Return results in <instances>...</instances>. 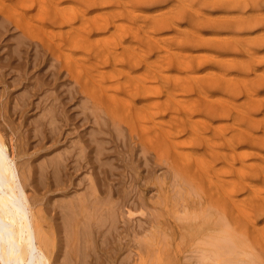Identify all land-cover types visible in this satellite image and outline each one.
I'll return each instance as SVG.
<instances>
[{"label":"rangeland","instance_id":"1","mask_svg":"<svg viewBox=\"0 0 264 264\" xmlns=\"http://www.w3.org/2000/svg\"><path fill=\"white\" fill-rule=\"evenodd\" d=\"M6 1V5H8V7L10 6L9 4H7V2L8 3H10L11 2V6L14 4V0H5ZM21 1V0H20ZM26 1V2H25ZM44 0H23V2L21 1V2H19V0L17 1V2H15V7L14 6H12V9H11V13H9L10 11H7V10H10V9H8L7 7H5V10L8 12V14L6 13V11H4V7L2 8L1 6H0V132L4 135L5 134V136H7L8 135V133H9V135L7 136V137H5L6 138V140H8V139H10V140H8L7 141V143L8 144H10L9 146H12V144H13V146H14V144H15V146L13 147L12 146V148H11V150L9 151V154H11V155H14L13 156V158L14 157H16V159L14 158V161H15V164H16V162H21V163H17L16 164V167H17V171H18V174H19V176L21 175V179H20V181L22 182L21 184H22V186H23V188H24V190L25 191H27V195H28V197H30V198H28V199H30V200H32L31 202H30V200H29V202L32 204V209H33V207H35L34 208V210H37V208H39L40 207V209H38V210H40V216L41 217H43V218H41V222H42V224H45V225H43L44 227H47V226H50L52 223V225L51 226H53L54 227V229H55V235H56V237H55V239H54V243H55V245H54V248H56V246H58L57 248H56V250L55 249H53V255L51 256V260H50V264H86V262H87V264H163L164 263V260H166V261H168L169 259H171V258H176L175 259V261H176V263L178 264V259H179V257H180V259H179V264H181V263H183V261H182V259L184 258L185 259V262H189V263H187V264H190L191 262L189 261V260H192V263L191 264H204V263H206V261L207 260H200L199 258H198V256H199V254L196 252V248H198V247H196V246H198V241H197V238L196 237H194L195 235V232H194V226H192V225H189L191 222H188V223H185L184 221V218L183 219H181L180 221V224H179V219H178V221H177V214H178V210H180V211H182V209H179L180 207L181 208H183L184 209V206H186L185 208H190V209H188V211L190 212V214L192 213V212H194V211H196V209H198L197 211H201V207L202 206H204V208L206 207V209H208V208H211V207H208L207 208V204H205L204 202H206V199L204 198V193H201L200 191H202V190H200L199 189V186L195 183V182H198L197 180L194 182V180H192L191 178L194 176L195 177V175H197V174H195V175H193L192 177H187V175H185L184 176V174L183 173H180L179 172V169H177V172H176V167H174L175 166V164L176 163H178V165H180V160H178V158H177V156L175 157L174 156V152L175 151H173L172 152V154H171V151L173 150L172 148H174V150H175V147H177V148H179V147H181V148H179V149H177L176 148V150H177V152H182V153H185L186 151H189V152H186L187 154H190L192 151H193V153L194 154H192V155H194L195 157H196V159H194L193 160V158H194V156H192L191 154H190V157L189 156H187L186 155V157L183 155V157H185L184 159L185 160H187V161H184V163H188V161H191V162H189L190 164H188L189 166H191V164H193V166H194V164L195 165H198L197 163H195V162H197L199 159H206V160H204V161H207V160H209L208 162H209V164L208 165H215L216 166V168L218 167L219 169H220V167L218 166V165H225V164H228V165H225V167H223V169H222V167H221V170L219 171H217L215 174H216V176H215V178H219V179H215L214 178V174L212 173H210V175L214 178H212L213 180L211 181H209V179H208V177H206L207 179H204L205 177H203L202 178V180L204 179L205 181H207V182H203V183H200L199 185H203V184H205V185H203V186H200V188L202 187H206V188H208L207 186H211V184L213 183V181H215V180H221V178H223V180H221L220 182L219 181H217V182H219V184H226L227 186H229V187H227V188H225L224 187V191L222 192V191H220V192H222L223 194H225L222 198H227L228 200L229 199H235L234 197H238V196H240V195H244V196H241L242 198H239L240 200H241V202H239L240 200L238 199V202L237 201H235L236 203H238L239 204V207H240V204L243 202V199H244V202L246 201V198H248L249 197V195L250 194H248L249 193V189H250V192L252 191V192H254L255 190H257V192H258V194H259V192L261 191V192H263L264 191V187H262V186H264V182H260V179H262L263 177H264V173L262 172V171H260V169L259 168H262L261 170H263L264 171V164L262 163H257V160L260 158H262L263 156H264V152H262L263 153V156H261L260 154H262V153H260L259 155H258V153L260 152V150L261 151H264V141H262L263 139H264V136L262 137V138H260L261 137V135L263 134L264 135V133L262 132V131H264V127H262V126H264V122H263V119H264V117H262L264 114V106H262V105H264V103L263 104H261L260 105V103H261V100H262V102L264 101V98H262V97H264V95H263V93H264V84L262 85H260V87H259V85H258V87H255L256 86V84L258 83V81H259V84H260V82L261 83H264L263 82V80L261 81L259 78L260 77H262V76H264V59L263 58H261L263 61H262V63L260 62V64H259V60L261 61V59H259L258 57L256 58V56L257 55H263L264 54V42L261 44L259 41H258V43H257V40H262V39H264L263 38V34H262V36H261V34H258V36L259 37H262V38H259L258 36V38L256 37V34H257V32L260 30V32H264V30H262V29H264L263 27H264V23H263V19H261L260 20V18H262L263 17V15H262V13H264V12H262V10H264V0H262V3L261 2H259V1H261V0H253V2L254 1H256V6L257 7H255L254 5H252V6H254L255 8H257V11L259 12H257L256 11V16L258 17H256L255 15H254V13H252V12H255V10H253V8H249L250 6H251V4H254L253 2H252V0H243V2L244 3H246L247 5H248V3H249V5L247 6L246 4H245V6H247V7H245V8H243V7H241V8H239V6H240V4L241 3H239V1L240 2H242L241 0H237L238 1V3L239 4H237V1L236 0H232V1H234V4H233V6H231V8L229 7V9H228V6H229V4H232L233 2H231L230 3V0H225L226 2H227V4H226V2L223 0L222 2H220L221 0H217V3H216V0L213 2L214 3V5L210 2V1H212V0H205V1H203V0H201V2H204V3H207V4H205L206 6L208 5V3L214 8H211L210 7V5H208L210 8H208V7H206V6H201V3L199 4V2L198 3H195L194 1H196V0H192V1H185V0H183V1H185V2H183V4L181 3L182 2V0H181V2H180V0L178 1V0H176L175 1V3L173 4V0L171 1V0H165L164 2H160L159 0L157 1V2H155V4H154V2L152 1V0H148V1H152V2H150V3H148V1L146 0V1H144V2H147L146 3V6L145 5H143L142 6V4L140 3V5L138 4V6H139V8H136L135 6H137L136 4H134V2L133 3H129V1H127V0H123V1H121V2H124V3H121L120 2V0H118L117 2L118 3H120V4H118V3H116L115 4V0H112V2L114 1V3H112V5L109 3V2H106V0L104 1V3H103V5H102V3H101V7H100V4L99 3H97L98 2V0H97V2H95L96 0H94V2L92 3V2H89V3H91V4H89L88 3V1L89 0H86L87 2H85V0L83 1H81V0H72L73 2L71 3V0H59L60 2H55V1H53L52 0V2H48V1H50V0H45V2H47V4H49V5H51L50 7H47V4L46 3H44L43 2ZM70 3H69V2ZM74 1H75V3H74ZM79 1H81V2H79ZM92 1V0H91ZM103 1V0H102ZM101 0H100V2H102ZM126 1L129 3H126ZM130 1H132V0H130ZM139 1H141V0H139ZM142 1V2H143ZM156 1V0H155ZM170 1V2H169ZM200 1V0H199ZM207 1H209V2H207ZM251 1V2H250ZM44 3V4H41V3ZM53 2H55V3H57V4H59V5H62V4H64L61 8H63V7H65L66 6V9H67V5L69 4L70 6H69V8L67 9V10H69V13H71L72 11H74V12H76V15L77 16H79L80 14H81V18L83 17H85V19H86V17H89L88 16V14L89 15H91V17H94L93 15L95 14V17L97 18H99L100 20H97L98 22L100 21V23H106L105 24V27H106V29H104L103 31H102V27H103V25L104 24H102L101 25V27H99V25H100V23L98 24V22L96 21V19L95 18H91V20H92V22H93V20H94V22H95V24H94V22H93V24L94 25H92V22L89 20V18H88V20L87 21H89V23H90V25H89V23H85L84 24V21L85 20H82V22H83V24L82 25H80V26H82L81 28H79L78 27V25H79V21H81V20H79V19H81V18H79V17H77V18H73V20L74 21H76V22H72L71 24L73 25V23H75L73 26H75L76 24H78L77 25V27H78V30H79V32H77V30H76V26L75 27H73L71 24H69V22L68 21H66L67 20V18H62V19H60V20H63L64 21V23H63V21L61 22V21H59V23L61 22V23H63V24H65V22H66V24H68V25H63V24H61V25H59V24H57V22H58V19H50L49 18V16H51V13L53 12L54 13V11H53V9H52V7H54V6H56V4H53ZM67 2V3H66ZM76 2H78V3H76ZM108 3V4H106V3ZM138 2V0H136V3ZM158 2L160 3V4H158ZM177 2H179L180 3V5L182 4V6H184V8H185V13H188V12H192L191 13V16L193 15L194 16V18L196 17H198V18H201V19H198V21H197V19H196V21H195V23L194 22H191V21H193L192 20V18L193 17H191L190 18V13L188 14L189 15V18L191 19L189 22H186L187 20H188V17H186V16H188V15H185V13L182 11V9L181 10H179L177 7V9L179 10V12H178V16H181V13L183 14L184 13V18L186 17V19L184 20V18L182 19V18H179L178 19V16L177 15H175L176 14V10H175V12H174V10H173V8H171L170 10L172 11V12H174L175 14V16H176V18L178 19V20H176L175 18H174V16L172 15V19H171V15H170V19H171V21L173 22V23H176V26L175 25H173L172 24V22L170 21V19L168 20V24L165 22V23H161V24H163V27H164V24H166V25H168V28H163V29H160V27L162 28V26H160V27H158L159 25H158V23L159 22H156V21H158L159 20V18H160V15H159V13L161 14V18H160V21L162 20V17L164 16L163 14H165V15H167L166 14V12L165 13H162V12H164L165 11V9L168 7V5H170V7H175V6H177ZM190 2H192V4L194 5V4H197L198 6H200V8L199 7H197V5H196V7H194L193 6V8H191L192 7V5H189V4H191ZM219 2V3H218ZM223 2H224V4L227 6V7H225V5L223 4ZM257 2H259V3H257ZM13 3V4H12ZM17 3V4H16ZM23 4V5H21V4ZM98 4V5H95V4ZM153 3V4H152ZM170 3H172V4H170ZM179 3H178V5H179ZM189 3V4H188ZM236 3V4H235ZM19 4V5H18ZM54 6H53V5ZM74 4H76V5H74ZM81 5L82 4V6L80 7V6H78V5ZM104 4H106V6L104 5ZM119 5V7L121 8V10L120 11H122L123 9H124V11H123V13L125 12L126 13V16H127V18H131L132 19V16H135V18H133L132 19V22L131 21H129L130 19H125L126 17H125V15L123 14V16L121 17V16H119L120 14H122V12H120L118 9H119V7H118V5ZM124 6H122V5ZM128 4V5H127ZM132 4H134L133 5V7L131 6ZM144 4V3H143ZM187 4V5H186ZM203 4V3H202ZM217 4H219V8L216 6ZM221 4H223L224 5V7H223V5H221ZM260 4V6H261V10L259 11V7H258V5ZM0 5H1V3H0ZM3 5L4 6H6L4 3H3ZM18 5V6H17ZM43 6V5H46V6H43L42 8L40 7V6ZM58 5V6H59ZM88 5H89V7H88ZM91 5V6H90ZM108 5H110V6H108ZM114 5V6H113ZM148 5V6H147ZM204 5V4H203ZM234 5H235V7H236V5L238 6V7H234ZM243 5V4H242ZM10 6V7H11ZM17 6V7H16ZM23 6V7H22ZM27 6V7H26ZM71 6L72 7H75V6H78L77 7V10H76V7H75V10L73 9V10H71L72 8H71ZM131 6V7H130ZM161 6V7H160ZM166 6V7H165ZM191 6V7H190ZM31 7V8H30ZM45 7H47V9L48 10H46V8ZM79 7H80V10L83 8V9H85L84 7H88L87 8V11H85V10H82V11H79L78 9H79ZM112 7V8H111ZM128 7V8H127ZM141 7V8H140ZM179 8H183V7H180V6H178ZM191 9H190V8ZM7 8V9H6ZM22 8H24L23 10L26 12V13H28V12H31L32 14H34V15H32L31 13H29V14H31V16L29 15V14H25V12H20V11H23L22 10ZM38 8H39V10H38ZM55 8V7H54ZM108 8H111L110 10L108 9ZM113 8H115V10L113 9ZM118 8V9H117ZM127 8V9H126ZM134 9V11H135V13H137L138 14V18L139 19H141L140 17H142V16H140L139 15V13L140 12H143L142 14L143 15H145V14H147V16L145 15L144 17H145V19H141V20H139L138 18H136V15H131V13H134V11H132V9ZM135 8H136V10H135ZM144 8L145 9H147V10H144ZM160 8V11L159 10H157V9H159ZM165 8V9H164ZM200 9V10H198V9ZM202 8V9H201ZM222 8H224V11H223V9ZM241 9V10H239V11H237V9ZM42 9V10H41ZM44 9V10H43ZM103 9H105V10H103ZM117 9V10H116ZM130 10L131 9V11H130V13H128L126 10ZM137 9H139V13L137 12L138 10ZM143 9V10H142ZM154 9H156V11L154 10ZM164 10V11H161V10ZM168 9V8H167ZM166 9V10H167ZM188 9V10H187ZM207 10V11H204V10ZM226 9V10H225ZM244 9V10H243ZM247 9H250V10H247ZM251 9H252V11H251ZM47 11V14H49L48 13V11H50V14H49V16L47 15H45L44 13ZM64 10H65V8H64ZM70 10H71V12H70ZM106 10L108 11V12H110V13H108L110 16H112V17H110L107 13H106ZM149 10V11H148ZM154 10V13L155 14H158V16L157 17H152L154 20L155 19H157L158 18V20H155V21H153L154 23L156 22L157 23V25H156V23H155V25L158 27V30H157V32H156V29L154 30V28L156 27V26H154V28H151L152 26H151V24H153V23H151L152 21H149L148 20V18L150 17V15H151V12ZM211 11V12H209V11ZM231 10L233 11V13L231 12ZM236 10V11H235ZM33 11V12H32ZM34 11L36 12V13H34ZM41 12V14H39L40 12ZM52 11V12H51ZM84 11H85V13H84ZM99 11V12H98ZM100 11H102L103 13V15H99L100 14ZM111 11H113V12H116V13H113L114 15H112V13H111ZM170 11V12H171ZM202 11V12H201ZM203 11H204V13H203ZM214 11V12H213ZM215 11H217V12H215ZM221 11L222 12H224L223 14L226 16H223V14L221 13ZM231 12V14L233 15L234 13H236L237 12V14H238V12H242L241 14H240V17H241V19H240V17H239V20H242V21H238L237 20V18L238 17H236V14H234V16L233 17H235L236 18V21H232V24L234 25V26H236L237 25V23H239V22H242V24H243V22L245 21L244 20V17H247V15L248 14H246V13H248V11H250V13H252L251 15H252V17H248V18H255L256 19V21L258 22V19H259V21H260V23H263V24H260L259 23V25H256L255 24V22L254 23H252L251 22V24L252 25H254L255 24V26H252L251 25V27L253 28H250V26L248 27L247 25H248V23H250V22H248L247 23V21L246 22H244V23H246V25H243V29L242 28H239V27H241L242 26V24H238V25H241V26H239L238 28H239V30L240 29H242V30H238L237 29V31H236V29H234V27H230V25H232L231 23H229L230 25H228L227 26V22H226V20L228 21V20H230V22H231V20H233L234 18H232V16H231V14H230V12L229 13H227V12ZM2 12H5L6 13V15H7V18L5 17L6 15H5V13L4 14H1ZM42 12H44V13H42ZM65 12H66V10H65ZM80 12V13H79ZM82 12H83V14H82ZM87 12V13H86ZM93 12H94V14H93ZM105 12V13H104ZM147 12V13H146ZM148 12H149V14L150 15H148ZM159 12V13H158ZM168 12H169V10H168ZM171 12V13H172ZM181 12V13H180ZM193 12H196V14L198 13L199 14V16L203 13V14H205L206 15V13L207 14H213V13H215V15L213 16V15H211V18L212 17H214V18H216V19H213V20H216V22H217V25H216V23L214 24V25H212L211 24V22L212 23H214V21H210V20H212V19H210V17H209V15H202V16H197L196 14H194ZM201 14H200V13ZM244 12H246V13H244ZM260 12H262V13H260ZM67 13H68V11H67ZM120 13V14H119ZM170 13V14H171ZM218 13V14H217ZM227 13V14H226ZM243 13H244V15L245 16H243ZM258 13V14H257ZM10 14V15H9ZM11 14H14V15H12V17H14L13 19L15 20V18H16V20L19 18V17H21V18H19V19H21L22 21L20 22V20H19V22H17V23H15V24H19V25H21V23H22V25L21 26H23V28H25V26H27L26 28H28L29 27V30H32V29H34L35 31L38 29L39 30V32H35L34 30V32H32V33H35V34H32L31 33V31H29L28 29H22V27H15V26H17V25H14L13 23H14V20H13V22L11 21L12 20V17H10L9 18V16H11ZM45 15V17H47L46 18V20H43V17L44 16H42V15ZM79 14V15H78ZM85 14H87V15H85ZM107 14V15H106ZM119 14V15H118ZM141 14V13H140ZM141 14V15H142ZM152 14H153V12H152ZM155 14H153V15H155ZM169 14V13H168ZM217 14V15H216ZM261 14V15H260ZM4 17H3V16ZM35 15H37V16H35ZM53 15V14H52ZM76 15H74L75 17H76ZM103 16V19H104V17H105V15L106 16H108V17H105V19H107V20H109V21H104L102 18H100L99 16ZM116 15H118L119 16V19H118V16H116ZM153 15H151V16H153ZM163 15V16H162ZM229 15V16H228ZM54 16V15H53ZM129 16V17H128ZM140 16V17H139ZM183 16V15H182ZM181 16V17H182ZM208 16V17H207ZM223 17L224 19L225 18H227V17H229V19L227 18V19H225L224 20V22H222L221 20H223V18L222 19H220L219 20V18L220 17ZM238 16V15H237ZM262 16V17H261ZM28 17L31 19V20H29L28 19ZM143 17V18H144ZM146 17H147V19H146ZM208 19V21H205L206 23H209L211 26H218L220 29H217L216 27H206L205 25H202V26H204V27H201V26H198L197 28H196V25H198L199 23H196V22H199V21H201L202 22V24H203V21L204 20H207L206 18ZM9 18V19H8ZM24 18H25V20H24ZM82 18V19H83ZM97 18V19H98ZM113 18V20H111ZM121 18V19H120ZM151 18V17H150ZM151 18V19H152ZM167 18H169V15H168V17L166 16V18L162 21V22H164V21H167ZM173 18H174V20H173ZM202 18H203V21H202ZM205 18V19H204ZM247 18V19H248ZM26 19L27 20H29V21H32L33 19V22L35 21V20H39V21H35L34 22V24L32 23V22H29V24H31L32 26H30L28 23H26V25H25V21H26ZM47 19H50V22H48V20ZM116 19H118V20H116ZM123 19V20H122ZM124 19L125 20H127V21H124ZM137 20V21H135V20ZM182 19V20H181ZM246 19V20H247ZM250 19H248V21L250 20ZM3 20V21H2ZM24 20V21H23ZM116 20V21H115ZM143 20H146V21H148V22H150L149 24H150V27L148 28V26H149V24L147 25V28H145L146 27V25H144L145 23H148V22H146V21H144L145 23H143L142 24V21ZM251 20H254V19H251ZM250 20V21H251ZM43 23H42V22ZM47 23H45V22ZM51 21H53V23L54 22H56L54 25H52L53 23L51 22ZM112 21V22H111ZM115 21V22H114ZM120 21L122 22V23H120ZM130 22L131 23V26L132 27H134V29L130 26L129 28L131 29L130 31H129V28H128V26H126L127 24L129 25L130 23H127V22ZM138 22L139 21V23L138 24H140V26H138V24H137V26H138V29L136 30V23L135 22ZM140 21H141V23H140ZM174 21H176V22H174ZM222 23V26H221V23ZM24 22V23H23ZM26 22H28V21H26ZM68 22V23H67ZM78 22V23H77ZM86 22V21H85ZM96 22H97V24H96ZM107 22H108V24H107ZM116 22H117V27H119L122 31H120V29H119V31H118V33L119 34H117V31H116V29H118V28H116L115 27V25H113V24H116ZM124 22H126V32H125V28H121V24H123ZM171 22V23H170ZM191 22V23H190ZM234 22V23H233ZM236 22V23H235ZM38 23H40V24H38ZM52 23V24H51ZM111 23V24H110ZM177 23L179 24V26L177 25ZM39 26H38V25ZM44 24V25H43ZM48 24H49V26H48ZM86 24H87V26H86ZM120 24V25H119ZM160 24V25H161ZM170 24V25H169ZM191 24V25H190ZM194 24V25H193ZM201 24V23H200ZM209 24H207V26H210ZM223 24L225 25V27L226 28H222L223 27ZM18 25V26H19ZM42 25V26H41ZM57 25V26H56ZM70 25V26H69ZM95 26V27H92V26ZM98 25V26H97ZM112 25V26H111ZM134 25V26H133ZM144 25V26H143ZM173 25V26H172ZM181 25H183V26H181ZM186 25H189L188 26V28H190V30H191V27L190 26H193V28L192 29H195V32L193 31V30H191V33L190 32H188V31H190V30H186V28L185 27H187ZM237 25V26H238ZM250 25V24H249ZM33 26H34V28H33ZM36 26V27H35ZM48 26V27H47ZM50 26H52V27H50ZM55 26V27H54ZM58 26H61L60 28H58ZM72 26V29H75L76 30V32H75V30H70V27ZM85 26V27H84ZM88 26L91 28L92 27V30L90 29H88ZM123 26H124V24H123ZM124 26V27H125ZM143 26V27H142ZM244 26H247L248 27V29H245V28H247V27H244ZM30 27L32 28V29H30ZM39 27H42V28H39ZM45 27H47V28H50V29H47V28H45ZM87 27V29H88V31L91 33L90 35H89V33H87L88 31H87V29H84V28H86ZM140 27H142L143 29H144V32H142L143 30H142V28L140 29ZM175 29H177V30H175V31H171V30H174L173 28ZM195 27V28H194ZM229 27V28H228ZM257 27H258V29H257ZM37 28V29H36ZM61 28H62V32H61ZM67 28H69V31H68V29H67V31H66V29ZM94 28H96V29H94ZM100 28H101V30H100ZM153 29V30H151V29ZM180 28V29H179ZM184 28V29H183ZM202 28V29H201ZM231 28V29H230ZM237 28V27H236ZM262 28V29H261ZM47 29V30H46ZM55 29H57V30H55ZM63 29H65V31L63 30ZM84 31L83 33H82V31ZM113 29V30H112ZM147 29V30H146ZM233 29H234V31H233ZM257 29V30H256ZM24 32V31H26V34L28 35V31L32 34H29L28 36L27 35H25L26 37H24V34L25 33H23L22 31ZM28 30V31H27ZM50 30H54L55 32H57V33H54V34H56V35H59V36H55L54 34H53V32L54 31H51L50 32ZM96 30V31H95ZM101 32H100V31ZM112 30V31H111ZM115 30V32H114V37H115V39H116V41H114L113 42V40H115L114 38H113V31ZM133 30H135L134 31V33H136V31L138 32V31H140V32H138L139 34L142 32V34L145 36V35H148V39H147V36H146V39H144V36L142 35V34H140V35H142L143 36V38H141L140 37V39L138 40V38L137 39H135V40H133L134 38H136L135 36H133ZM142 30V31H141ZM160 30V31H159ZM169 30V31H168ZM180 30V31H179ZM186 31V36H184V34H182V33H184V32H182V31ZM253 30H255V31H253ZM44 31H46L45 33H44ZM63 34V35H61L60 34V32ZM64 31V32H63ZM71 31V32H70ZM124 31V35L122 34L121 36H120V33H122ZM127 31H128V33H127ZM149 31H150V34L151 33H153L152 34V36L153 37H150L151 35H149V34H147V33H149ZM177 31V32H176ZM197 31V32H196ZM200 31V32H199ZM202 31H204V32H202ZM209 31V32H208ZM212 31H214L216 34H218V35H216L215 33H212ZM217 31H219V32H217ZM227 31H230L231 33H233L234 32V34H235V32H238V33H241V34H246L245 36L243 35H241L240 36V34H238V33H236L235 35H237V37L238 38H240V40H241V43L244 41V40H246L247 38H249V37H253L254 38V35L253 34H255V37H256V42H251L252 40H253V38L251 39H247V41H245L244 43H239V39L233 34L232 36L234 37V38H231L230 39V35H231V33H229V36L227 35L228 33H227ZM252 31V32H251ZM22 32V33H21ZM43 32V33H42ZM49 32H50V34H51V36H50V34H49ZM68 32H70L69 33V35H72L73 33H75V35H77L78 36V38H79V40H81V39H86L87 38V43H88V41L90 42L91 40H92V38L94 39V36L96 35V37L95 38H98V39H94V42H96L97 41V43L95 44H93L92 42L93 41H91V43L94 45H91V47L93 48V52L95 51V53H97L98 52V50H95L94 48L96 47L97 49H99V47L101 48H104L103 49V52H105V51H108L106 54H107V56H106V59L107 58H110V59H107L108 61H109V63L107 62V60H105V62H107V63H105L104 62V60L103 61H101L102 59H104L105 58V55H102V57L104 56V58H102L101 57V52H102V50H100L99 49V55L97 54L96 56L98 57H96V56H94L95 55V53H93L92 54V51H91V47H90V45L88 46V44H87V46L84 44L85 42H83V44H84V47L86 46V48L87 47H90L89 48V50L91 51V53H90V51L89 52H87L88 51V49H87V51H85V52H87V54L88 53H90V55L88 54V56H89V59H88V57L87 58H85L87 55H86V53L84 54V50L86 49V48H83V46H80V43L82 42V40H81V42H79V44H78V42L76 43V42H71V39H70V41L69 42H71L72 43V45H71V43L69 44V42H68V37H69V35L67 34ZM73 32V33H72ZM81 32V33H80ZM97 32V33H96ZM132 32V33H131ZM172 33V35H174L175 34V32L177 33V35L175 36L174 35V37L171 35V33ZM180 32V33H179ZM188 32V33H187ZM192 32H194V33H192ZM222 32V33H221ZM225 32V33H224ZM243 32V33H242ZM246 32V33H245ZM249 32V33H248ZM259 32V33H260ZM72 33V34H71ZM111 33V34H110ZM115 33L117 34V36L118 37H116L115 36ZM146 33V34H145ZM155 33V34H154ZM159 33V34H158ZM169 34V36H167L168 34ZM174 33V34H173ZM198 33V34H197ZM201 33H203V34H201ZM227 33V34H226ZM42 35V37L43 38H39L38 39V37H40V35ZM45 34H47L48 35V37H46L45 36ZM79 34H82V36L81 35H79ZM83 34H84V36H83ZM85 34H87L88 35V37H86L87 35H85ZM99 34L100 35H102V36H108L106 39L107 40H110V41H107L106 39H104V37H103V40H104V42H103V40L101 39V36H99ZM106 34V35H105ZM127 34V35H126ZM137 34V33H136ZM162 36H161V35ZM165 34V35H164ZM167 34V35H166ZM178 34H180V35H178ZM201 34V35H200ZM207 36H206V35ZM222 34V35H221ZM224 34V35H223ZM249 34V35H248ZM251 34V35H250ZM35 37H34V36ZM37 35H38V37H37ZM67 35H68V37H67ZM74 35V36H75ZM112 37H111V36ZM132 36L133 38H130L131 39V41L130 40H128L129 39V37L128 36ZM135 35V34H134ZM139 35V36H140ZM158 35V36H157ZM182 35V36H181ZM187 35H191V37H189V36H187ZM197 36V37H199V38H201L202 40L201 41H204L207 45H205L203 42V44H202V46L199 44V38H198V42L195 40V38L193 37V36ZM201 37H200V36ZM214 35L215 36H219V37H214ZM240 37H239V36ZM248 35V36H247ZM253 35V36H252ZM30 36V37H29ZM33 36V37H32ZM63 36V37H62ZM99 36V37H98ZM137 36H138V34H137ZM138 36V37H139ZM154 36H157L158 38H159V40L157 39V37H154ZM163 36H166L167 38L168 37H170V36H172V38H169V40L166 38V37H164L163 38ZM178 36H181V37H184V41L186 40V38L187 39H189L191 42L192 41H195L196 43H198L200 46H198L197 47V44H195V42H192V43H194L196 46H194L193 47V44L191 45L190 43L191 42H189L188 40H186V43H188V44H185V45H182V46H180V47H178L177 45L175 46L174 44H177L178 43V45H181V44H179L180 43V41H178L179 39H181V37L180 38H178ZM212 36V37H211ZM222 36V38H223V40H220V39H222V38H220ZM229 38H228V37ZM231 36V37H232ZM29 37V38H28ZM46 37V38H45ZM71 37V36H70ZM89 37H90V40H89ZM92 37V38H91ZM110 37V38H109ZM178 39H176V38ZM194 39H193V38ZM197 37H196V39H197ZM211 37V38H210ZM247 37V38H246ZM20 38V39H19ZM50 38H52V39H50ZM77 38V37H76ZM78 38L77 39H75V37H74V39L75 40H73V41H78ZM99 38H100V43H98V40H99ZM117 38H120V42L123 44V46H122V44L118 41V39ZM121 38H123V40L121 39ZM125 38V39H124ZM165 38L167 39V43H166V41H165ZM175 39L174 41H176V42H174L173 43V45H172V39ZM208 38V39H207ZM209 38H210V40L212 39L213 41L215 40V41H218V40H216V39H218L219 38V40H220V44L219 43H217V45L218 46H220L221 48H222V46L225 44V42H226V46L228 45V44H230L229 42H228V40L230 41V40H232L231 41V43H234L235 44V47H234V45H231V46H233V50L231 51V49H232V47L230 48V47H227V50H223V48L221 49L220 47H218L219 49H217L215 46H216V42H211V41H208L209 40ZM225 38V39H224ZM242 38H244V40L242 39ZM246 38V39H245ZM41 39H44V41H41ZM45 39L47 40V41H45ZM54 39V40H53ZM59 39V40H58ZM72 39H73V36H72ZM141 39H144V40H142V42H144V44L143 43H140V41H141ZM160 39H163V40H160ZM191 39H193V40H191ZM204 39H206V41L204 40ZM234 39V40H233ZM255 39V38H254ZM32 40V41H31ZM58 40V41H57ZM60 40H62V41H60ZM112 40V41H111ZM137 40V41H136ZM149 40V41H148ZM150 40L151 41H153V43H151L150 45H148V47L149 48H147V50L146 49H143V48H146L147 47V44L148 43H150ZM155 40H157V41H159V43L157 42V41H155ZM172 40V41H171ZM249 40H250V43H249ZM41 41V42H40ZM49 41V42H48ZM52 41H55V43H56V41H57V43H58V45H60L61 44V42L63 43V42H66V43H63V46H64V44H68V46H67V48L65 47H63L64 48V50L65 49H68V48H70L69 50H71V51H68V50H63V48H61L60 46L62 45H60L59 47L60 48H57V47H55V43L54 42H52ZM83 41H86V40H83ZM109 42V44H114L115 46H116V44L118 45L117 46V48H115V46L113 47V46H110V48L107 46V42ZM127 41H130V42H127ZM136 41V42H135ZM171 42V45H170V43L169 42ZM178 41V42H177ZM181 41H183V38H182V40ZM183 41V43H185ZM221 41H223L224 42V44L221 42ZM234 41H236V42H234ZM255 41V40H254ZM263 41V40H262ZM45 42L49 45V43H50V46L48 47V50L46 49L47 47H45L47 44H45ZM101 42H103V45L105 44L106 45V47H108V49L106 50L105 48V46H103L102 45V43ZM111 42V43H110ZM127 42V43H126ZM160 42H164L163 44L164 45H162V43L160 44ZM247 42V43H246ZM34 43V44H33ZM56 43V44H57ZM90 43V44H91ZM134 43H136V44H134ZM138 43H139V46H138ZM146 43V44H145ZM154 43L156 44V46L154 45ZM208 43H209V47H208ZM211 43L212 44H214L215 46H213V45H211ZM221 43H222V45H221ZM236 43H237V45H236ZM255 43V45H258L259 47H257V46H253V44ZM257 43V44H256ZM42 44V45H41ZM45 44V46L43 47V45ZM52 44V45H51ZM83 44H81V45H83ZM120 44V45H119ZM133 44V45H132ZM159 44V45H158ZM166 44V45H165ZM167 44H169V45H167ZM239 44H241V45H239ZM245 44H249V45H252V46H247V45H245ZM261 44V45H260ZM98 47H97V46ZM101 45V46H100ZM124 45H126L127 46V48L130 50V52H132L131 51V48H132V50H133V54L132 55H134L133 57H137V58H139V59H142L139 63H137L138 62V60L136 59V61L137 62H133V61H131L132 62V64L130 63V65H132V69L130 68V67H128V66H130L129 65V62H130V59L127 57L128 55H126L125 54V52L128 50V49H126V48H124V47H126V46H124ZM135 45V46H134ZM142 45H143V47H142ZM157 45H158V47L160 48V49H158V47H157ZM244 45H245V49H242V46L244 47ZM129 46H131V47H129ZM150 46L152 47V49L150 48ZM162 46H164V48L162 47ZM166 46V47H165ZM168 46V47H167ZM172 46V48H173V50L175 51V52H177V56H176V53L174 54V53H172V52H174L172 49H170V47ZM175 46V47H174ZM183 46H185V47H183ZM189 46H191V47H189ZM212 46V47H211ZM229 46V45H228ZM246 46L248 47V48H250V50L252 49V51H254V50H256L255 51V53L254 54H256V55H254L255 57H252L253 55H250L251 53H244L245 52V50L246 51H248L247 49H246ZM55 47V49L54 50H52V48H54ZM77 47V48H76ZM79 47V48H78ZM112 47H113V49H112ZM121 47H122V49L124 50V51H122L121 50ZM135 47V48H134ZM138 47H140L141 49H143V50H140ZM155 47V48H154ZM157 47V48H156ZM180 50V52L182 51L183 53L185 52V55H187V56H185L182 52L180 53V55H179V50L177 49V48ZM182 47H183V49H182ZM193 47V48H192ZM197 47V48H196ZM239 47V48H238ZM253 47V48H252ZM49 48H50V50H49ZM73 48V49H72ZM75 48V49H74ZM101 48V49H102ZM134 48V49H133ZM175 48H176V50H175ZM182 50H181V49ZM184 48H185V50H184ZM186 48H188V49H190V50H186ZM201 48V49H200ZM202 48H203V50L206 52V53H208L209 51L210 52H212L213 53V55L212 54H210V55H212L213 57H210L208 54H206V53H204L203 51H202ZM226 47H225V45H224V49H225ZM236 48V50H234ZM255 48V49H254ZM59 49H61V50H59ZM80 51H79V50ZM84 49V50H83ZM139 49V51H142V52H144V53H141V52H139L138 54H137V50ZM151 50V52L149 53V50ZM163 49H165L164 51H163ZM169 49V50H168ZM195 49H197V50H195ZM200 49V50H199ZM205 49H207V50H205ZM262 49V50H261ZM59 51L60 52V54L64 57V56H68V58H70V60L68 61V62H72L73 60L72 59H74V57H76L75 55L76 54H79V56L77 55V57L78 58H80L81 60H83V61H81L80 59V61H79V63L80 64H76L74 67L75 68H77L78 67V69H76V71H77V73L78 74H80V75H83L82 77L84 78H82L81 76H78V74L76 73V71L75 70H73V66L71 65V64H75L77 61H78V58L76 57V59L77 60H74V61H76V62H70V65L69 64H65V61L64 60H66L65 58H64V60H63V58H62V56L60 55L59 56V54H56L55 53V51ZM72 50H74V55H73V51ZM110 50H112V51H110ZM117 52H115V51ZM121 50V51H120ZM129 50H128V52H126L127 54H129L130 55V52H129ZM159 50V51H158ZM161 50V51H160ZM166 50H167V52H166ZM209 50V51H208ZM238 50H240V51H238ZM241 50H242V53L244 54V57H249L250 56V58H251V61L252 60H254V61H256V59H258L256 62H254V61H252V62H254V63H252L250 60H248L249 62H250V64H249V67H248V64H247V59H245L246 61H244V59H242L243 58V56L241 57V55H243L242 53H241ZM250 50L248 51V52H250ZM261 50V51H260ZM49 51V52H48ZM61 51H62V53H61ZM67 51H68V53H70V54H68L67 53ZM118 51H120V53H122L123 55H121ZM137 51V52H136ZM148 51V53H146ZM154 51H156V52H154ZM170 53H169V52ZM190 51V52H189ZM194 51V52H193ZM198 51V52H197ZM214 51L216 52L215 54H217V56H215V54H214ZM238 51V52H237ZM251 51V52H252ZM66 52V53H65ZM80 52V53H79ZM83 52V53H82ZM102 52V53H103ZM110 52H112L111 53V55L114 53L115 55V57L113 56H110ZM154 52V53H153ZM186 52H188V54H190V55H188ZM201 52H203L205 55H207L208 56V58L210 59V61L213 59V58H217L216 60V63L214 62L215 61V59H213L212 61H211V63L209 62V59L207 58V56H203V54L201 53ZM209 52V53H210ZM217 52H219V54L217 53ZM227 52V53H226ZM259 54H258V53ZM50 53H51V55H50ZM58 53V52H57ZM63 53H64V55H63ZM119 53V54H118ZM146 53V54H145ZM157 53V54H156ZM158 53H160V54H158ZM195 53V55H193ZM197 53H199V54H197ZM221 53H224V55L223 54H221ZM228 53H230L229 55H228ZM232 53V54H231ZM236 53V54H235ZM253 53V52H252ZM53 54H54V56H53ZM72 54V55H71ZM144 54V55H143ZM156 54V55H155ZM162 54V55H161ZM163 54H165V55H163ZM169 54H171V56L172 57H168L167 59L169 60L170 58H172V60L170 61L171 62V64H168L167 62H169V61H167L166 60V55H169ZM173 54H174V56H173ZM183 54V55H182ZM192 54V55H191ZM196 54L198 55V57L196 56ZM202 54V55H201ZM58 57H57V56ZM81 55V56H80ZM116 55H117V59H119L118 60V62H117V59H115L116 58ZM118 55H119V57H118ZM132 55H130V58H131V60H132ZM158 55H160V56H158ZM183 56V57H187V58H189V59H187V60H185L183 57H181L180 58V56ZM227 56V57H224V56ZM261 55V56H262ZM70 56H73V58H71ZM91 56V57H90ZM94 56V57H93ZM109 56V57H108ZM121 56H123V57H125V59L124 60H127V58H128V63H125V65H124V63H123V57H121ZM142 56H144V57H142ZM165 56V57H164ZM175 56H176V58H177V61H179V63H183L184 61H186V63L188 64V63H190V65L188 66V68H187V66L186 65H184V64H186L185 62H184V67L183 68H181V66L182 65H180L179 63H177V61L176 60H174L175 59ZM179 56V57H178ZM188 56H190V57H192V59H194V60H190L191 58L190 57H188ZM223 56V57H222ZM239 56L241 57V61L239 60ZM53 57H56V59H53ZM102 59H101V58ZM148 57V58H147ZM161 57V58H160ZM173 57H174V59H173ZM194 57V58H193ZM200 57V58H199ZM219 57H220V59L221 60H219ZM229 57V58H228ZM231 57V58H230ZM263 57V56H262ZM67 58V59H68ZM91 58H94L95 59V61L94 62H96V60L97 61H100L101 63H99V62H96L98 65L99 64H101V66L104 64V66L103 67H101V66H99L100 68H102V69H104V70H102V69H100L99 67L97 68L96 66H98V65H94L93 66V64L92 63H94V62H92L93 60L91 59ZM112 58H114L115 60L113 61V59ZM151 58V59H150ZM154 58H155V60H158V61H153L154 60ZM158 58V59H157ZM160 58V59H159ZM163 58V59H162ZM183 58V59H182ZM222 58H224V59H222ZM236 61H234L233 59ZM236 58H237V60H236ZM249 58V59H250ZM253 58V59H252ZM256 58V59H255ZM53 59V60H52ZM58 59V60H57ZM88 59V60H87ZM99 59V60H98ZM101 59V60H100ZM165 59V60H164ZM179 59V60H178ZM198 59V60H197ZM207 59V60H206ZM230 59H231V63H237L238 65H240L239 64V61L242 63V60L244 61V62H246V68H242V70L244 69L245 71L247 70V69H249L250 68V70L246 73V72H244V70H243V74H246V75H242L241 76V74H242V71L240 70V68H241V65L240 66H238V70L241 72H239L236 68H234L233 69V67H237V64L234 66V64H233V66L231 65V69H230V67H228L229 69H227V70H225V72H224V69H225V66H226V64L228 65V63H230V62H228V61H230ZM61 60V61H60ZM84 60H85V62L86 61H88L87 63H85L84 62ZM92 60V61H91ZM120 60H122L121 62H119ZM146 60V61H145ZM149 60H151L150 61V64H149V62L147 63V61H149ZM161 60V61H160ZM181 60V61H180ZM184 60V61H183ZM188 60H190L189 62H187ZM201 60V61H200ZM204 60H206L207 62H205ZM225 60H227L226 61V64H224L223 65V63L222 62H224ZM58 61V62H57ZM92 62V63H89V62ZM112 61V62H111ZM163 61V62H162ZM183 61V62H182ZM191 61L193 62V66L195 67H193L192 65H191ZM61 62V63H60ZM66 62H67V60H66ZM104 62V63H103ZM114 62V63H113ZM125 62V61H124ZM146 62V63H145ZM151 62H153L152 64H151ZM248 62V63H249ZM83 63H85V64H92L91 66H93L94 67V69L95 68H97V69H99V70H93L92 69V67H90V65H86L85 66V68H86V70H87V67H88V74H87V71L84 69V67H82V69L83 70H81V66L83 65ZM95 63V64H96ZM119 63V64H118ZM157 63H159V64H161L160 66H162L161 68H162V71H160V72H158L159 71V69H161L160 67L159 68H157L156 70H155V68L159 65H155V64H157ZM167 63V64H166ZM176 63V64H175ZM202 63V64H201ZM62 64V65H61ZM116 64V65H115ZM128 64V65H127ZM138 64V65H137ZM149 64V65H148ZM166 64V68H165V66L163 67V65H165ZM179 65V67H177L178 65ZM215 64V65H214ZM219 64H220V66H219ZM245 64V63H244ZM251 64H253L254 65V67L252 68V65ZM78 65H80V67L78 66ZM107 65V66H106ZM120 65V66H119ZM122 65V66H121ZM124 65V66H123ZM146 65V66H145ZM148 65V66H147ZM151 65V66H150ZM169 65V66H168ZM224 66V69L222 68V70H223V72H221L222 70H221V66ZM229 65V66H230ZM258 66V67H256V66ZM261 65H262V67H261ZM65 66L67 67H70V66H72V68H71V70L69 69L68 70V68H65ZM77 66V67H76ZM110 66V67H109ZM126 66V67H125ZM135 68H134V67ZM143 66V67H142ZM171 66V67H170ZM190 66H192V68H194L193 70L195 71V70H197V71H192L191 70V68H190ZM202 66V67H201ZM210 66L212 67V66H214V67H212V68H210ZM222 66V67H223ZM251 66V67H250ZM90 67V68H89ZM115 68V71H112V73H110L111 72V70H113V69H111L110 70V68ZM168 67V68H167ZM197 67V68H196ZM218 67V68H217ZM220 67V68H219ZM240 67V68H239ZM248 67V68H247ZM107 68H108V70H110V72L109 71H107ZM128 70H127V69ZM140 68V69H139ZM154 68V69H153ZM177 68V69H176ZM178 68H180V70L178 69ZM190 68V69H189ZM256 68V69H255ZM261 68H262V72H263V74H262V72H259V71H261ZM66 69L68 70V72H66ZM90 69V70H89ZM92 69V70H91ZM122 69H126L125 71L124 70H122ZM148 69V70H147ZM154 71H153V70ZM205 69H207L206 71H205ZM216 69V70H215ZM251 69H253L252 71H251ZM84 70H85V72H84ZM102 70V71H101ZM105 70H106V73H108L107 75L106 74H104V72H105ZM116 70H122L124 73H121L120 71V73H121V76H122V78L123 79H121V77H120V75H117L118 73L116 72ZM131 70V71H130ZM164 70V71H163ZM175 70H177V71H175ZM191 70V71H190ZM208 70H210L209 72H208ZM211 70H213V72L214 73H212L211 72ZM220 72H219V71ZM256 70V71H255ZM79 71H81L82 73H80ZM89 71H91V72H89ZM94 71V73H96V74H92V72ZM100 73H99V72ZM126 71H128L127 73H130V74H132L133 72L134 73H138L136 76L138 77V78H141V80H143L142 82L138 79V82H135V81H137L136 79V76L134 75H131V76H129L127 73H126ZM141 71L143 72V73H141ZM218 71V73H220V74H222L223 73V75H220V74H218V73H216V72ZM226 71H228V72H226ZM236 71V72H235ZM253 71H254V73H253ZM84 72V73H83ZM113 72L114 73H117V74H113ZM147 72V73H146ZM151 73V76L150 75H148V73ZM198 72H199V75H197L198 74ZM203 72H204V75H205V77L208 75L209 76V73H211V75L209 76V77H211V80H212V78L214 77V78H216L217 80L219 79V80H221V78L222 77H220V76H224V79H222L221 81H223L224 80V83H225V81H226V76H227V80H229V81H227V83L229 84L228 86L229 87H231V84L232 83H234V82H236V81H238L239 82V75L241 76V77H243V76H245V77H243L244 78V80H245V78H246V76H247V78L249 79V80H252V79H256L257 77H258V73H261L260 75H262V76H260L259 75V78H257L256 80H258V81H256L255 79V81L257 82L256 84H253L254 83V80H252V82H250V84L251 85H255V86H252V87H250L251 85H249L248 84V82L245 80H242V82H245V84L248 86V88L245 86V84H243V86L244 87H246L245 89L242 87V85H241V83L242 82H239L238 83V85H240L239 87H241L240 88V90L242 89V91H240L239 93V95H236V96H234V93H233V96H231V94H232V92L231 91H233V90H231V88H227V87H224V88H226V89H228V91H230L229 93H231L230 94V96H229V94H227V90H226V92H223V91H225V90H223L224 88H223V86H225L224 84H222L223 86L222 87H220V90H216V89H219V85L218 84H221V83H223V82H220V83H218L219 82V80L217 81L216 79H214V81H212V82H210L211 80H209V82H210V84L209 83H207V84H209V86H207V84H206V82L207 81H205V83H203V82H201V80H199V78L201 77H204V75H202L203 74ZM230 72V73H229ZM231 72H232V74H231ZM54 73V74H53ZM73 73L74 74H76L77 76H78V78H77V82H76V78L74 77H72L71 75H73ZM85 73L87 74L86 76L88 77V79L89 80H91L90 82L88 81V79H87V77H86V79H85V77H84V75H85ZM89 73H91L90 75H91V77H92V79L93 80H96V81H92V79H91V77H89ZM133 73V74H134ZM140 73V74H139ZM165 73V74H164ZM173 73H178L179 75L182 73V76H183V78L181 79V77L182 76H180V78H178L175 74L172 76V74ZM191 73V74H190ZM206 73V74H205ZM240 73V74H239ZM71 74V75H70ZM101 74V75H100ZM105 76V80H107V81H103V75ZM112 74H113V76H112ZM125 74H127V76L129 77V78H127V76L125 75ZM141 74H142V76H141ZM155 74V75H154ZM166 74H169L168 76V79L167 80H169L170 81V84L168 83V81H165L166 80V78H167V75ZM196 74V75H195ZM214 74H218V78H217V76L215 75V76H212V75H214ZM233 74H235L234 76H233ZM249 74V75H248ZM255 74V75H254ZM258 74V75H257ZM70 75V76H69ZM95 76V79H94V76ZM98 75H100V76H98ZM115 75V76H114ZM126 77H125V76ZM139 75V76H138ZM144 75V76H143ZM149 77H148V76ZM157 75H160V78L162 79V77L163 78H165V79H163L166 83H164V81L162 82V80L161 79H159V77L157 76ZM195 75V76H194ZM226 75V76H225ZM237 75V76H236ZM74 76V75H73ZM109 76V79L107 78ZM116 76H118V80H117V84H115V85H113L114 83H116ZM153 76H154V79H155V81H153L152 79H153ZM156 76V77H155ZM176 76V77H175ZM190 76H194V77H196L197 79H195V78H191ZM198 76H199V78H198ZM207 76V77H208ZM233 76V78H231V80L229 79L230 77H232ZM252 77V79H250L251 77ZM256 76V77H255ZM73 79H72V78ZM120 77V78H119ZM146 77L147 78H149L148 80L146 79ZM173 77V78H172ZM207 77H206V79L205 80H207ZM229 77V78H228ZM132 78L134 79V82H135V85H137V84H141V86H145V87H147L148 88V83H151L150 84V87L148 88L149 90L147 91L146 89H143V87L141 88V86H139V88H141V89H143L144 90V94H143V91L141 90V89H139V88H136L135 89V87L132 85V84H134V82H132L133 80H132ZM152 78V79H151ZM186 78V79H185ZM188 78H190L189 80H188ZM200 78V79H201ZM234 78L236 79V81H234ZM111 79V80H110ZM113 79H115L114 81V83H113ZM124 79H126L127 81H125L126 83H127V85H126V83L124 84V81H122V80H124ZM192 79L194 80H197V82H201L200 84L202 85H199L196 81V83L195 82H193L192 81ZM210 79V78H209ZM232 79H233V81L234 82H232L231 83V81H232ZM263 79H264V77H263ZM74 80V81H73ZM88 81V82H86V81ZM99 80L102 82V83H105V84H102V86L99 84ZM109 80V81H108ZM149 80H151V81H149ZM160 80V81H159ZM176 80H177V82H176ZM83 81V82H82ZM128 81L129 82H131V88L132 89H130V86L128 87ZM146 81H149L148 83L146 82ZM153 81V82H152ZM157 81H159V82H161V83H163L162 85H165V89L164 88H159L158 86L156 87V85H161L159 82V84L157 83ZM203 81H204V78H203ZM79 82V83H78ZM98 82V83H97ZM108 82H112L111 84L110 83H108ZM118 82H119V86L121 87V89H120V87H117L118 86ZM123 84H122V83ZM145 82V83H144ZM180 82V83H179ZM187 82H190V84L191 83H193L191 86H192V88L193 89H190L189 87H191L190 86V84H187ZM83 83V85H80V84H82ZM85 83V84H84ZM93 83H94V85H93ZM155 83H157V84H155ZM172 83V84H171ZM203 83V84H202ZM213 83H214V85H213ZM216 83V84H215ZM218 83V84H217ZM237 83V82H236ZM236 83H234L235 84V86H232V88H234V90H239V89H237V88H239L238 87V85L236 84ZM28 84V85H27ZM73 84V85H72ZM86 84H87V86H86ZM88 84H89V86H91V84H92V87L94 86L95 87V89H93L92 87H91V89H90V87H88ZM99 84V85H98ZM110 84V85H109ZM143 84V85H142ZM145 84V85H144ZM155 85V87H152V85ZM167 84V85H166ZM183 84H187L186 86V88L184 87L183 88ZM205 84V85H204ZM104 85H106L105 87L107 88L104 92H102L104 89H105V87H104V89H103V86ZM184 85V86H185ZM196 85H199L198 86V88H197V86ZM203 85H204V87H203ZM31 86V87H30ZM36 86V87H35ZM39 86V88H37ZM80 86H84L83 88L85 89V87H86V90L85 91H83L84 93H87L86 91H88V93L92 96V94H94L93 96H97V99L95 100V98L94 97H92V98H90V100L88 99V97H89V94H88V97H85V96H87V95H85L84 93L82 94V90L83 89H81L80 88V90L81 91H79V87ZM96 86H97V88H96ZM101 87V89H100V87ZM125 86V87H124ZM126 86H127V88H126ZM171 86V87H170ZM172 86H173V88L174 89H176L175 91L176 92H173V95H175V96H173L171 93H169V92H167V90H166V88H172ZM123 87H124V89H123ZM144 87V88H145ZM214 87H216L215 88V90L213 89ZM254 87V92L252 91V88ZM28 88V89H27ZM32 88V89H31ZM71 88V89H70ZM126 88V89H125ZM155 89V90H160L161 92V94L159 95L158 93L156 94V96L153 94V93H151V91H150V89ZM169 88V89H170ZM173 88H172V90H173ZM196 88V90H194ZM200 88V89H199ZM201 88L203 89H205V88H207V92L208 91H210V92H205V90H201ZM210 88V90H208ZM223 88V89H222ZM250 88V89H249ZM257 88V89H256ZM71 90V91H69V90ZM73 89V90H72ZM93 89V90H92ZM115 89H118V90H116L117 92H111L112 90H115ZM133 89H134V91H133ZM152 89V90H153ZM182 89V90H181ZM199 89V90H198ZM249 89V91H250V93L251 92H253L254 93V95H256L255 97L253 96V93H251L252 94V96H251V94L249 93V91H248V93L246 92L247 90ZM35 90V91H34ZM92 90V91H91ZM101 90V91H100ZM107 90H109L110 92L108 93V94H110L109 95V97L112 99V101H111V99H110V101H109V97H106L108 94H106L105 95V93H107ZM124 90V91H123ZM125 90H128L130 93H133V95L132 94H130L128 91V93L126 94V92H125ZM136 90H138V91H136ZM142 92H141V91ZM154 90V91H155ZM212 90V91H211ZM244 90H246V91H244ZM258 90V91H257ZM26 91V92H25ZM41 91V92H40ZM94 91H95V93H97V92H101L100 93V95L97 93V94H95L94 93ZM165 91V92H164ZM179 91H181V92H179ZM184 91V93H182ZM201 91H203V92H205V93H202ZM255 91H257V94H256V92ZM261 93H260V92ZM263 91V92H262ZM23 92H24V94H23ZM137 92V93H136ZM142 94H141V93ZM153 92V91H152ZM156 92V91H155ZM247 93V94H245L247 97L250 95V98H249V100H252V98H254V104L256 103V102H258L259 104H257V105H255V110H254V108H252V106H251V108L248 106V103L247 102H250L249 100H248V98L246 99V96L244 95V93ZM29 93V94H28ZM30 93H32V94H30ZM47 95H46V94ZM64 94V96H63V94ZM68 93V94H67ZM118 93H122L121 94V96H118V95H120V94H118ZM149 93H151V94H149ZM166 93H169V94H171L170 96L167 94V98L166 99H168L169 97V100L170 101H172L171 103H170V105H173V104H175V108L176 109H174V110H176L175 111V113L176 114H174V113H172V112H174V111H171L170 109H172V107L174 108V106H170V105H168L169 104V102H167L168 100H163V99H165V98H163V96H164V94L166 95ZM201 93L202 94H205V95H201ZM236 93H238V91L236 92ZM22 94V95H21ZM67 94V95H66ZM115 94H117V95H115ZM127 95V97L130 99H128L127 97H122V95ZM129 94V95H128ZM136 95V97H134V99H133V96H135ZM179 94V96H177ZM206 94H208V97H207V95ZM215 94V95H214ZM228 96H227V95ZM24 95V96H23ZM28 95V96H27ZM31 95V96H30ZM69 95V96H68ZM85 95V96H84ZM104 95H105V97H104ZM113 95V96H112ZM114 95L116 96V97H119V98H116V97H114ZM130 95H132V96H130ZM139 95V96H138ZM145 95H147L146 97L148 98V99H146L144 96ZM244 95V96H243ZM259 95V96H258ZM19 96V97H18ZM30 96V97H29ZM37 96H39V97H37ZM81 96V97H80ZM101 96H103V97H101ZM151 96H153V97H150ZM169 96V97H168ZM187 96V97H186ZM205 96V97H204ZM214 96H216V97H214ZM220 96H222V97H220ZM23 99H21V98ZM45 97L46 98H48V99H46L45 100ZM52 97V98H51ZM69 97V98H68ZM138 97H140V98H138ZM142 97L144 98V99H142ZM161 99L160 101H159V99ZM174 97H176L175 99L177 100V101H174L175 99H174ZM183 97V98H182ZM207 97V98H206ZM220 98V100L222 99V101H220L219 100V98ZM226 97H228L229 99V102L227 103V100L225 99ZM231 97H233V100L235 101V102H237V105H235V106H238V105H240V107L239 108H241V106H243L244 104H243V102H242V100L243 99H245V100H248L246 103H245V105L244 106H246V107H249L250 109H247V108H245L244 106V108H242V109H244V111L241 109H238L237 107H234V105H233V107H232V105H230V102L232 101H230V98ZM236 97V98H235ZM244 97V98H243ZM18 98H20L19 100H18ZM28 98V99H27ZM55 98V99H54ZM63 98V99H62ZM78 98V99H77ZM81 98V99H80ZM83 98V99H82ZM86 98V99H85ZM98 98H100V99H98ZM104 98H106V100L107 101H109L110 102V104L112 103V104H119V108L120 109H118V110H116L115 109V107L113 106V108H114V110H116L117 112H122V113H124V114H122L121 115V113H118V114H120L121 115V117L122 116H124V118H127L128 116H129V114L128 113H125V112H128L129 110V108H131L130 109V111L132 112H130L133 116V118L132 119H134V123L136 124H132V123H130L129 124V121L131 122L132 120L131 119H129V118H127V119H129V121L127 122L126 121V119H124L123 121L124 122H126V123H128L127 124V126L125 125V124H123V122H122V118L120 117V115H119V117H118V114L116 113V112H114V113H111L114 117H112L111 118V114H110V116H108L109 115V113H110V111H112L113 112V109H111V107H109L108 109H107V106H110V104H108L109 102H107ZM114 98H116V99H114ZM123 98V99H122ZM158 100H157V99ZM174 99V100H172V99ZM193 98H196L195 100H193ZM218 100H217V99ZM235 98V99H234ZM45 101H44V100ZM70 99H71V101H70ZM89 101H88V100ZM94 99V100H93ZM118 99H120V101L118 100ZM131 99H133V101L131 100ZM142 99V101H139L140 103H142L143 104V101L144 100H149V101H153L152 102V104H154L155 105V107H157V104H160V102L162 103V104H167V106H168V110H167V107L166 106H163L164 108H165V110H166V112L164 111H162V110H158L157 111V113L159 112V114H157L156 115V117H154V119H152V115H149V114H147V113H149L148 111L149 110H146L147 112H145V114L143 115V114H140L142 111V113H144V110H145V106H142L141 107V104L140 103H138V101L137 100H141ZM202 99H204V101L206 102L207 101V99L208 100H210V102H206V103H208L207 105H208V107H209V103H210V105L212 104V103H214L215 102V104L217 105L216 107L219 109V110H222L223 108H222V106H224V110L226 109V108H233L231 111V115H230V110H229V113L228 114H226L227 112H228V110H226V113H224L225 115H222L223 114V112H225V111H220V112H222V114L221 113H219V112H217L216 110V114L215 113H213L214 112V109H215V107H214V109L212 110V107H210V108H208L207 107V105H206V109H205V111H203V110H201L203 107L205 108V106H203V103H204V101L202 100ZM51 102H49V101ZM93 100V101H92ZM115 100H117L118 101V103H116V101ZM121 100H122V102H121ZM128 100H129V103H131V104H129L128 103ZM136 100V101H135ZM155 100V101H154ZM182 100V101H181ZM201 100H202V102L203 103H201ZM256 100V101H255ZM44 101V102H43ZM56 101V102H55ZM81 101V102H80ZM83 101V102H82ZM90 101H91V103H90ZM100 101L101 102H103L102 104H100ZM104 101H106V102H104ZM113 101H115L114 103H113ZM131 101V102H130ZM134 101H135V103H134ZM148 101V102H149ZM158 101V102H157ZM178 101H181V102H179V104H183L184 105V108H182V106L180 105L179 106V104H177L178 103ZM198 101H200L199 103H200V106H201V104H202V106L201 107H198L197 105H196V103L195 102H197L198 103ZM216 101H220V102H222V103H224L223 105L221 104V103H219V102H216ZM226 101V102H225ZM232 102V104H234L235 102ZM17 102V103H16ZM19 102V103H18ZM22 102V103H21ZM24 102V103H23ZM46 102H47V104H46ZM89 102V103H88ZM97 102V104H95V103ZM133 102V103H132ZM192 102V103H191ZM241 102V103H240ZM252 101H251V103H253ZM15 103V104H14ZM36 103H38V104H36ZM41 103V104H40ZM50 103V104H49ZM57 103V104H56ZM77 103H78V105H77ZM79 103H81V104H79ZM145 103V102H144ZM151 103V102H150ZM240 103V104H239ZM251 103H249V104H251ZM18 104V105H17ZM26 104V105H25ZM49 104V105H48ZM94 104V105H93ZM99 104L101 105L100 106V108H99ZM104 104H107L106 105V107L105 106H103ZM121 104V105H120ZM123 104H126V107H128L129 105V107L128 108H126L125 106H124V109H126V110H123L122 108V106H123ZM132 104L134 105V106H140V108H143V110L141 109V110H139L138 108L139 107H136L137 108V113H135L136 112V110L134 109L133 110V108H132ZM162 104H160V105H158V107L160 106H162ZM176 104H177V106H176ZM193 104V105H192ZM194 104L196 105V108H193V106H194ZM227 104V105H226ZM15 105H17V107L15 106ZM23 105V106H22ZM38 106L37 108H36V106ZM40 105V106H39ZM46 105V106H45ZM51 105V106H50ZM80 105H82V106H80ZM88 105V106H87ZM96 105V106H95ZM98 105V106H97ZM187 105V106H186ZM204 105H205V103H204ZM212 105H214V104H212ZM222 105V106H221ZM251 105H253V104H251ZM260 105V107L258 108L257 106H259ZM15 106V109H13V107ZM23 108H22V107ZM25 106V107H24ZM85 106H87L86 108H87V110H86V108H85ZM89 106L90 107H92V106H94V108H90L89 109ZM103 106V107H102ZM118 106V105H117ZM133 106V107H134ZM186 106V107H185ZM43 109H42V108ZM122 107V108H121ZM159 107V109H161V108H163V107H161L160 108ZM191 107V108H190ZM199 108V111H198V108ZM219 107H221L222 109H220ZM254 107V106H253ZM18 109V111H17V109ZM46 108V109H45ZM52 108V109H51ZM57 108V109H56ZM98 108V109H97ZM135 108V107H134ZM190 108V109H189ZM235 108H237L238 110H240L241 111V115H240V112H237L238 110L237 109H235ZM258 108V109H257ZM13 109V110H12ZM48 109H49V112H48ZM68 109H70V110H68ZM100 109V110H99ZM111 109V110H110ZM157 109V108H156ZM179 109V110H178ZM189 109V110H188ZM193 109V110H192ZM197 109V110H196ZM208 109V110H207ZM263 109V110H262ZM21 110V111H20ZM44 110H46V111H44ZM58 110V111H57ZM89 110V112H87ZM95 110H99L98 112V115H99V117L97 116V111L95 112ZM106 111V114H108L107 116H105V112H104V115H102L103 113H102V111ZM108 110H109V113H107L108 112ZM164 110V109H163ZM173 110V109H172ZM183 110H185V112H183ZM201 110V111H200ZM209 110H211L210 112H209ZM245 110H248V114H249V116H248V114H244V113H242V111L243 112H245ZM250 110V111H249ZM12 111H14V112H12ZM51 111V112H50ZM101 111V112H100ZM125 111V112H124ZM139 111H141L140 113H139ZM161 111V112H160ZM193 111V112H192ZM206 111H207V113H206ZM213 111V112H212ZM251 111H253V112H251ZM16 112V113H15ZM18 112V113H17ZM43 112H45V113H43ZM77 114H76V113ZM85 112V113H84ZM87 112V113H86ZM92 112V113H91ZM95 112V113H94ZM190 112V113H189ZM233 112L237 115L238 113V118H240V116L241 117H243V115H244V118H245V116L248 118V117H250L251 118V113L253 114V116H255V117H252L251 119L250 118H248L250 121L254 118L255 120H257L258 118H259V120L261 121H258L259 122V126L260 127H262V131L259 129V128H255V131H253V129H254V125L255 124H257L258 125V123H255L254 121H253V123L254 124H252L250 121H246V119H244V118H240V119H244V122H247L248 123V125L246 126V127H244L245 126V124H244V122L242 121V120H238L239 122L240 121H242V122H240V123H238L237 122V119L238 118H234L235 116L233 115ZM250 112V113H249ZM49 113V114H48ZM53 113V114H52ZM56 113H57V115H56ZM60 113V114H59ZM89 113L91 114V116L89 115ZM93 113L96 115H93ZM137 115L138 114V116L136 117V116H134L135 114ZM163 113V114H162ZM167 113V114H166ZM169 113H170V115H169ZM210 113H212L211 115H213V114H215V115H213V116H211L210 115ZM247 113V112H246ZM45 114H48V115H46L45 116ZM51 114V115H50ZM82 114V115H81ZM115 114H117V117H115L116 115ZM126 114V115H125ZM191 114V115H190ZM243 114V115H242ZM41 115H43L44 116V118L46 119V117H47V119L45 120V119H43L42 117L43 116H41ZM52 115H54V117L56 118H54ZM56 115V116H55ZM79 115V116H78ZM148 115V116H147ZM155 115V114H154ZM161 117H160V116ZM167 115H169L170 116V118L171 117H173V121H176V123H174L173 121H172V118L170 119L169 118V116H167ZM177 115V116H176ZM183 116L184 117V119H182V117L181 116ZM188 115V116H187ZM40 116V117H39ZM50 116V117H49ZM55 119L54 121H51V120H53V118ZM63 116V117H62ZM74 116V117H73ZM83 116V117H82ZM85 116V117H84ZM102 117V119H101V117ZM145 116H147V119H146V117ZM166 116H167V120H168V118H169V120H171L172 121V123H173V127H171V125H172V123H171V121L169 122V120H168V122L171 124H169L168 122H167V120H164L165 118H166ZM180 116V117H179ZM186 116V117H185ZM196 116V117H195ZM202 118H201V117ZM223 116V117H222ZM228 116V117H227ZM232 118H231V117ZM234 116V117H233ZM236 116V117H237ZM37 117H39V118H37ZM75 117H78V118H76L75 119ZM82 117V121L80 120V118ZM87 117V118H86ZM92 117H93V119H92ZM95 117V118H94ZM98 117V118H97ZM109 117H110V119H109ZM130 118H131V115L129 116ZM146 119H144V118ZM158 117H159V119L161 118V120L163 119V121H158ZM175 117H177V118H179V119H177V118H175ZM4 118V119H3ZM37 118V119H36ZM74 118V119H73ZM84 118L86 119V120H88V121H84ZM89 118V119H88ZM92 120H91V119ZM108 118V120L106 121V119ZM116 119V120H114V119ZM121 118V119H120ZM149 118L151 119V120H149ZM186 118V119H185ZM187 118H188V120H187ZM198 118V119H197ZM261 118H262V120H261ZM34 119H36L35 121H34ZM98 119V120H97ZM105 119V120H104ZM121 120V122H120V120ZM136 119H137V121L138 120H140L141 122H138L139 124H141L140 126L138 125V123L136 122ZM141 119H143V121L141 120ZM155 119H157L156 121H154ZM190 119H191V123H190ZM33 120V121H32ZM39 120H41V121H39ZM44 120V121H43ZM50 122H49V121ZM145 120V121H144ZM150 121L149 123H147V121ZM152 120L155 122V123H153L152 122ZM180 120H184V121H180ZM185 120H187L188 122H189V124H187V121H185ZM203 120V121H202ZM46 121V122H45ZM57 121V122H56ZM58 121H60V123L58 122ZM76 121H78V122H76ZM90 121V122H89ZM100 121V122H99ZM104 121H106L105 123L106 124H104ZM110 121H111V123L113 124V122H114V125H112L111 123H110ZM115 121H118V122H115ZM167 123H166V122ZM178 121V122H177ZM193 121H194V123L196 122V123H198V126H199V128L198 127H194V125L196 124H194L193 123ZM226 121V122H225ZM232 121H234V122H232ZM237 123H236V122ZM30 122H31V124H30ZM36 122V123H35ZM39 122L41 123V124H39ZM43 122V123H42ZM50 123V124H48L47 125V123ZM53 122H54V124H53ZM82 122V123H81ZM95 122H98V123H100V126L103 128V130H102V128H100V126L99 125H97ZM101 122H103L102 124H101ZM142 122H146V123H144V124H142ZM161 122V124H162V126H163V128L161 127V126H159V125H161V124H159ZM182 122H184V124H185V126H186V124H187V126L188 127H186L185 128V130H183L182 129V125L183 124H179V123H182ZM209 122V123H208ZM228 122V123H227ZM257 122V121H256ZM34 123V124H33ZM58 123V124H57ZM78 123V124H77ZM118 123H120V125L118 124ZM153 123V124H152ZM156 123L158 124L157 126H156ZM232 123H233V125H232ZM234 123H236V125L237 126H241L240 128L239 127H237V126H235V124ZM249 123H251V124H249ZM260 123H261V125H260ZM4 124V125H3ZM44 124V125H43ZM47 125V127H46V125ZM106 125L105 126V128H104V125ZM109 124L110 125H112L111 127H108L109 126ZM133 125V127L135 126L136 128H137V130L138 131H136L135 129L136 128H134L133 129V127L131 128V126H129V125ZM176 124H178V125H180V126H178L177 128H179V127H181V129L180 130H178L179 132H177V133H173V132H176V131H174V129H176ZM192 124H194V125H192ZM213 124V125H212ZM224 124H226V126H224ZM40 125V126H39ZM58 125V126H57ZM71 125V126H70ZM147 127V128H149V129H147V128H144L145 126ZM156 126V127H154V126ZM167 125V126H166ZM176 125V126H175ZM189 125H191V126H189ZM197 125V124H196ZM249 125H251V126H249ZM38 126H39V128H38ZM42 126V127H41ZM44 126V127H43ZM50 126H52V127H54L53 129H52V127H51V129L54 131H52L51 129H49V127ZM115 126H116V128H115ZM129 126V127H128ZM152 126L154 127V129L155 130H157L159 127H160V129L162 128V129H165L166 131H168V135H170V136H168V137H166V135H162L161 133H160V129H158L157 131H158V134L161 136H164V137H162V139L163 140H161L160 139V137L158 136V135H155L154 133L156 132L155 130V132H153L152 131V134L151 135H153V136H158V139L159 140H155V137H153L152 138V136L149 138H147L146 139V136L148 135V136H150L149 134L151 133V132H149L150 130H151V128H152ZM174 126H175V128H174ZM184 126V127H185ZM249 126V127H248ZM256 126V125H255ZM33 127H35L34 129H33ZM38 129H37V128ZM122 127V128H121ZM144 129H143V128ZM166 127V128H165ZM167 127H169V128H167ZM190 127V128H189ZM194 128V130H197V132L196 131H194L192 128ZM231 127H234L235 129H232ZM243 127V128H242ZM258 127V126H257ZM3 128H4V131H3ZM43 128V129H42ZM46 128H48L49 130H48V133H47V130H45ZM59 130H58V129ZM95 129V130H97V132H98V128H99V131L101 132V131H103V132H101V133H103V134H106V135H103V134H101L100 132H98V134L100 135H98L97 134V132L95 133V131H94V129L93 130H91V129ZM107 128H109V130L107 129ZM112 128V129H111ZM118 128V130H116V132L115 131H110V130H114V129H117ZM120 128V129H119ZM198 128V129H197ZM219 128V129H218ZM244 128H245V131L248 133V129H250L251 131L249 132L250 133V135H249V137L248 138H245L244 136H246V135H248L247 133H245V131H243L244 130ZM248 128V129H247ZM36 129V130H35ZM57 129V130H56ZM105 129V130H104ZM143 129V130H142ZM153 129V128H152ZM171 131H170V130ZM173 129V130H172ZM187 129H189V131L192 133L193 132V134H195V135H193V134H186L187 132ZM192 131H191V130ZM224 129H226V130H224ZM238 129V130H237ZM247 129V130H246ZM5 130L7 131V132H5ZM40 130V131H39ZM44 130V131H43ZM135 130V131H134ZM148 130V131H147ZM199 130V131H198ZM242 131V132H240L239 133V131ZM3 131V132H2ZM10 131V132H9ZM32 131H34V132H32ZM49 131H52V132H50L49 133ZM66 131V132H65ZM88 131V132H87ZM118 131H120V132H118ZM149 132V133H146L147 135H144L143 133H145V132ZM165 131V132H166ZM180 131H182V132H180ZM235 132V131H238V133L236 132V134H238V135H240L241 134V138L242 137H244L243 139L245 140V142H247L246 140L247 139H249V140H251V139H253V138H255V139H257L258 141H259V143L260 144H256L255 142H257L255 139H253V141H255V142H252V141H248L247 142V144L246 143H244V142H242L241 143V141H239V143H237V142H235V141H238V139H239V137H238V139H237V136L238 135H231L232 136V139H235V141L233 140L232 142H233V145H235V146H239V145H245V146H243V148H242V146H239L238 147V149H239V152L241 153H237L238 151V149L237 148H235V146H233V147H231V146H229L228 145V143H227V141H229V142H231V138L229 139L228 138V136H230V134H233L232 132ZM25 132V133H24ZM36 132V133H35ZM40 132V133H39ZM58 132V133H57ZM72 132V133H71ZM123 132V133H122ZM140 132V133H139ZM142 132V133H141ZM185 132V133H184ZM244 132V133H243ZM251 132H253L254 133V135H251ZM260 132H261V134H260ZM24 133V134H23ZM33 133H34V135L35 134H37V135H33ZM53 133V134H52ZM83 133L86 135V136H84L83 137ZM109 133H110V135H109ZM115 135H114V134ZM119 133V134H118ZM184 133V134H183ZM201 133V134H200ZM252 133V134H253ZM39 134V135H38ZM43 134V135H42ZM82 134V135H81ZM90 134H92V135H94L93 137H92V135H90ZM95 134H97L96 136H95ZM120 134H121V136H120ZM123 134V135H122ZM141 134V135H140ZM172 134V135H171ZM175 134V135H174ZM203 134V135H202ZM244 134H246V135H244ZM259 135L260 134V136H258V138H257V135ZM12 135V136H11ZM32 135V136H31ZM48 135V136H47ZM56 135V136H55ZM103 135V136H102ZM130 135H132V137L130 136ZM142 135H144V136H142ZM180 135V136H179ZM189 135V136H188ZM190 135L192 136L191 138H192V140L194 141V142H192V140H191V138H190ZM223 135V136H222ZM226 135V136H225ZM39 136V137H38ZM49 136H50V138H49ZM88 136H90L89 138H90V140L87 138ZM101 136H102V138H101ZM142 136V138L143 139H141L140 137ZM193 136H195L194 138H193ZM205 136V137H204ZM234 136H236V137H234ZM254 136V137H253ZM13 137V138H12ZM33 137V138H32ZM46 137V138H45ZM52 137V138H51ZM98 137V138H97ZM100 137V138H99ZM106 137V138H105ZM144 137H145V139H146V141H148V142H146V141H144L145 139H144ZM180 137H182V138H180ZM225 137V138H224ZM226 137H227V140H225L226 139ZM40 138H42V139H40ZM86 138L88 139V141L86 140ZM105 138V139H104ZM114 138H116V139H114ZM152 138V139H151ZM168 138H173L174 140L172 141V139L171 140H169ZM178 140H180V141H178ZM188 138H190V140L188 139ZM221 138V139H220ZM240 138V139H241ZM251 138V139H250ZM12 139V140H11ZM25 139V140H24ZM52 139V140H51ZM93 139V140H92ZM104 139V140H103ZM150 139V140H149ZM153 139L155 140L154 142H150L151 140L153 141ZM157 139V138H156ZM166 139V140H165ZM168 139V140H167ZM210 139H211V141H210ZM229 139V140H228ZM243 139H242V141H243ZM262 139V140H261ZM75 140V141H74ZM76 140H78L79 141V143H78V141H76ZM93 142H92V141ZM95 140H97L96 141V145H95ZM98 140L100 141V142H98ZM185 140L188 142V143H186L185 142ZM209 140V141H208ZM219 140H221V141H224L223 142V144L225 145V146H227V149L229 150V152H227V149H226V147H224V146H222V148L220 147L221 146V144H220V142L221 141H219ZM11 141V142H10ZM39 141V142H38ZM41 141V142H40ZM69 141H71V142H69ZM87 141V142H86ZM156 141H157V143H159V141H162L163 143H167V147L168 148H166V149H169V151L167 152L166 151V154L168 153V156H166V155H164L165 154V152H163L162 153V151H164L165 149H161L160 147H159V149H161L159 152H156V150H154L155 149V147L157 148L158 146H159V144H161V143H159V144H157L156 143ZM171 141V142H170ZM176 141H177V143H176ZM205 141H207V142H205ZM216 141H218V143L220 144V146H219V144L216 142ZM36 142H38L39 143V145H38V143H36ZM90 142H92L91 143V145H89L90 144ZM210 142L212 143V144H210ZM250 142V143H249ZM34 143V144H33ZM70 143V144H69ZM75 144V145H73V144ZM86 143H88V144H86ZM94 143V144H93ZM104 143V144H103ZM149 143V144H148ZM152 143V144H151ZM153 143H156V144H153ZM163 143H162V147H163ZM165 143V144H166ZM170 143H172V145L173 144H178L177 146H175V145H173V146H175V147H172L171 145H170ZM192 144L193 145V147H192V145H190L189 147H191V149L187 146L188 144ZM205 143V144H204ZM206 143H208L209 145H212V146H209L208 144H207V146L209 147H205L206 146ZM216 143H217V145H216ZM234 143H236V144H234ZM253 145H252V144ZM256 145H255V144ZM79 144V145H78ZM86 144V145H85ZM103 145V146H101V145ZM169 144V145H168ZM250 146H249V145ZM32 145V146H31ZM88 145V146H87ZM95 145V146H94ZM153 145V147H154V149L153 150H151L152 148H148V147H151ZM154 145H156V146H154ZM182 145V146H181ZM253 147H252V146ZM258 145H260V147L258 146ZM71 146V147H70ZM74 146V149L77 151H75V152H73L72 153V150L74 151V149L72 148ZM92 146V147H91ZM97 146V147H96ZM98 146H100V147H98ZM165 146V145H164ZM165 146V147H166ZM205 147V149H207V150H209V151H211V152H213V149H212V147L214 148V154H216V150L215 149H218L217 150V154H218V156H220V157H218L217 156V154L216 155H214L213 153V157L210 155L211 154V152H208V151H206V150H203L204 149V147ZM216 146L218 147V148H216ZM229 146V147H228ZM249 146V147H248ZM262 146V147H261ZM77 149H76V148ZM82 147V148H81ZM85 147H86V149H85ZM89 147V148H88ZM98 148V151H101V148H102V155L97 151V149L95 150L94 148ZM184 147V148H183ZM220 147V148H219ZM248 147V148H247ZM255 147V149L253 150L252 148H254ZM82 149V151H80L81 149ZM88 148V149H87ZM99 148H100V150H99ZM104 148V149H103ZM164 148V147H163ZM188 150H187V149ZM235 150V149H237V150H233V149ZM258 150H257V149ZM71 149V150H70ZM80 149V150H79ZM158 149V148H157ZM181 149V150H180ZM185 150V151H182V150ZM200 149V150H199ZM219 149H221V150H219ZM223 149H226L225 151H223ZM231 149V150H230ZM242 149H244V150H246V149H248V152L247 151H244V150H242ZM67 150V151H66ZM85 150V151H84ZM89 150H91L92 151V153L89 151ZM253 150V151H252ZM68 151H71V153L70 152H68ZM87 151V152H86ZM89 151V152H88ZM156 153V156H155V154H154V152ZM200 151V152H199ZM201 151H202V153H203V151H205V154L203 155L202 153H201ZM221 151V152H220ZM223 151V152H222ZM249 151H251L250 153H253V154H250L251 156H250V159H249ZM257 151V152H256ZM259 151V152H258ZM12 152H14V153H12ZM20 152V153H19ZM61 152H63L62 153V157H63V159L62 160H60V158H61ZM66 152V153H65ZM83 152H85V157H88V161L84 158V155H83ZM94 152V153H93ZM95 152H96V156L94 155L95 154ZM197 152V153H196ZM224 152H225V155H224ZM230 152H232V153H230ZM235 154H234V153ZM69 153V154H68ZM74 153H76V154H74ZM160 155V156H162V154H163V157H159L158 158V154ZM185 153V154H186ZM203 155V157L204 156H206L205 158H203L201 155ZM223 155H221V154ZM228 153V154H227ZM237 153V154H236ZM248 153V154H247ZM64 154H66V155H64ZM78 154L81 156V158L80 157H78ZM93 155V157H94V160H96L97 158V160L96 161H99L98 163L97 162H94V160H93V157H92V155ZM171 154V155H170ZM197 154H199L200 155V158H199V156L197 155ZM239 154V155H238ZM244 154V155H243ZM248 155V158L247 159H245L246 157H247V155ZM54 155H56V156H54ZM69 155H71L70 157H69ZM75 155V158H77V159H75L73 156ZM82 155H83V157H82ZM87 155H89V156H87ZM91 155V156H90ZM99 155V156H98ZM173 155V156H172ZM207 155H208V157H212V160H210L211 159V157L210 158H208L207 157ZM228 155H230V156H234V158H235V163H234V161H232V157H229ZM252 155H255V156H253L256 160L255 161H252V160H254V158L252 157ZM19 156V157H18ZM45 157V159H44V157ZM58 156V158H59V160H57L58 158H56ZM65 156H68V157H66V158H69V159H64L65 158ZM77 156V157H76ZM144 156H145V158H144ZM218 157V158H221V160L223 161V162H219V161H221V160H219L218 158H216V157ZM229 158V160H228V158ZM257 156V157H256ZM258 156H259V158H258ZM18 157V158H17ZM47 157H54L56 160H54L53 158H52V165H51V163H50V161H51V159H50V161L48 162V160H49V158L48 159H46ZM89 157H91L92 158V161L91 160H89L90 158ZM168 159H167V158ZM179 157V156H178ZM237 157H239V159H241L242 161V163H244V164H240V160L238 161V158ZM240 157H242V158H240ZM252 157V158H251ZM27 158V159H26ZM71 158H73V159H71ZM86 160H84V159ZM100 158V159H99ZM166 159V161H168V163L169 164H167V162L165 161V159ZM172 158V159H171ZM173 158H176L177 159V161L174 159L173 160ZM190 158H192V159H190ZM214 158H216V160L218 159V161H215L214 160ZM225 158H227V160H228V162H230V164L229 163H227V160H225ZM233 158V159H234ZM237 158V159H236ZM39 159V160H38ZM40 159H42V160H40ZM83 160V162H85V163H83V162H81L80 160ZM198 159V160H197ZM258 160V162H260V161H263L264 159H261V160ZM18 160V161H17ZM47 161V162H45V161ZM64 160H66V161H64ZM69 160H72V161H74V160H78V161H74V162H72V163H70L71 161H69ZM143 160V161H142ZM170 160H172V163L174 162V164H173V166H172V164L169 162ZM196 160V161H195ZM245 160V161H244ZM250 160V161H249ZM27 161V162H26ZM42 161H44V164L43 163H41ZM55 161H57V162H55ZM61 161H62V163H65L66 164V166H65V164H64V166H65V168H64V166L63 165H61V166H63V168H61L60 167V163H61ZM146 161V162H145ZM204 161H200L199 162V165H201V166H204L205 167V165L207 164L206 162L204 163ZM211 161H213V163L211 162ZM53 162H55V163H53ZM79 162V163H78ZM150 162V163H149ZM158 162H160V163H158ZM215 162V163H214ZM220 164H219V163ZM225 162V163H224ZM239 162V163H238ZM245 162H247V164H249V165H247ZM250 162V163H249ZM255 162V163H254ZM264 162V161H263ZM56 163H58L57 165H59V166H57L56 165ZM61 163V164H62ZM76 163H78L77 165H76V167H74L75 166V164ZM91 165H90V164ZM95 163V164H94ZM101 163H103V165L101 164ZM186 163V164H187ZM217 163V164H216ZM224 163V164H223ZM239 165H237V164ZM253 163H254V165L256 166V163H257V165L259 164V166H256V168H258L259 169V171L255 168V166H253ZM23 164V165H22ZM37 164V165H36ZM40 164V165H39ZM70 164L71 165H73V169L71 168L72 166H70ZM82 164V166H80ZM85 164H86V166H85ZM87 164H88V166H87ZM147 164V165H146ZM160 164V165H159ZM231 164H233V165H231ZM35 165V166H34ZM46 165H47V167H49V168H47L46 167ZM49 165H51V166H49ZM55 165L57 166V168L56 169H54V171H53V173L54 174H56L57 173V176L56 175H54V179L56 178V181H57V179H59V181H55L53 178H52V176H53V173L51 174L49 171H51V168L50 167H52V169L55 167ZM78 165L80 166L79 168H78ZM90 165V166H89ZM100 165V166H99ZM157 165H159V166H157ZM178 165L176 164V166L178 167ZM235 165V166H234ZM237 165V166H236ZM240 165H241V167L242 166H245V167H247V168H250V169H247V168H245V167H242L243 169L245 168L246 170H248V172L247 171H245V169L243 170V169H241V167H240ZM19 166H21V167H19ZM26 166V167H25ZM44 167H46L47 169L46 170H43V168ZM102 166H103V168H102ZM138 166V167H137ZM149 166V167H148ZM161 166V167H160ZM170 166L171 167H174V171H171V169H170ZM231 166H232V169L235 167V169H233L234 171H232L231 172V170L232 169H230L231 168ZM252 166L256 169H254V171H256L257 173V176H256V174L254 175L253 173H252V170L253 169H251L252 168ZM29 167V168H28ZM71 169H70V168ZM83 167V168H82ZM169 167V168H168ZM230 167V168H229ZM41 168H42V170H41ZM68 168V169H67ZM77 168V169H76ZM88 168V169H87ZM217 168V169H218ZM22 169V170H21ZM39 169L41 170V171H44V172H47V173H41V174H43V175H41V174H39V172H37V171H39ZM61 169V170H60ZM65 170V174H63V171ZM67 169V170H66ZM69 169H70V171H69ZM168 169V170H167ZM230 171H229V170ZM57 170V171H56ZM74 170H76L75 172H74ZM243 170V171H242ZM29 171V172H28ZM35 171H36V174H35ZM60 172V174H58L59 172ZM78 171V172H77ZM101 171H102V173H101ZM168 171V172H167ZM221 171H223V173L221 172ZM235 171H237L236 173L238 174V171H240L239 172V176L241 175L242 177H245V178H242V177H240L239 178V176L235 173ZM249 171H251V172H249ZM171 172V173H170ZM194 172L196 173H198V170L197 171H195V169H194ZM193 172V173H194ZM263 174V177H261L262 176V174ZM30 173V174H29ZM38 173V174H37ZM69 173H71V174H69ZM99 173V174H98ZM206 173V172H205ZM233 174L234 176H238L237 177V179L238 180H240V181H242V183L244 182H246L245 184L243 183V187H242V184H241V187H239L238 189L239 190H241V192H244V193H241V192H237V189H236V185H237V187L239 186V184L238 183H236V182H238V181H236L237 179H236V177L234 178V176H231V174ZM252 174V175H254V177L255 178H253V177H250V176H252V175H247L246 176V174ZM25 174H27V176L24 175ZM52 176H51V175ZM66 174H68V175H66ZM170 174V175H169ZM172 174H174V175H172ZM207 175H209L208 173H206ZM217 174H219L218 176H217ZM227 174V175H226ZM245 174V175H244ZM46 175V176H45ZM64 175V176H63ZM176 175V176H175ZM184 177H183V176ZM209 175V176H210ZM226 175V176H225ZM37 176V177H36ZM38 176L41 178L40 180L38 179ZM43 176V177H42ZM51 176V177H50ZM174 176H175V178H174ZM223 176V177H222ZM230 176V177H229ZM47 177H49V178H47ZM59 177V178H58ZM173 177V178H172ZM184 179V180H182V178ZM226 177H229L231 180H229V178L227 179ZM24 180H23V179ZM27 178V179H26ZM43 178H44V180H43ZM46 178H47V180H46ZM51 178V179H50ZM93 178V179H92ZM176 178H178L180 181V183L181 184H179V182H178V180L176 179ZM190 178V179H189ZM196 178V177H195ZM233 178V179H232ZM247 178V179H246ZM248 178H249V180H248ZM68 179V180H67ZM91 179V180H90ZM101 179V180H100ZM175 179V180H174ZM197 179V178H196ZM225 179H227V182H226V180ZM244 179V180H243ZM251 179V180H250ZM25 180H27V181H25ZM85 180H87V181H85ZM94 180V181H93ZM146 180V181H145ZM190 180H192V181H190ZM201 180V181H202ZM235 180V181H234ZM246 180H248V181H246ZM253 180V181H252ZM256 180V181H255ZM259 180V181H258ZM263 180H264V178H263ZM23 181H25V183L23 182ZM38 181H40V182H38ZM50 181V182H49ZM55 181V182H54ZM77 181H79V182H77ZM89 181V182H88ZM172 181V182H171ZM190 181V182H189ZM200 181V182H201ZM239 181V182H240ZM27 182V183H26ZM81 182V183H80ZM83 182V183H82ZM85 182H87V183H85ZM162 182L164 183V182H167V184L166 183H164V185L162 184ZM173 182H175V183H177V186H176V184L174 185L173 184ZM184 182H185V184H184ZM209 182H211L210 183V185H207ZM216 182V183H217ZM252 182H254V183H252ZM39 184V185H36V184ZM43 183V184H42ZM48 183H50V184H48ZM78 183V184H77ZM79 183H80V185H79ZM94 183V184H93ZM182 183H183V185H182ZM241 183V182H240ZM251 183V184H250ZM257 183H259V186H258V184ZM263 183V185H261ZM33 184V185H32ZM58 184V185H57ZM91 184V185H90ZM187 184V185H186ZM235 184V185H234ZM254 184H257V185H254ZM41 185H43V186H41ZM45 185V186H44ZM53 185V186H52ZM55 185H57L56 187H55ZM79 185V186H78ZM161 185V186H160ZM181 185H182V188L184 189H182L181 188ZM193 185H194V188H195V186H196V188H197V190H196V188L194 189L193 188ZM207 185V186H206ZM233 185L235 186V187H233ZM84 186V187H83ZM95 187L96 188V190L94 191L93 190V187ZM162 186H166L165 188L163 187V188H161L162 189V191L159 189L160 187H162ZM170 186V187H169ZM174 186V187H173ZM176 186V187H175ZM184 186V187H183ZM250 186V187H249ZM252 186H256L255 188L253 187V188H251ZM42 187H45V188H42ZM179 187V188H178ZM205 187H204V189H205ZM233 187V188H232ZM259 187V188H258ZM40 188V189H39ZM80 190H79V189ZM89 190H88V189ZM91 188V189H90ZM185 188H189V190H186ZM235 188V189H234ZM244 190H243V189ZM256 188H258V189H256ZM36 189H38V190H36ZM85 189L87 190V191H90V192H87V193H89L90 194V196H95V197H97V198H95L94 200H93V197L91 198L88 194V197H86L87 199H85L84 200V202L86 203V201H87V206H85L86 208L84 209V214H83V216H82V212H78L80 209H79V207H80V204H78V199H79V196L80 195H86V192H85ZM164 189V190H163ZM169 189H172L171 191L169 190ZM178 189H180V190H178ZM228 189V190H227ZM246 189L248 190V191H246ZM251 189H255L254 191L253 190H251ZM262 189V190H261ZM158 190H159V192H158ZM183 190V191H182ZM193 190H196L197 191V193H199V196H198V194L196 193V191H193ZM199 190V191H198ZM228 192H227V191ZM243 190V191H242ZM259 190V191H258ZM76 191V192H75ZM99 191V192H98ZM107 191V192H106ZM166 193H165V192ZM167 191H169V193L167 192ZM179 191H182V192H180L181 194L179 195V197H178V193H179ZM185 191V192H184ZM187 191V192H186ZM190 191L192 192L191 194H190V196L188 195L189 193H190ZM234 191H236L237 192V194H236V192H234ZM75 192V193H74ZM83 192H85V193H83ZM94 192V193H93ZM98 192V193H97ZM177 192V193H176ZM184 192V193H183ZM233 192L235 193V195H233ZM251 192V193H252ZM257 192H254V193H252L251 194V198L249 197V199H252V195H256V196H253V200H255V199H257L256 200V203H258V204H254V205H252L253 207H255L253 210H251L252 212H251V214H252V218L253 217H255L254 216V214L256 215V213L258 212V211H256V208H263L261 211H259L258 212V214H257V217L256 218H254L255 219V222H256V224L258 225V227H260V229H261V231H264V229H263V227H264V222H262V221H260L261 219L264 221V193H260L259 195L258 194H255V193H257ZM78 193V194H77ZM91 193H93V194H91ZM159 193V194H158ZM161 193H163L162 195H161ZM185 195V193H187V196H185V197H183L182 198V196H184L183 194ZM222 193H220V194H222ZM228 193V194H227ZM72 194V195H71ZM95 194V195H94ZM97 194V195H96ZM151 194V195H150ZM170 195L171 194V196H167V198L169 199V197H170V199L169 200H171V201H175L176 199H178V200H176V201H178V202H180V203H178V202H175L174 203V201L172 202V204L176 207L177 205H178V207H179V205H180V207L179 208H177L176 209V211H175V208L174 209H170V206H169V202H167L166 203V195ZM175 194V195H174ZM194 194V195H193ZM201 194V195H200ZM231 194L233 195V196H231ZM239 194V195H238ZM248 195L247 197L245 196V195ZM70 195V196H69ZM76 195V199L75 200H73L74 198L72 197V196H75ZM85 195H84V197H85ZM172 195H173V200H172ZM182 195V196H181ZM227 195V196H226ZM64 196H66L65 198L68 200H65V198H64ZM67 196H68V198H67ZM160 196H164V198H162V197H160ZM192 196H194V197H196V198H194V197H192ZM220 196H222V195H220ZM72 197V198H71ZM83 197V198H84ZM100 199H99V198ZM161 199H160V198ZM181 197V198H180ZM191 198V200H192V198H194L193 199V201H191V200H189L190 198ZM246 197V198H245ZM259 197V198H258ZM263 197V200L261 199ZM58 198V199H57ZM88 198H91L92 200H90V199H88ZM201 198V199H200ZM221 198V197H220ZM224 199V203L225 204H228V203H226L227 202V199ZM98 199V200H97ZM106 199V200H105ZM163 199V200H162ZM179 199H180V201H179ZM185 199V200H184ZM205 199V200H204ZM249 199H247V200H249ZM258 199L260 200V201H258ZM37 200V201H36ZM89 200V201H88ZM160 200H161V202L162 201H164L165 200V202H162V203H160ZM184 200V201H186V202H182V201ZM198 201V202H196V201ZM200 200L204 203H201L200 202ZM226 200V201H225ZM236 200V199H235ZM35 203H34V202ZM58 201H59V203H58ZM65 201H66V203H65ZM70 201L71 202H73V204H71L70 203ZM96 201H98V202H96ZM168 201V200H167ZM192 203H191V202ZM222 201H223V199H222ZM234 201V200H233ZM249 201H252V200H249ZM249 201H247L246 203L248 204H246V203H244V204H242L241 205V207L240 208H243L242 206H244L245 204L250 208V206H249V204H250V202ZM262 201V202H261ZM37 202V203H36ZM52 202V203H51ZM56 202V203H55ZM70 204V206L71 207H69V205H68V203ZM77 204H76V203ZM88 202H89V204H88ZM93 204H92V203ZM106 202V203H105ZM188 202V203H187ZM201 204H200V203ZM259 202H261L260 204H261V206L259 207ZM51 203V204H50ZM55 203V204H54ZM75 203V204H74ZM112 203V204H111ZM116 203H118V204H116ZM166 205H164V204ZM171 203V202H170ZM176 203H178V204H176ZM183 203V204H182ZM186 203L188 204V205H186ZM194 203H197V205L198 206H196ZM255 203V202H254ZM57 204H58V206H57ZM63 204V205H62ZM100 204V205H99ZM110 204V205H109ZM121 204V205H120ZM128 205V206H126V205ZM162 204V205H161ZM172 204H170L171 206H172ZM203 204V205H202ZM251 204H253V201H252V203ZM64 205H66V207L68 208V210H66L67 208L64 206ZM74 206V208H73V206ZM79 207H78V206ZM95 205V206H94ZM99 205V206H98ZM130 205V206H129ZM134 205H136L135 207H134ZM143 205V206H142ZM167 205H168V209H167ZM189 205H194V206H196V207H192V206H189ZM209 206H211V204H208ZM49 206V207H48ZM54 207V209H53V207ZM64 206V207H63ZM94 208H93V207ZM114 206V207H113ZM138 206V207H137ZM246 206V207H247ZM43 207V208H42ZM60 207V208H59ZM63 207V208H62ZM93 209H92V208ZM131 207V208H130ZM166 207V213L164 212V208ZM235 207H237L238 209H240L239 207H238V205H236ZM45 208V209H44ZM89 208H90V211H88L89 210ZM111 208V209H110ZM195 208V209H194ZM47 209H49L48 211H47ZM55 209H56V211H55ZM59 209H60V211H59ZM64 211H63V210ZM92 209V210H91ZM94 209H95V211H94ZM98 209V210H97ZM105 209V210H104ZM114 209V210H113ZM193 209V210H192ZM44 210V211H43ZM58 210V211H57ZM74 210V213H72L71 211H73ZM109 210V211H108ZM168 210H174L176 213L174 214V212H168ZM249 210V209H248ZM47 211V212H46ZM62 211V212H61ZM68 212V214H66V217L64 216L65 215V213L64 212ZM115 211V212H114ZM156 211V212H155ZM242 209H240V212L242 213ZM44 212H45V214H44ZM55 212H61L59 215H58V217H57V215H56V213ZM88 212V213H87ZM89 212H90V214H89ZM92 212V213H91ZM96 214H95V213ZM108 212H110V213H108ZM168 212V213H167ZM188 212V213H189ZM240 212H239V214H240ZM78 213V214H77ZM81 215H80V214ZM99 213V214H98ZM154 213V214H153ZM163 213V214H162ZM187 213V214H188ZM254 213V214H253ZM263 213V214H262ZM53 214V215H52ZM63 214V215H62ZM73 214V215H72ZM92 214V215H91ZM160 214V215H159ZM165 214V215H164ZM169 214V215H168ZM172 214V215H171ZM260 214H262V215H260ZM54 215H56V216H54ZM78 215V216H77ZM88 215V216H87ZM106 215L108 216L107 218H106ZM111 215H113V216H111ZM168 215V216H167ZM173 215H175V216H173ZM233 215V214H232ZM244 215H245V213H243V214H240V217L242 218H245L244 217ZM44 216H46L45 218H47L48 219V217H50L49 219H48V221H42V220H47V219H44ZM60 216H61V218H60ZM64 216V217H63ZM69 216V217H68ZM80 216H82L81 218H80V221H79V219H78V217H80ZM86 216V217H85ZM89 216H90V219H89ZM98 217V218H96V217ZM165 216V217H164ZM171 216H173V217H171ZM260 216V217H259ZM54 217V218H53ZM70 217H72V220H73V218L76 220V218L78 219V221L76 222L77 223V227L75 228H73L72 229V222L73 223H75L74 221H72L71 223H70V221H69V225H70V227L69 226H67V223H66V221L68 222V218H70ZM112 217V218H111ZM187 217H190L189 215H187ZM262 217V218H261ZM59 218V219H58ZM64 218H66V219H64ZM86 218V219H85ZM91 218H93V219H91ZM106 218V219H105ZM174 218H176V219H174ZM61 220L62 219V221H58V220ZM81 219H85V220H82L81 221ZM114 219V220H113ZM49 220H51L50 222H49ZM57 220V221H56ZM243 220V219H242ZM55 223H54V222ZM91 223H90V222ZM102 221V222H101ZM104 221V222H103ZM182 221L184 222V225H183V223H182ZM56 222H58V223H56ZM64 222V223H63ZM80 222V223H79ZM85 222V223H84ZM141 222V223H140ZM160 222H162V223H160ZM59 223H61V224H63V225H59ZM81 223H82V225H81ZM90 223V224H89ZM93 223V224H92ZM103 223V224H102ZM48 224V225H47ZM58 225V227L60 226V228H62V230H61V233H58V231H59V229L60 228H58L56 225ZM84 224H87V225H84ZM186 224L188 225V228H190V226L193 228H191V229H186L185 230V233H190V235L192 234V238L189 236V234L188 235H186V234H184V231L182 232V230L180 229V227L182 226H184V227H187L186 226ZM192 224H196V222H192ZM72 225V226H71ZM80 225V228L78 227ZM91 225V226H90ZM93 225V226H92ZM136 225L138 226V227H136ZM157 225H159V226H157ZM162 225H164L165 226V228H159L160 226H162ZM197 225V224H196ZM262 225H263V227H262ZM62 226V227H61ZM83 226H85V228H87V229H85L86 231H84V233L85 232H87L88 231V233L85 235L84 233H81V232H83V231H81L82 230V227ZM91 228H90V227ZM179 226V227H178ZM56 227H57V229L58 230H56ZM66 227H67V229H66ZM142 227V228H141ZM155 227V228H154ZM158 227V228H157ZM181 227V228H182ZM182 228L183 230L185 229V228ZM248 227H251V231H250V228H249V231L250 232H246V233H249V236H250V238H252L251 236H253L254 234V236H256V237H254L253 236V238H254V240H255V242L258 244L259 242V240L257 239V237H259V235H256V233H252L254 230H256L255 228H253L252 226H247V228ZM140 228V229H139ZM166 228H168V230L166 229ZM175 228V229H174ZM64 229H65V231H64ZM69 229L70 230H74L73 232V234H71L72 232L71 231H69ZM91 229V231H89ZM165 229V231H167V233L166 232H164L163 230ZM172 229H174V234H173V230ZM196 229V228H195ZM252 229H253V231H252ZM138 230V231H137ZM180 230H181V232L185 235V237L186 238H188V237H190V239H188V240H186V238L184 237V235L183 234H181L180 233V235H179V232H180ZM189 230H190V232H189ZM259 230V229H258ZM80 231V233H78ZM178 231V232H177ZM192 231H193V233H192ZM196 231V230H195ZM257 231V230H256ZM60 232V231H59ZM64 232V233H63ZM63 233V235H61ZM70 233V234H69ZM75 233H77L78 235H76ZM91 233V234H90ZM264 233V232H263ZM61 235V236H59V235ZM80 234V235H79ZM89 234V235H88ZM243 234L244 233H239V235H240V238H242V236H243ZM251 234V235H250ZM73 235H76V236H81V237H84V238H88V236H89V238L87 239V241L85 242V245H84V243H81L82 245H80L79 246V248H78V243H76L75 244V246H74V241L73 242H71V243H73V245L70 243V245H68L67 243H69L70 241V239H71V237ZM84 235V236H83ZM153 237H152V236ZM169 235V236H168ZM181 235H183V237H181ZM264 235V234H263ZM87 236V237H86ZM177 236H179V237H177ZM63 237V238H62ZM70 237V238H69ZM91 237V238H90ZM152 237V238H151ZM58 238H60V239H58ZM68 238V239H67ZM181 238H184V241H183V239L181 240ZM194 238H196V239H194ZM252 238V239H253ZM192 239H194V244H193V242L191 243V240ZM249 240L248 239V243H249V241H252V244H254V241L253 240ZM186 240V241H185ZM189 240H190V243H189ZM257 240V241H256ZM69 241V242H68ZM193 241V240H192ZM65 243L67 244V245H65ZM255 243V244H256ZM260 243H262L263 244V242H260ZM94 244V245H93ZM250 244H251V242H250ZM251 244V245H252ZM254 244V245H255ZM262 244H258V245H260V246H262ZM61 245V246H60ZM190 245V246H189ZM64 246H67V248H69V251L68 250H66V247H64ZM71 246V247H70ZM94 246V247H93ZM253 246V245H252ZM257 245H255V246H253L254 247V250L257 252L258 251V249L260 250V247L259 246H257ZM73 247H74V249H73ZM81 247V248H80ZM259 247V248H258ZM58 248H60V249H58ZM64 248V249H63ZM76 248V249H75ZM90 248V249H89ZM256 248V249H255ZM61 249H63V250H65V251H67V252H69V253H65V251H61ZM72 249L74 250V252H72ZM81 250V251H79L80 252V254H79V252H78V250ZM86 249V250H85ZM58 250H59V252H58ZM71 250V251H70ZM263 249L261 248V252H264V251H262ZM56 251V252H55ZM60 251L62 252V253H60ZM92 251H93V253H95V254H93L92 253ZM182 251V252H181ZM71 252L73 253V254H71ZM97 252V253H96ZM165 252H167V254H168V252L169 253H171V257L170 258H167L166 256H169V255H167ZM172 252H174V254L172 253ZM175 252H176V254H175ZM261 252H260V254H261ZM56 253H60V255L59 254H57V255H59V256H57L56 255ZM78 253V254H77ZM89 253V254H88ZM259 253V252H258ZM64 254V255H63ZM66 254V255H65ZM73 256L74 255V257H72L71 255ZM84 254V255H83ZM87 254H88V256H87ZM98 254V255H97ZM163 254H165L163 257H161ZM179 254V255H178ZM183 255V258H182V255ZM264 253H262V255H263ZM78 255H80V256H78ZM82 255V256H81ZM161 255V256H160ZM172 255L174 256V257H172ZM195 255V256H194ZM76 256H78V257H76ZM88 257V258H84V257ZM65 257V258H64ZM67 257H70V258H67ZM97 259H96V258ZM159 257H160V259H159ZM165 257L168 259H165ZM54 258H55V260H54ZM59 258V259H58ZM67 258V259H66ZM162 258V259H161ZM70 259V260H69ZM77 259V260H76ZM84 259V260H83ZM86 259V260H85ZM96 259V260H95ZM126 259V260H125ZM158 259L160 260V261H158ZM187 259H189L188 261H186ZM67 260H69V261H67ZM73 260V261H72ZM122 260V261H121ZM124 260V261H123ZM138 260V261H137ZM199 260V261H198ZM53 261V262H52ZM58 261V262H57ZM60 261V262H59ZM68 263H67V262ZM82 261H83V263H82ZM127 261V262H126ZM165 261V263H169L170 262V260H169V262H166ZM194 261V262H193ZM201 261V262H200ZM254 261V260H253ZM52 262V263H51ZM79 262V263H78ZM81 262V263H80ZM158 262V263H157ZM172 262L174 263V264H176L174 261H173V259H172ZM172 262H170L169 264H172ZM197 262V263H196ZM203 262V263H202ZM164 263V264H165ZM184 264H186V263H184Z\"/></svg>","mask_w":264,"mask_h":264},{"label":"bare ground","instance_id":"2","mask_svg":"<svg viewBox=\"0 0 264 264\" xmlns=\"http://www.w3.org/2000/svg\"><path fill=\"white\" fill-rule=\"evenodd\" d=\"M17 1H18V0H14V4H15V2H17ZM21 1L23 2V0H21ZM21 1L19 0V2H21ZM53 1H55V2H56V1H57V2H60L59 0H53ZM63 1H64V0H63ZM81 1H82V0H81ZM81 1H79V2H81ZM83 1H84V0H83ZM101 1H102V0H101ZM104 1H105V0H103L102 2H100V0H98V2H97V0H96L95 2L99 3V4H100V7H101V3H102V5H103ZM115 1H116L115 4L119 2L118 0H115ZM117 1H118V2H117ZM121 1H123V0H120V2H121ZM127 1H129L130 4L133 3V2L135 1L134 4L137 5V6H135L136 8H139L138 4L140 5V3L142 4V6H143V5L146 6V3H147V2H144V1H146V0H144V1H143V0L139 1V0H138L137 3H136V0H134V1H133V0H132V1L127 0ZM127 1H126V3H128ZM142 1H143V2H142ZM147 1H148V0H147ZM152 1H153L154 4H155V2H157L158 0H156V1H155V0H152ZM152 1H148V3L152 2ZM159 1H160V2H161V1L164 2L165 0H159ZM171 1H172V0H171ZM173 1H174V2H173V4H174L176 0H173ZM178 1H179V0H178ZM185 1H187V0H185ZM185 1L182 0V2H181V0H180V2H181L182 4H183V2H185ZM188 1H189V0H188ZM188 1H187V2H188ZM190 1H192V0H190ZM197 1L199 2V4L201 3V6H203V7L206 6L205 4H207V3L201 2V0H200V1H199V0H196V1H194V2H195V3H198ZM203 1H205V0H203ZM214 1H215V0H212V1H210V2L214 5V3H215ZM222 1H223V0H221L220 2H222ZM224 1H225V0H224ZM236 1H237V0H236ZM241 1H242V2L239 1V3H241L240 6H239V8H241V7L245 8V7H247V6L249 5V3H248V5H247L246 3H244L246 0H245L244 2H243V0H241ZM256 1H257V0H256ZM256 1H254V2H255V3H254L253 0H252V2H253L254 4H251V6L249 5V6H250L249 8H253V10H255V12H252V13H254L255 16H256V11H257V8H255V7H257V6H256V5H257V4H256ZM258 1H259V0H258ZM25 2H26V1H25ZM43 2L47 4V2H45V0H44ZM43 2H42L41 4H44ZM48 2H52V0H50V1H48ZM55 2H53V4H56V6H54V5L52 4L55 8L52 7L54 13L51 11V12H52V13H51V16H49L50 11H48L49 14H47V11H46V10L49 9V8L47 9V7H50V6H51V5H49V4H47V7H45V8H46V10H45L46 12H45V13L42 12V13H44L45 15L47 14V15L49 16L50 19H58V22L56 21L57 24H59V25L63 24V23H64L63 20H64L65 18H67L66 21H68L69 24H71V23L74 21L73 18H74V19L77 18V17L81 18V14H80V15L78 14L79 16H77V15H76V12H77V11H76V12H74V11L71 12V10H73V9L75 10V7H76V10H77V7H78V6L81 7L82 4H81V5H78V4H77L78 6H75V7H72V6H71V8H72V9L70 10L71 13H69V10H67V9L69 8V6H70L69 4L67 5L68 7H67V9H66V6L63 7V8H61L64 4L59 5V4L55 3ZM68 2H69V1H68ZM72 2H73V1L71 0V3H72ZM85 2H87V1L85 0ZM89 2H92V3H93L94 0H92V1L89 0L88 3H89ZM95 2H94V3H95ZM106 2H109L111 5H112V3H114V1L112 2V0H106ZM106 2H105V3H106ZM162 2H161V3H162ZM165 2H166V1H165ZM169 2H170V1H169ZM205 2H206V1H205ZM207 2H209V1H207ZM210 2H209V3H210ZM213 2H214V3H213ZM225 2H226V1H225ZM231 2H233V3H232V4H229L228 9H229V7L231 8V6H233V4H234V1L230 0V3H231ZM250 2H251V1H250ZM259 2L262 3V0L259 1ZM259 2H257V3H259ZM0 3H1L0 6H1V7H2V6L4 7V8L2 7V8L4 9V11H6V10H5V7H7L8 9H10V10H7V11H10L9 13H11L12 6L15 7V5H14L13 3H12L13 5L11 6V2H10V3L7 2V4H9V5L11 6V7H10V6L8 7V5H6V1H5V0H0ZM3 3H4L6 6H4ZM66 3H67V2H66ZM69 3H70V2H69ZM74 3H75V1H74ZM76 3H78V2H76ZM97 3H96L95 5H98ZM121 3H124V2H121ZM129 3H128V4H129ZM143 3H144V4H143ZM178 3H179V2H177V6H175V7H170V5H168V7H167L168 9L166 8L167 10H166L165 8H164L165 11H164L163 9L161 10V11H164V12H162V13H165V12L167 11V12H166L167 15H165V14H163L164 16L162 15L163 17H162V20H161V21H160V18H161V14H160V13H161V12H160V13L158 12L159 15H160V18H159V20H158V18L155 19V20H158V21H156V22H159V23H158L159 26L157 25L156 22H155V23H156V25H157L158 27L162 26V28L160 27V29H163V28H165L166 26H167L166 28H168V25L164 24V27H163V24H161V23H165V22L167 23L168 20L170 19V15H171V19H172V15H173L174 18H175L176 20H178L179 18H182V19H183L185 15H188V14L190 13V14H189V15H190V18L193 17V18H192L193 21H191V22H194V23H195L196 19H197V21H198V19H201V18H198V17H197V18H196V17L194 18L193 15L191 16V13H192V12L185 13V12H186V11H185V8H186V7L184 8V6H182V4L180 5V3H179V5H178ZM190 3H191V4H189V3H188V4H189V5H192V7L190 6L191 8H193L194 5H195L194 7H196V5H197V4H194V5H193L192 2H190ZM202 3H203L204 5H203ZM209 3H208V5H210ZM216 3H217V0H216ZM218 3H219V2H218ZM239 3H238V1H237V4H239ZM16 4H17V3H16ZM20 4H21V3H20ZM89 4H91V3H89ZM106 4H108V3H106ZM106 4H104V5L106 6ZM118 4H120V3H118ZM118 4H117V5H118ZM124 4H125V3H124ZM124 4H123V5H124ZM128 4H127V5H128ZM134 4H132L131 6L133 7ZM152 4H153V3H152ZM158 4H160V3L158 2ZM170 4H172V3H170ZM175 4H176V3H175ZM223 4H224V2H223ZM223 4H221V5H223ZM226 4H227V2H226ZM235 4H236V3H235ZM242 4H243V5H242ZM245 4H246L247 6H245ZM18 5H19V4H18ZM18 5H17V6H18ZM21 5H23V4H21ZM58 5H59V6H58ZM74 5H76V4H74ZM91 5H92V4H91ZM91 5H90V6H91ZM121 5H122V4H121ZM123 5H122V6H123ZM186 5H187V4H186ZM208 5L206 6V7H208V8H210V7L213 8V7H214V6L212 7L211 5H210V7H209ZM224 5H225V4H224ZM224 5H223V7H224ZM227 5H228V4H227ZM252 5H254L255 7L252 6ZM17 6H16V7H17ZM43 6H46V5H43ZM43 6L41 5L40 7L42 8ZM108 6H110V5H108ZM113 6H114V5H113ZM131 6H130V7H131ZM147 6H148V5H147ZM178 6L183 7V8H179ZM216 6L219 8V4H217ZM261 6H262V5H261ZM261 6H260V4L258 5V7H259V11L262 9ZM22 7H23V6H22ZM26 7H27V6H26ZM80 7H79V9H78L79 11H82V10L87 11V8L89 7V5H88L87 8L84 7L85 9L82 8L81 10H80ZM118 7H119V5H118ZM120 7H121V6H120ZM120 7H119V9L117 8L119 11L121 10ZM123 7H124V6H123ZM143 7H144V6H143ZM160 7H161V6H160ZM165 7H166V6H165ZM176 7H177L179 10H181V9H182V11L184 10L185 12H184V11H183V12L185 13V15H184V13L182 14V13L180 12V13H181V16H182V15H183V16H182V17H181V16H178V15H179V14H178L179 10H178ZM190 7H189V8H190ZM197 7L200 8V6H198V5H197ZM225 7H227V6L225 5ZM234 7H235V5H234ZM236 7H238V6L236 5ZM236 7H235V8H236ZM7 8H6V9H7ZM30 8H31V7H30ZM50 8H51V7H50ZM64 8H65L66 12H65ZM111 8H112V7H111ZM111 8H108V9L110 10ZM127 8H128V7H127ZM127 8H126V9H127ZM136 8H135V10H136ZM140 8H141V7H140ZM171 8H173V10H174L175 8L177 9V10L175 9V10L177 11L176 14L174 13L175 10H174V12H172L173 10H172V11L170 10ZM191 8H190V9H191ZM239 8L237 9V11L241 10V9H239ZM260 8H261V9H260ZM0 9H1V8H0ZM23 9H24V8H22V10H23ZM113 9L115 10V8H113ZM117 9H116V10H117ZM126 9H125V10H126ZM131 9H132V8H131ZM131 9H130V10H126V11H127L128 13H130ZM193 9H194V8H193ZM197 9H198V8H197ZM201 9H202V8H201ZM213 9H214V8H213ZM222 9H223V11H224V8H222ZM38 10H39V8H38ZM41 10H42V9H41ZM43 10H44V9H43ZM103 10H105V9H103ZM109 10H108V11H109ZM137 10H138L137 12L139 13V9H137ZM142 10H143V9H142ZM144 10H147V9L144 8ZM154 10L156 11V9H154ZM154 10L152 11L153 14L156 13V12L154 13ZM157 10L160 11V8L157 9ZM168 10H169V12H168ZM187 10H188V9H187ZM198 10H200V9H198ZM203 10H204V9H203ZM225 10H226V9H225ZM243 10H244V9H243ZM247 10H250V9H247ZM7 11H6V13L8 14ZM67 11H68V13H67ZM85 11H84V13H85ZM108 11L106 10V13H107V14L110 13V12H108ZM123 11H124V9H123L122 11H120V12H122V14L119 13L120 15H119V14H118V15L122 17L123 14H124L125 17H126L125 19H130L129 21L132 22V19L135 18V16H132V19H131L129 16H128L129 18H127L126 13H125V12L123 13ZM132 11H134V9H132ZM132 11H131V12H132ZM148 11H149V10H148ZM170 11H171L172 13H171ZM204 11H207V10H204ZM204 11H203V13H204ZM208 11H209V10H208ZM235 11H236V10H235ZM241 11H242V10H241ZM251 11H252V9H251ZM20 12H25V11L23 10V11H20ZM32 12H33V11H32ZM39 12H40V11H39ZM98 12H99V11H98ZM152 12H151V15H153ZM201 12H202V11H201ZM209 12H211V11H209ZM213 12H214V11H213ZM215 12H217V11H215ZM226 12H227V11H226ZM229 12H230V11H229ZM229 12H227V13H229ZM231 12L233 13L232 10H231ZM231 12H230V14H231ZM257 12H258V11H257ZM262 12H264V10H262ZM262 12H260V13H262ZM4 13H5V12H2L1 14H4ZM6 13H5V15H6ZM29 13H31V12H28V13L25 12L26 15L29 14ZM34 13H36V12L34 11ZM77 13H78V12H77ZM79 13H80V12H79ZM86 13H87V12H86ZM102 13H103V12L100 11V14H99V15H103ZM104 13H105V12H104ZM111 13H112V15H114L113 13H116V12L111 11ZM140 13L142 14L143 12H140ZM140 13H139V15L142 16V17H140V16H139V17H140L141 19H145L144 16H145V15L147 16V14H145V15L142 14V15H141ZM146 13H147V12H146ZM168 13H169V14H168ZM170 13H171V14H170ZM193 13L196 14V12H193ZM199 13H200V12H199ZM203 13H202V14L200 13V14H201L200 16L205 15V14H203ZM207 13H208V12H207ZM207 13H206V15H209V14H210V13H209V14H207ZM221 13L223 14L224 12L221 11ZM227 13H226V14H227ZM239 13L241 14L242 12H238V14H237V12H236V13H234V14H236V17H238V18H237L238 21H242V20H239V17H240V14H239ZM244 13H246V12H244ZM244 13H243V16H245L246 14H248L247 17H244V20H245L244 22H246V21H247V23L250 22V23H248L247 26H248V27L250 26V28H252V27H251V25H252L251 22L254 23V22L256 21V19H257L259 16H258V17L256 16V17H257V18L255 17L256 19H255V18H251V19H254V20H251V19L248 18V17H249L252 13H250V11H248V13H246L245 15H244ZM258 13H259V12H258ZM258 13H257V14H258ZM31 14H32V13H31ZM31 14H29V15L31 16ZM39 14H41V12H40ZM44 14L42 15V16H44V17H43V20H46L47 17H45ZM52 14H53L54 16H53ZM82 14H83V12H82ZM93 14H94V12H93ZM107 14H106V15H107ZM132 14H133V15H136L137 13H135V11H134V13H131V15H132ZM174 14L178 16V19L176 18V16H175ZM197 14H198V13H197ZM197 14H196V15H197ZM217 14H218V13H217ZM217 14H216V15H217ZM234 14H233V15L231 14L232 18H234L233 20H231V22H230V20H228V21L226 20V22H227V26L230 25L229 23L232 24V21H236V18L233 17ZM5 15H4V16H5ZM9 15H10V14H9ZM12 15H14V14H11V16H9V18L12 17ZM32 15H34V14H32ZM47 15H46V16H47ZM74 15H76V17H75ZM83 15H84V14H83ZM85 15H87V14H85ZM99 15H98V16H99ZM106 15H105V17H108V16H106ZM108 15H109V14H108ZM118 15H116V16H118ZM148 15H150L149 12H148ZM151 15H150L151 18H152V17L154 18V17H157V16H158V14H155V15H153V16H151ZM168 15H169V18H167V21L162 22V21L166 18V16L168 17ZM189 15L186 16V17H188V20H187L186 22H189V21L191 20V19L189 18ZM206 15H205V16H206ZM211 15L214 16L215 13L209 15L210 19H212V20H210V21H214V23L211 22V24L214 25V24L216 23V25H217L216 20H213V19H216V18H214V17L211 18ZM237 15H238V16H237ZM241 15H242V14H241ZM260 15H261V14H260ZM262 15H263V17L261 16L262 18H260V20L264 18V13H262ZM2 16H3V15H2ZM4 16H3V17H4ZM35 16H37V15H35ZM88 16H89V17H86V19H85V17H84V18L82 17L83 19H82V18L79 19V20H81V21H79V25L76 24L75 26L77 27V25H78V27H79L80 25H82V24H83L82 20H85V21H86V22L84 21V24H85V23H89V21H87L88 18H89V20H90L91 22H92L91 18H95L96 21H97V20H100L98 17H97L98 19L95 17V14L93 15L94 17H91V15H89V14H88ZM109 16H110V15H109ZM114 16H115V15H114ZM119 16H118V19H119ZM137 16H138V14L136 15V18H138ZM197 16H199V14H198ZM200 16H199V17H200ZM223 16H225V15L223 14ZM226 16H227V15H226ZM226 16H225V17H226ZM228 16H229V15H228ZM5 17L7 18V15H6ZM31 17H32V16H31ZM31 17H30V18H31ZM64 17H65V18H64ZM90 17H91V18H90ZM99 17L103 19V16H99ZM105 17H104V19H105ZM110 17H112V16H110ZM123 17H124V16H123ZM143 17H144V18H143ZM147 17H148V16H147ZM147 17H146V19H147ZM150 17L148 18L149 21H152V20L155 21L153 18L151 19ZM186 17L184 18V20L186 19ZM202 17H203V16H202ZM207 17H208V16H207ZM219 17H220V16H219ZM250 17H252V15H251ZM9 18H8V19H9ZM13 18H14V17H12V20H11L12 22H13V20H14ZM19 18H21V17H19ZM19 18H18V19H19ZM30 18L28 17L29 20L32 19V18H31V19H30ZM62 18H64V19H63V20H60V19H62ZM174 18H173V20H174ZM205 18H206V17H205ZM205 18H204V19H205ZM222 18H223V17H220L219 20L222 19ZM227 18L229 19V17H227ZM227 18H225V19H227ZM247 18L250 19L251 21H250V20L248 21ZM18 19L16 20V18H15V20H14V23H13V24H14V25H17V26H15V27H17V28H18V27H22V29H24V30H25V29H28V30H29V27L26 28L27 26H25V28H23L24 25L21 26L22 23H21V25H19L20 23H19V24H15V23L19 22V20H20V22L22 21L21 19H19V20H18ZM50 19H47L48 22H50ZM104 19H103V20H104ZM118 19H116V20H118ZM120 19H121V18H120ZM125 19H124V21H127V20H125ZM138 19H139V18H138ZM141 19H139V20H141ZM171 19H170V21H171ZM182 19H181V20H182ZM206 19H207V18H206ZM225 19L223 18V20H221V21L224 22ZM240 19H241V17H240ZM246 19H247V20H246ZM24 20H25V18H24ZM24 20H23V21H24ZM29 20L26 19V21H28V22L25 21V25H26V23L29 24V22H32V23L34 24L35 21H36V22L39 21V20H35V21L33 22L34 19H33L32 21H29ZM111 20H113V18H112ZM116 20H115V21H116ZM122 20H123V19H122ZM134 20H135V19H134ZM2 21H3V20H2ZM16 21H17V22H16ZM59 21H61V22L63 21V23H61V22L59 23ZM104 21H109V20L105 19ZM115 21H114V22H115ZM129 21H128L127 23H130ZM135 21H137V20H135ZM135 21H134V22H135ZM144 21H146V20H143V21H142V24L145 23ZM153 21L151 22V23H153V24H151L150 22L146 21V22H148V23H145V24H144V25H146L145 28H147V25H148L149 23H150L151 26H152L151 28H154V26H156V25H155V23H154ZM202 21H203V18H202ZM205 21H208V19H207V20H204V21H203V24H202L201 21L196 22V23H199L198 25H196V28H197L198 26L204 27V26H202V25H205V24H206V25H205L206 27H213V26H211V25L209 24L210 22H209V23H206ZM253 21H254V22H253ZM261 21H262V20H261ZM39 22H40V21H39ZM41 22H42V21H41ZM44 22H45V21H44ZM51 22L53 23V21H51ZM56 22H54L53 24L51 23V24L54 25ZM68 22H67V23H68ZM74 22H76V21H74ZM93 22H94V20H93ZM93 22H92V25L95 24V22H94V24H93ZM97 22H98V21H97ZM97 22H96V24H97ZM111 22H112V21H111ZM171 22H172V21H171ZM171 22H170V23H171ZM174 22H176V21H174ZM191 22H190V23H191ZM219 22H220V21H219ZM228 22H229V23H228ZM244 22H243V24H242V22H239L240 24H242V26H241V25H238L239 23H237L238 26H237V25L234 26V25L232 24V25H230V27H234V29H236V31H237V29L239 30V28H242L243 25H246V23H244ZM23 23H24V22H23ZM42 23H43V22H42ZM45 23H46V22H45ZM77 23H78V22H77ZM99 23H100V21L98 22V24H99ZM120 23H122V22L120 21ZM135 23H136L135 25H136V27H137V28H136V30H137V29H138V26H140V24H138L139 21H138V22H135ZM140 23H141V21H140ZM200 23H201V24H200ZM204 23H205V24H204ZM220 23H221V22H220ZM233 23H234V22H233ZM235 23H236V22H235ZM259 23H260V21H259V19H258V22L256 21L255 24H256V25H259ZM263 23H264V19H263ZM263 23H260V24H263ZM38 24H40V23H38ZM38 24H37V25H38ZM46 24H47V23H46ZM65 24H66V22H65ZM65 24H63V25H65ZM74 24H75V23H73V25H74ZM102 24H104L103 27H102V28H103L102 31H103L104 29H106V27H105V24H106V23H105V22H104V23H100L99 27H101ZM107 24H108V22H107ZM110 24H111V23H110ZM123 24H124V26H125V25H126V22H124ZM123 24H121V28H122V27L125 28L124 30H125V32H126V28H127L126 26H128V28H129V27L131 26V23H130L129 25L127 24L125 27L123 26ZM137 24H138V26H137ZM150 24H149L148 28L150 27ZM160 24H161V25H160ZM167 24H168V23H167ZM172 24L176 26V23H173V22H172ZM207 24H209L210 26H207ZM249 24H250V25H249ZM255 24L252 25V26H255ZM18 25H19V26H18ZM29 25L32 26L31 24H29ZM43 25H44V24H43ZM66 25H68V24H66ZM71 25H72V24H71ZM73 25H72V26H73ZM89 25H90V23H89ZM92 25H91V26H92ZM108 25H109V24H108ZM113 25H115V27L118 28V29H116V31H117V34H119L118 31H119L120 28L117 27V22H116V24H113ZM119 25H120V24H119ZM144 25H143V26H144ZM153 25H154V26H153ZM169 25H170V24H169ZM173 25H172V26H173ZM177 25L179 26L178 23H177ZM190 25H191V24H190ZM193 25H194V24H193ZM225 25H226V24H225ZM225 25L223 24V27H222L223 29L227 27V26L225 27ZM263 25H264V24H263ZM38 26H39V25H38ZM41 26H42V25H41ZM48 26H49V24H48ZM48 26H47V27H48ZM56 26H57V25H56ZM61 26H62V25H61ZM61 26H58V28H60ZM69 26H70V25H69ZM72 26L70 27V30H71V31H72V30H75V29H72ZM75 26H73V27H75ZM86 26H87V24H86ZM97 26H98V25H97ZM111 26H112V25H111ZM133 26H134V25H133ZM143 26H142V27H143ZM157 26L154 28V30L156 29V32H157V30H158V27H157ZM181 26H183V25H181ZM186 26H187V27H185L186 30H187V29L190 30V28H188L189 25H186ZM218 26H219V25H218ZM218 26H217V27H218ZM221 26H222V23H221ZM239 26H241V27H239ZM247 26H244V27H247ZM35 27H36V26H35ZM47 27H45V28H47ZM50 27H52V26H50ZM54 27H55V26H54ZM62 27H63V26H62ZM78 27L76 28L77 32H79ZM81 27H82V26H80L79 28H81ZM84 27H85V26H84ZM92 27H95V26H92ZM92 27L90 28V27L88 26V29H89V30H90V29L92 30ZM131 27H132V26H131ZM142 27H140V29H141ZM179 27H180V26H179ZM183 27H184V26H183ZM190 27H191V30H193V31L195 32V29H196V28L194 27L195 29H192L193 26H190ZM214 27H216V26H214ZM214 27H213V28H214ZM217 27H216V28H217ZM219 27H220V26H219ZM219 27H218L217 29H220ZM236 27H237V28H236ZM238 27H239V28H238ZM248 27L245 28V29H248ZM33 28H34V26H33ZM39 28H42V27H39ZM123 28H122V29H123ZM132 28L134 29V27H132ZM132 28H131V29H132ZM145 28H144V29H145ZM151 28H150V29H151ZM172 28H173V27H172ZM228 28H229V27H228ZM263 28H264V27H263ZM30 29H32V28L30 27ZM34 29H35V28H34ZM34 29L29 30V31H31V33H32V32L35 31ZM36 29H37V28H36ZM47 29H50V28H47ZM47 29H46V30H47ZM65 29H66V28H65ZM65 29H63V30L65 31ZM67 29H68V31H69V28H67ZM67 29H66V31H67ZM84 29H87V27L84 28ZM88 29H87V31H88ZM94 29H96V28H94ZM131 29L129 28V31H130ZM144 29L142 28L143 31H142V30H141V31L144 32ZM168 29H169V28H168ZM173 29H174V28H173ZM179 29H180V28H179ZM183 29H184V28H183ZM201 29H202V28H201ZM230 29H231V28H230ZM234 29H233V31H234ZM242 29H243V28H242ZM242 29H240V30H242ZM252 29H253V28H252ZM257 29H258V27H257ZM257 29H256V30H257ZM261 29H262V28H261ZM28 30H27V31H28ZM33 30H34V31H33ZM37 30H38V29H37ZM37 30H36V31H37ZM55 30H57V29H55ZM76 30H75V32H76ZM80 30H81V29H80ZM100 30H101V28H100ZM100 30H99V31H100ZM112 30H113V29H112ZM112 30H111V31H112ZM138 30H139V29H138ZM146 30H147V29H146ZM151 30H153V29H151ZM154 30H153V31H154ZM175 30H177V29L175 28L174 30H171V31H175ZM191 30L188 31V32L191 33ZM196 30H197V29H196ZM240 30H239V31H240ZM243 30H244V29H243ZM248 30H249V29H248ZM262 30H264V29H262ZM21 31H22V30H21ZM29 31L27 32L28 35L31 34ZM36 31H35V32H36ZM51 31H54V30H50V32H51ZM57 31H58V30H57ZM64 31H63V32H64ZM71 31H70V32H71ZM81 31H82V30H81ZM95 31H96V30H95ZM120 31H122V30L120 29ZM134 31H135V30H133V36H135L136 38H134L133 40H135V39H137V38H138V40H139L140 37L143 35L142 32L140 33V34H142V35H140V34L138 33V32H140V31H138V32L136 31V33L138 34V36L140 35V36L138 37L137 34L134 33ZM159 31H160V30H159ZM168 31H169V30H168ZM179 31H180V30H179ZM181 31H182V30H181ZM253 31H255V30H253ZM22 32H23V31H22ZM22 32H21V33H22ZM37 32H39V30H38ZM45 32H46V31H44V33H45ZM50 32H49V34H50ZM59 32H60V31H59ZM61 32H62V28H61ZM61 32H60V34L63 35ZM70 32H68L67 34L69 35ZM77 32H76V33H77ZM83 32H84V31H82V33H83ZM100 32H101V31H100ZM114 32H115V30L112 32V33H113L112 36H113V38L115 39V37H114ZM154 32H155V31H154ZM176 32H177V31H176ZM176 32H175V34L173 33L175 36L177 35ZM182 32H184V33H182V34H184V36H186V34H185L186 31H182ZM188 32H187V33H188ZM194 32H192V33H194ZM196 32H197V31H196ZM199 32H200V31H199ZM202 32H204V31H202ZM208 32H209V31H208ZM217 32H219V31H217ZM251 32H252V31H251ZM259 32H260V30L257 32L256 37L258 36V34H261V36H262V34L264 33L263 31L260 32V33H259ZM23 33H25V34H24V37H26V36H25V35H27V34H26V31H24ZM42 33H43V32H42ZM46 33H47V32H46ZM54 33H57V32L54 31L53 34H54ZM72 33H73V32H72ZM72 33H71V34H72ZM80 33H81V32H80ZM84 33H85V32H84ZM87 33H89V35H90L92 32L90 33V32L88 31ZM96 33H97V32H96ZM123 33H124V31H123L122 33H120V36H121ZM127 33H128V31H127ZM131 33H132V32H131ZM170 33H171V32H170ZM170 33H169V34H170ZM179 33H180V32H179ZM212 33H215V32L212 31ZM221 33H222V32H221ZM224 33H225V32H224ZM227 33H228V34H227ZM227 33H226V34L229 36V33H231V32H230V31H227ZM236 33H238V32H235V34H236ZM242 33H243V32H242ZM245 33H246V32H245ZM248 33H249V32H248ZM32 34H35V33H32ZM32 34H31V35H32ZM110 34H111V33H110ZM117 34L115 33V36H116V37L119 36V35L117 36ZM134 34H135V35H134ZM145 34H146V33H145ZM147 34L151 35L150 37H153V36H152L153 33L150 34V31H149V33H147ZM154 34H155V33H154ZM158 34H159V33H158ZM167 34H168V33H167ZM167 34H166V35H167ZM169 34H168L167 36H169ZM197 34H198V33H197ZM201 34H203V33H201ZM201 34H200V35H201ZM215 34H216V33H215ZM233 34H234V32L231 33V35H230V39H231V38H234V37L232 36ZM235 34H234V35H235ZM238 34H240V36H241V35H242V36L244 35V34H241V33H238ZM246 34H247V33H246ZM246 34H245V35H246ZM28 35H27V36H28ZM39 35H40V34H39ZM46 35H47V34H45V36H46ZM54 35H55L56 37L59 36V35H56V34H54ZM68 35H67V37H68ZM74 35H75V33H73L72 35H69V37H68V39H69L68 42H69L70 39H71V42H72V43H73V42H76V43L78 42V44H79V42H81V40H82V42L80 43V46H83V48H86V46H87L88 43H89L88 46L90 45V47H91V45H93L94 43H95V44L97 43V41L94 42V39H98V38H95L96 35L94 36V39L91 37V38H92L91 41H93V42H92L93 44L91 43V41H90V42L88 41V43H87V38H86V39H81V40H79L78 36H77V35L74 36ZM79 35L82 36V34H79ZM85 35H87V34H85ZM105 35H106V34H105ZM123 35H124V34H123ZM126 35H127V34H126ZM160 35H161V34H160ZM164 35H165V34H164ZM171 35H172V33H171ZM174 35H172V36L174 37ZM178 35H180V34H178ZM200 35H199V36H200ZM205 35H206V34H205ZM216 35H218V34H216ZM221 35H222V34H221ZM223 35H224V34H223ZM245 35H244V36H245ZM248 35H249V34H248ZM248 35H247V36H248ZM250 35H251V34H250ZM253 35H254V38H255V39L252 37L253 40H252L251 42H256L255 34H253ZM253 35H252V36H253ZM263 35H264V34H263ZM33 36H34V35H33ZM33 36H32V37H33ZM35 36H36V35H35ZM35 36H34V37H35ZM50 36H51V34H50ZM70 36H71V37H70ZM72 36H73V39H72ZM83 36H84V34H83ZM99 36H101V39L103 40V37H104V36H102V35H100V34H99ZM99 36H98V37H99ZM110 36H111V35H110ZM112 36H111V37H112ZM143 36H144V35H143ZM143 36H142L141 38H143ZM146 36H147V39H148V38H149L148 35H145V36H144V39H146ZM157 36H158V35H157ZM157 36H154V37H157ZM161 36H162V35H161ZM172 36H170V37H168V38H167L166 36H163V38L166 37V38L169 40V38H172ZM181 36H182V35H181ZM181 36H178V38H180ZM187 36H189V35H187ZM192 36H193V35H192ZM197 36H198V35H197ZM197 36H196V37H197ZM206 36H207V35H206ZM228 36H227V37H228ZM231 36H232V37H231ZM235 36L237 37V35H235ZM238 36H239V35H238ZM240 36H239V37H240ZM29 37H30V36H29ZM29 37H28V38H29ZM37 37H38V35H37ZM46 37H48V35H47ZM46 37H45V38H46ZM62 37H63V36H62ZM74 37H75V39L78 38V41H73V40H75ZM76 37H77V38H76ZM84 37H85V36H84ZM86 37H88V35H87ZM107 37H108V36H107ZM107 37L105 36L104 39H106ZM128 37H129L128 40H130V41H131L130 38H133L131 35L128 36ZM189 37H191V35H190ZM193 37H194L195 40L198 42V38H199V37H197V39H196L195 36H193ZM193 37H192V38H193ZM200 37H201V36H200ZM211 37H212V36H211ZM211 37H210V38H211ZM214 37H219V36H215V35H214ZM258 37H259V36H258ZM258 37H257V38H258ZM39 38H43L42 35H40V37H38V39H39ZM57 38H58V37H57ZM109 38H110V37H109ZM166 38H165V41H166V43H167V39H166ZM175 38H176V37H175ZM182 38H183V41H184V37H181V39H179V40L176 38L178 41H180L179 44H181V45H178V43H177V44H174V45H175V46L177 45L178 47H180V46H182V45L188 44V43H186V40H188L189 42H191L189 39L186 38V40L184 41L185 43H183V41H181ZM194 38H193V39H194ZM210 38H209L208 41L216 42V46L214 45L215 43H214V44L211 43V45H213V46H215L217 49H219L218 47H220V46H218L217 43L220 44V40H223L222 36L220 37V38H222V39H220V40H219V38L216 39V40H218V41H215V40L213 41V40H212L213 38L210 40ZM228 38H229V37H228ZM237 38H238V37H237ZM240 38H241V37H240ZM240 38H238V39L240 40ZM246 38H247V37H246ZM246 38H245V39H246ZM250 38H251V37H249V38H247V39H250ZM252 38H251V39H252ZM259 38H262V37H259ZM259 38H258V39H259ZM263 38H264V36H263ZM19 39H20V38H19ZM50 39H52V38H50ZM117 39H118V41L120 42V38H117ZM121 39L123 40V38H121ZM124 39H125V38H124ZM144 39H141L140 43H143V44H144V42H142V40H144ZM157 39L159 40L158 37H157ZM193 39H191V40H193ZM207 39H208V38H207ZM224 39H225V38H224ZM242 39L244 40V38H242ZM247 39L244 40L242 43H244L245 41H247ZM47 40H48V39H47ZM47 40L45 39V41H47ZM53 40H54V39H53ZM58 40H59V39H58ZM58 40H57V41H58ZM83 40H86V41H83ZM89 40H90V37H89ZM106 40H107V39H106ZM160 40H163V39H160ZM172 40H173V41H172ZM172 40H171V41H172V45H173V43L176 42V41H174V40H175L174 38H173ZM199 40H200V41H199V44H200L201 46H202L203 43H204L205 45H207L204 41H201V40H202L201 38H199ZM204 40L206 41V39H204ZM233 40H234V39H233ZM254 40H255V41H254ZM262 40H263V41H262ZM262 40H260V39L257 40V43H258V41H259V42L262 44V43L264 42V39H262ZM31 41H32V40H31ZM41 41H44V39H41ZM41 41H40V42H41ZM57 41H56V43H57ZM60 41H62V40H60ZM99 41H100V38H99V40H98V43H100ZM107 41H110V40H107ZM107 41H106V42H107ZM111 41H112V40H111ZM114 41H116V39L113 40V42H114ZM130 41H127V42H130ZM136 41H137V40H136ZM136 41H135V42H136ZM148 41H149V40H148ZM155 41H157V40H155ZM163 41H164V40H163ZM165 41H164V42H165ZM178 41H177V42H178ZM223 41H224V40H223ZM223 41H221V42L224 44ZM231 41H232V40H230V41L228 40V42L230 43V44H228L229 46H228V45L226 46V42H225L224 45H225L226 48L224 49V45H223V46H222L223 50H227V47H230V48L232 47L231 51L233 50V46H231V45H234V47H235V44H234V43H231ZM48 42H49V41H48ZM48 42H47V43H48ZM52 42L55 43V41H52ZM71 42H69V44H70ZM83 42H85V43H84V44L86 45L85 47H84ZM103 42H104V40H103ZM103 42H101L102 45H103ZM116 42H117V41H116ZM127 42H126V43H127ZM157 42L159 43V41H157ZM164 42H160V44L162 43V45H164V44H163ZM168 42H169V41H168ZM192 42H195V41H192ZM192 42H191L190 44H191V45L193 44V47L196 46L195 44H197V47L200 46L198 43L195 42V44H194V43H192ZM202 42H203V43H202ZM234 42H236V41H234ZM47 43L45 42V44H47ZM56 43H55L54 45H55V47L58 46L57 48H60V47L63 48L64 46L67 48V46H68V44H64V46H63V43H66V42H63V43L61 42V44H62V45L60 44L61 46L58 45V43H57V44H56ZM72 43H71V45H72ZM90 43H91V44H90ZM104 43H105V42H104ZM110 43H111V42H110ZM120 43H121V42H120ZM151 43H153V41L150 40V43L147 44V47H146V48H143V49H146V50H147V48H149L148 45H150ZM169 43H170V45H171V42H169ZM201 43H202V44H201ZM222 43H221V45H222ZM239 43H241V40L239 41ZM242 43H241V44H242ZM246 43H247V42H246ZM249 43H250V40H249ZM257 43H256V44H257ZM33 44H34V43H33ZM45 44L43 45V47L45 46ZM81 44H83V45H81ZM106 44H107V46L109 45V46H108L109 48H110V46H113V47L115 46L114 44H113V45H112V44H109V42H107ZM121 44H122V43H121ZM134 44H136V43H134ZM145 44H146V43H145ZM156 44H157V43H156ZM156 44L154 43L155 46H156ZM204 44H203V45H204ZM241 44H239V45H241ZM250 44H251V43H250ZM252 44H253V43H252ZM261 44H260V45H261ZM263 44H264V43H263ZM41 45H42V44H41ZM51 45H52V44H51ZM119 45H120V44H119ZM132 45H133V44H132ZM136 45H137V44H136ZM158 45H159V44H158ZM158 45H157V47H158ZM165 45H166V44H165ZM167 45H169V44H167ZM188 45H189V44H188ZM236 45H237V43H236ZM245 45H247L248 47H249V46H252V45H249V44H245ZM245 45H244V47L242 46V49H245ZM254 45H255V43L253 44V46H254ZM47 46L49 47V46H50V43H49V45L47 44L45 47H47ZM59 46H60V47H59ZM62 46H63V47H62ZM72 46H73V45H72ZM93 46H94V45H93ZM96 46H97V45H96ZM100 46H101V45H100ZM103 46L106 47L105 44H104ZM117 46H118V45L116 44L115 48H117ZM122 46H123V44H122ZM124 46H126V45H124ZM134 46H135V45H134ZM138 46H139V43H138ZM175 46H174V47H175ZM209 46H210V45H209V43H208V47H209ZM247 46H246V49L248 48ZM255 46L259 47L258 45H255ZM48 47L46 48L47 50H48ZM55 47L52 48V50H54ZM65 47H64V48H65ZM90 47H87L85 50L83 49V50H84V54L86 53V55H87L85 58L88 57V59H89L88 54L90 55L91 51H92V54L95 53V51L93 52V48H92V47H91V48H92L91 51L89 50ZM97 47H98V46H97ZM108 47H106L105 49L107 50ZM113 47H112V49H113ZM129 47H131V46H129ZM142 47H143V45H142ZM152 47H153V46H152ZM152 47L150 46L151 49H152ZM157 47H156V48H157ZM162 47L164 48V46H162ZM165 47H166V46H165ZM167 47H168V46H167ZM183 47H185V46H183ZM183 47H182V49H183ZM189 47H191V46H189ZM193 47H192V48H193ZM197 47H196V48H197ZM211 47H212V46H211ZM64 48H63V50H64ZM76 48H77V47H76ZM78 48H79V47H78ZM101 48H102V47H101ZM101 48L99 47V49L102 50V52H103V49H104V48H102V49H101ZM124 48L128 49L127 46L124 47ZM134 48H135V47H134ZM134 48H133V49H134ZM138 48H139L140 50H143V49H141L140 47H138ZM154 48H155V47H154ZM176 48H177V47H176ZM176 48H175V50H176ZM194 48H195V47H194ZM220 48H221V47H220ZM222 48H221V49H222ZM238 48H239V47H238ZM250 48H251V47H250ZM250 48H248L247 50L249 51ZM252 48H253V47H252ZM69 49H70V48L65 49V50L71 51V50H69ZM72 49H73V48H72ZM74 49H75V48H74ZM87 49H88V51H87ZM94 49H95V50H98V52L95 53L94 56H96L97 54L99 55V49H97L96 47H95ZM110 49H111V48H110ZM139 49L137 50L138 52L136 51L137 54H138L139 52L144 53V52H142V51H139ZM158 49H160V48L158 47ZM170 49L173 50L172 46L170 47ZM177 49H178V48H177ZM180 49H181V48H180ZM182 49H181V50H182ZM187 49H188V48H186V50H187ZM200 49H201V48H200ZM200 49H199V50H200ZM254 49H255V48H254ZM49 50H50V48H49ZM59 50H61V49H59ZM65 50H64V51H65ZM78 50H79V49H78ZM121 50L124 51V50L122 49V47H121ZM121 50H120V51H121ZM128 50H129V49H128ZM128 50H127L126 52H128ZM148 50H149V49H148ZM164 50H165V49H163V51H164ZM168 50H169V49H168ZM178 50H179V49H178ZM184 50H185V48H184ZM188 50H190V49H188ZM188 50H187V51H188ZM195 50H197V49H195ZM205 50H207V49H205ZM234 50H236V48H235ZM256 50H257V49H256ZM256 50L252 51V49H251L250 52H248V51L245 50L244 53L247 52V53H251L250 55H253V54L255 53ZM261 50H262V49H261ZM261 50H260V51H261ZM68 51H67V53H68ZM72 51H73V55H74V50H72ZM79 51H80V50H79ZM85 51H87V52L90 51V53L87 54V52H85ZM110 51H112V50H110ZM114 51H115V50H114ZM120 51H118V52L120 53ZM131 51L133 52L132 48H131ZM158 51H159V50H158ZM160 51H161V50H160ZM173 51H174V50H173ZM176 51H177V50H176ZM202 51H203L204 53H206V52L203 50V48H202ZM208 51H209V50H208ZM238 51H240V50H238ZM238 51H237V52H238ZM251 51H252L253 53H252ZM48 52H49V51H48ZM57 52H58V53H57ZM102 52H101V54H100L101 57H102V55H105L108 51H105L106 53H105V52L102 53ZM115 52H116V51H115ZM115 52H114V53H115ZM126 52H125V54L128 55L127 57L130 59L129 65H130V63L132 64L131 61H133L134 59H135V60H134L133 62H134V63L137 62L136 59H137V60L139 59V58H137L138 56H137V57H133L135 54L132 55L133 53L130 52V50H129L130 55H132V60H131L130 55L127 54ZM150 52H151V50H149V53H150ZM154 52H156V51H154ZM154 52H153V53H154ZM166 52H167V50H166ZM168 52H169V51H168ZM178 52H179V55H180V53H181L182 51L180 52V50H179ZM189 52H190V51H189ZM193 52H194V51H193ZM197 52H198V51H197ZM203 52H201V53L203 54V56H207V55H205ZM209 52H210V51H209ZM209 52L206 53V54H208L210 57H213V56H212V55H213V53H212L213 51L210 52V53H209ZM55 53H56V54H59V56L61 55L60 52H59L58 50L55 51ZM61 53H62V51H61ZM65 53H66V52H65ZM70 53H71V52H70ZM70 53H68V54H70ZM79 53H80V52H79ZM82 53H83V52H82ZM104 53H105V54H104ZM111 53H112V52H110L109 54H110V56L113 57L117 52H116L115 54L113 53L112 55H111ZM119 53H118V54H119ZM122 53H123V52H122ZM122 53H120V54L123 55L124 53H123V54H122ZM146 53H148V51H147ZM146 53H145V54H146ZM169 53H170V52H169ZM172 53H174V54L176 53V56L178 55L177 52H175V51L172 52ZM182 53H183V52H182ZM186 53L188 54V52H186ZM215 53H216V52L214 51V54H215ZM217 53L219 54V52H217ZM226 53H227V52H226ZM241 53H242V50H241ZM247 53H246V54H247ZM257 53H258V52H257ZM139 54H140V53H139ZM139 54H138V55H139ZM156 54H157V53H156ZM156 54H155V55H156ZM158 54H160V53H158ZM174 54H173V56H174ZM183 54L185 55V52H184ZM183 54H182V55H183ZM197 54H199V53H197ZM197 54H196V56L198 57ZM202 54H201V55H202ZM210 54H212V55H210ZM221 54L224 55V53H221ZM229 54H230V53H228V55H229ZM231 54H232V53H231ZM235 54H236V53H235ZM242 54H243V53H242ZM258 54H259V53H258ZM50 55H51V53H50ZM63 55H64V53H63ZM71 55H72V54H71ZM77 55L79 56V54H76L75 56L77 57ZM143 55H144V54H143ZM161 55H162V54H161ZM163 55H165V54H163ZM182 55L180 56V58L183 57ZM188 55H190V54H188ZM191 55H192V54H191ZM193 55H195V53H194ZM254 55H256V54H254ZM254 55H253L252 57H255ZM261 55H262V54H261ZM261 55H260V56L257 55L256 58H257V57H258V58L260 57L259 59H261V58L264 59V54L262 55L263 57H262ZM51 56H52V55H51ZM53 56H54V54H53ZM56 56H57V55H56ZM61 56H62V55H61ZM80 56H81V55H80ZM94 56H93V57H94ZM106 56H107V54L105 55V58H104V56L102 57V58H104V59H102V58L100 57V58L102 59V60H101V59H100V60H101V61L104 60V62H105V60L110 59V58H107V59H106ZM123 56H124V55H123ZM123 56H121V57H123ZM158 56H160V55H158ZM176 56H175V59H174V57H173V59L177 61ZM185 56H187V55H185ZM215 56H217V54H215ZM242 56H243L242 59H244V61H246L245 59H247L246 62H247L248 67H249L250 62H249L248 60L251 61L250 56H249V57H248V56H247V57H244V54L241 55V57H242ZM57 57H58V56H57ZM70 57L73 58V56H70ZM76 57H74V59H72V60H73L72 62H76V61H74V60H77ZM90 57H91V56H90ZM96 57H97V56H96ZM98 57H99V56H98ZM98 57H97V58H98ZM108 57H109V56H108ZM114 57H115V56H114ZM118 57H119V55H118ZM142 57H144V56H142ZM164 57H165V56H164ZM168 57H172L171 54L166 55V60L169 61V62H167V63H168V64H171L170 61L172 60V58H170V59L168 60V59H167ZM178 57H179V56H178ZM188 57H190V56H188ZM210 57H209V58H210ZM222 57H223V56H222ZM224 57H227V56L225 55ZM241 57L239 56V60L241 59ZM62 58H63V60H64V58L67 60V62H66V60H64V61H65V64L67 63V64L70 65V62H71V61L68 62V61L70 60V58H68V56H67V57H66V56H64V57L62 56ZM67 58H68V59H67ZM77 58H78V57H77ZM119 58H120V57H119ZM128 58H127V60H124L125 57H123V63H124V65H125V63H128V62H127V61H128ZM147 58H148V57H147ZM160 58H161V57H160ZM160 58H159V59H160ZM183 58H184L185 60L189 59V58H187V57H183ZM183 58H182V59H183ZM190 58H191L190 60H194V59H192V57H190ZM193 58H194V57H193ZM199 58H200V57H199ZM207 58H208V56H207ZM209 58H208V59H209ZM228 58H229V57H228ZM230 58H231V57H230ZM249 58H250V59H249ZM256 58H255V59H256ZM53 59H56V57H53ZM53 59H52V60H53ZM79 59H80V58H78V61H77L75 64L73 63V64H71V65H72V66H73V65L75 66L76 64H80L81 62L79 63V61H80L81 59H80V60H79ZM88 59H87V60H88ZM91 59L93 60V61L91 60L92 62L95 61L94 58H91ZM112 59H113V61H114L115 59H117V55H116V58H115V59H114V58H112ZM150 59H151V58H150ZM157 59H158V58H157ZM162 59H163V58H162ZM210 59H211V58H210ZM210 59H209V62H210V63H211V61H212L213 59H215V61L213 60L215 63H216V61H217V60H216L217 58H213L211 61H210ZM222 59H224V58H222ZM232 59H233V58H232ZM234 59H235V58H234ZM234 59H233V60H234ZM252 59H253V58H252ZM57 60H58V59H57ZM98 60H99V59H98ZM118 60H119V59H117V62H118ZM141 60H142V59H139L137 63H139ZM164 60H165V59H164ZM178 60H179V59H178ZM190 60H188L187 62H189ZM197 60H198V59H197ZM206 60H207V59H206ZM206 60H204V61L207 62ZM219 60H221L220 57H219ZM236 60H237V58H236ZM257 60H258V59H256V61H257ZM60 61H61V60H60ZM81 61H83V60H81ZM91 61H90L89 63H92ZM121 61H122V60H120L119 62H121ZM124 61H125V62H124ZM145 61H146V60H145ZM150 61H151V60L147 61V63L149 62V64H150ZM153 61L156 62V61H158V60H155V58H154ZM160 61H161V60H160ZM180 61H181V60H180ZM183 61H184V60H183ZM183 61H182V62H183ZM200 61H201V60H200ZM226 61H227V60H225L224 62H222L223 65L226 64ZM234 61H235V60H234ZM240 61H241V60H240ZM240 61H239V64L241 65V68H240V67H239V68H240V70L242 71L241 76H242V75H246V74H243V70H244V69L242 70L243 67L246 68V66H247V65H246V62H244V61L242 60V63H241ZM252 61H254V60H252ZM252 61H251V62H252ZM256 61H254V62H256ZM262 61H263L262 59H261V61L259 60V64H260V62L262 63ZM57 62H58V61H57ZM72 62H71V63H72ZM84 62H85V60H84ZM87 62H88V61H86L85 63H87ZM96 62L101 63L100 61H97V60H96ZM96 62L92 63L93 66H94V65H98ZM104 62H103V63H104ZM107 62L109 63L108 60H107ZM107 62H105V63H107ZM111 62H112V61H111ZM158 62H159V61H158ZM162 62H163V61H162ZM184 62L186 63V61H184ZM184 62L181 64V63H179V61H177V63H179L180 65H182L181 68H183L184 65H186V66H187V65H188V66L190 65V63H188V64H187V63L184 64ZM193 62H194V61H193ZM193 62L191 61V65H192V66H193ZM228 62H230V63H228V65L226 64L225 69H224V66H223V65H222L223 67L221 66V70H222V68H223V69H224V72H225V70L229 69L228 67H230V69H231V65L233 66V64H234V63H231V59H230V61H228ZM235 62H236V61H235ZM248 62H249V63H248ZM254 62H252V63H254ZM257 62H258V61H257ZM60 63H61V62H60ZM85 63H83V65L81 66V70H83L82 67H84V69L86 70L85 66H86V65H90V64H85ZM95 63H96V64H95ZM108 63H107V64H108ZM113 63H114V62H113ZM140 63H141V62H140ZM140 63H139V64H140ZM145 63H146V62H145ZM152 63H153V62H151V64H152ZM167 63H166V64H167ZM207 63H208V62H207ZM244 63H245V64H244ZM263 63H264V62H263ZM81 64H82V63H81ZM92 64H91V65H92ZM118 64H119V63H118ZM149 64H148V65H149ZM158 64H159V63H157V64H155V65L157 66ZM166 64L163 65V67L165 66V68H166ZM175 64H176V63H175ZM183 64H184V65H183ZM201 64H202V63H201ZM230 64H231V65H230ZM236 64H237V63H235L234 66H235ZM254 64H255V63H254ZM61 65H62V64H61ZM91 65H90V67H92L93 70H96L99 66H101V64H99L98 66H96L97 68L94 69L95 66L93 67V66H91ZM108 65H109V64H108ZM115 65H116V64H115ZM124 65H123V66H124ZM127 65H128V64H127ZM137 65H138V64H137ZM148 65H147V66H148ZM160 65H161V64H159V65L155 68V70H156L157 68H159V67L161 68L162 66H160ZM177 65H178V64H177ZM214 65H215V64H214ZM229 65H230V66H229ZM240 65L237 64V67L235 66V67H233V69H234V68L237 69L238 66H240ZM245 65H246V66H245ZM251 65H252V68H253L254 65H253V64H251ZM72 66H70V67L72 68ZM74 66H73V67H74ZM78 66L80 67V65H78ZM103 66H104V64H103L101 67H103ZM106 66H107V65H106ZM119 66H120V65H119ZM121 66H122V65H121ZM145 66H146V65H145ZM150 66H151V65H150ZM168 66H169V65H168ZM188 66H187V68H188ZM192 66H190V68H191L192 71H194L193 69H194L195 67L193 66L194 68H192ZM219 66H220V64H219ZM255 66H256V65H255ZM263 66H264V65H263ZM70 67H68V66L66 67V66H65V68H68V70H69V69L71 70ZM76 67H77V66H76ZM90 67H89V68H90ZM109 67H110V66H109ZM125 67H126V66H125ZM128 67L131 68L132 65H130V66H128ZM133 67H134V66H133ZM142 67H143V66H142ZM170 67H171V66H170ZM177 67H179V65H178ZM201 67H202V66H201ZM212 67H214V66H212ZM212 67L210 66V68H212ZM248 67H247V68H248ZM250 67H251V66H250ZM256 67H258V66H256ZM261 67H262V65H261ZM99 68H100V67H99ZM134 68H135V67H134ZM167 68H168V67H167ZM190 68H189V69H190ZM196 68H197V67H196ZM217 68H218V67H217ZM219 68H220V67H219ZM76 69H78V67H77V68H75V67L73 68V70H75V71H76ZM79 69H80V68H79ZM79 69H78V70H79ZM92 69H91V70H92ZM100 69H102V68H100ZM111 69H113V70H111ZM126 69H127V68H126ZM126 69H125V70H126ZM131 69H132V68H131ZM139 69H140V68H139ZM153 69H154V68H153ZM153 69H152V70H153ZM176 69H177V68H176ZM178 69L180 70V68H178ZM255 69H256V68H255ZM263 69H264V68H263ZM68 70L66 69V72H68ZM85 70H84V72H85ZM89 70H90V69H89ZM97 70H99V69H97ZM102 70H104V69H102ZM102 70H101V71H102ZM110 70H111V72H110ZM110 70H108V68H107V71H109L110 73H112V71H115V68H112V67H111ZM122 70H124V69H122ZM122 70H121V71H122ZM125 70H124V71H125ZM127 70H128V69H127ZM147 70H148V69H147ZM191 70H190V71H191ZM206 70H207V69H205V71H206ZM215 70H216V69H215ZM221 70H220V71H221ZM237 70H238V69H237ZM249 70H250V68L247 69L246 71L244 70V72L247 73ZM252 70H253V69H251V71H252ZM86 71H87V74H88V67H87V70H86ZM119 71H120V70H116V72H117L118 74H117V73H114V72H113V74L120 75L121 79H123L122 76H121V73H124V72H123V71H122V72L120 71V72H121V73H120ZM130 71H131V70H130ZM153 71H154V70H153ZM160 71H162V68L159 69L158 72H160ZM163 71H164V70H163ZM175 71H177V70H175ZM195 71H197V70H195ZM195 71H194V72H195ZM209 71H210V70H208V72H209ZM218 71H219V70H218ZM218 71H217V72L215 71V72L218 73ZM220 71H219V72H220ZM238 71H239V70H238ZM255 71H256V70H255ZM262 71H263V70H262V68H261V71H259V72H262ZM79 72L82 73L81 71H79ZM84 72H83V73H84ZM89 72H91V71H89ZM98 72H99V71H98ZM127 72H128V71H126V73H127ZM211 72L214 73L213 70H211ZM221 72H223V70H222ZM226 72H228V71H226ZM235 72H236V71H235ZM239 72H240V71H239ZM76 73H77V71H76ZM93 73H94V71L92 72V74H93ZM99 73H100V72H99ZM133 73H134V72H133ZM133 73H132V74L127 73V74H128L129 76H131V75L134 76L136 73H134V74H133ZM141 73H143V72L141 71ZM146 73H147V72H146ZM229 73H230V72H229ZM240 73H241V72H240ZM240 73H239V74H240ZM253 73H254V71H253ZM53 74H54V73H53ZM77 74H78V73H77ZM87 74L85 73L84 77H85ZM90 74H91V73H89V77H91ZM94 74H96V73H94ZM104 74H106V75L108 74V73H106V70H105ZM113 74H112V76H113ZM127 74H125V75L127 76ZM137 74H138V73H137ZM137 74H136V75H137ZM139 74H140V73H139ZM164 74H165V73H164ZM174 74H175L177 77L179 76L178 78H180V76H182V73H181L180 75H179L178 73H173L172 76H173ZM190 74H191V73H190ZM205 74H206V73H205ZM218 74H220V73H218ZM218 74H214V75H212V76H215V75H216L217 78H218L220 75H223V73L220 74L219 76H218ZM231 74H232V72H231ZM258 74L260 75L261 73H258ZM258 74H257V75H258ZM262 74H263V72H262ZM70 75H71V74H70ZM70 75H69V76H70ZM73 75H74V76H73ZM73 75H71V76H72L73 78H74V77L76 78V79H75L76 82L78 81V80H77L78 76H81V77L83 76V75H80V74H78V76H77V75L74 74V73H73ZM100 75H101V74H100ZM100 75H98V76H100ZM102 75H103V74H102ZM125 75H124V76H125ZM136 75H135V76H136ZM148 75L151 76V73L149 72ZM148 75H147V76H148ZM154 75H155V74H154ZM166 75H167V78H166L165 81H168V83L170 84V81H169L170 79L167 80L168 77H169V76H168L169 74H166ZM195 75H196V74H195ZM195 75H194V76H195ZM197 75H199V72H198ZM200 75H201V74H200ZM200 75H199V76H200ZM202 75H204V72H203ZM210 75H211V73H209V76H210ZM234 75H235V74H233V76H234ZM248 75H249V74H248ZM254 75H255V74H254ZM259 75H258L257 78H259ZM93 76H94V75H93ZM114 76H115V75H114ZM126 76H125V77H126ZM138 76H139V75H138ZM141 76H142V74H141ZM143 76H144V75H143ZM157 76L159 77V79H161V78H160V75H157ZM176 76H175V77H176ZM194 76H193V77L190 76V77H191V78H195V79H197V78L194 77ZM199 76H198V78H199ZM207 76H208V75H207ZM207 76H206V77H207ZM209 76L207 77V80H205V79H206L205 75H204V77H202V78L200 77L201 79L199 78V80H201V82H203V83H205V81H207L206 84H207V83L210 84V82L214 81V79H216V78L213 77L212 80H211V77H209ZM225 76H226V75H225ZM233 76L230 77V78L228 77V78L231 80V78H233ZM236 76H237V75H236ZM241 76L239 75V77H240V78H239V82H242V80H244L243 77H245V76H243V77H241ZM260 76H262V75H260ZM72 77H71V78H72ZM86 77H87V76H86ZM86 77H85V79H86ZM102 77H103V81H104V80H105V76L103 75ZM120 77H119V78H120ZM148 77H149V76H148ZM151 77H152V76H151ZM155 77H156V76H155ZM220 77H222L221 80L224 79V76H220ZM250 77H251V76H250ZM255 77H256V76H255ZM263 77H264V76L260 77L259 79H260L261 81L263 80V82H264ZM73 78H72V79H73ZM82 78H83V77H82ZM107 78L109 79V76H108ZM115 78H116V80L113 79V83H114L115 81H116V83H114L113 85L117 84V80H118L117 78H118V76H116ZM127 78H129V77L127 76ZM136 78H137V79H136L137 81H135V82H138V79H139L141 82L143 81V80H141L142 77H141V78H138V77L136 76ZM172 78H173V77H172ZM182 78H183V76L181 77V79H182ZM203 78H204V81H203ZM209 78H210V79H209ZM225 78H226L225 83H224V80L221 81V80L218 79V80H219L218 83H220V82H223V83H221V84H218V83H217V84L219 85V89H216V90H220V87H222V86H223L222 84H224L225 86H223V88H224V87H227V88H231V90H233V91H231V92H232V94H231V93H229L230 91H228V89H226V88L223 89V88H222L223 90H225V89L227 90V94H229V96H230V94H231V96H233V93H234V96L239 95V94H240L239 92L242 91V89L240 90L241 87H239L240 85H238L239 82L236 81L237 78H236V79L234 78V81H236L237 83L234 82L233 79H232L231 83H232V82L236 83V84L238 85V87H239V88H237V89H239V90H234V88L236 87L234 83H232V84H231V87H229V86H228L229 84L227 83V81H229V80H227V76H226ZM257 78H256V79H257ZM83 79H84V78H83ZM87 79H88V77H87ZM91 79H92V77H91ZM94 79H95V76H94ZM146 79L148 80L149 78L146 77ZM151 79H152V78H151ZM155 79H156V78H155ZM155 79H154V76H153V79H152V80L155 81ZM163 79H165V78L162 77V79H161L162 82L164 81ZM185 79H186V78H185ZM189 79H190V78H188V80H189ZM195 79H194V80L192 79V81H193V82H195V81L197 82V80H195ZM241 79H242V80H241ZM250 79H252V77H251ZM254 79H255V78H254ZM254 79H252V80H254ZM256 79H255V80H256ZM259 79H258V80H259ZM110 80H111V79H110ZM114 80H115V81H114ZM132 80H133L132 82H134V79H133V78H132ZM156 80H157V79H156ZM209 80H211V81L209 82ZM216 80H217V79H216ZM216 80H215V81H216ZM218 80H217V81H218ZM237 80H238V79H237ZM245 80H246L247 82L249 81V82H248L249 85H251V84L253 83L252 80H249V79L247 78V76H246ZM245 80H244V81H245ZM255 80H254V83H253V84H256V83H257L256 81H258V80H256V81H255ZM73 81H74V80H73ZM85 81H86V80H85ZM88 81L90 82L91 80L88 79ZM88 81H86V82H88ZM92 81H96V80H93V79H92ZM105 81H107V80H105ZM105 81H104V82H105ZM108 81H109V80H108ZM122 81H124V84H125V83H126L125 81H127V80L124 79V80H122ZM149 81H151V80H149ZM149 81H146V82L148 83ZM153 81H152V82H153ZM159 81H160V80H159ZM159 81H157V83H158ZM165 81H164V83H166ZM189 81H190V80H189ZM215 81H214V82H215ZM82 82H83V81H82ZM135 82H134V84H132L133 86L135 85ZM176 82H177V80H176ZM196 82H195V83H196ZM201 82H197V83H198L199 85H201V84H200ZM250 82H252V83L250 84ZM78 83H79V82H78ZM97 83H98V82H97ZM100 83H101V84H100ZM108 83H110V82H108ZM111 83H112V82H111ZM111 83H110V84H111ZM121 83H122V82H121ZM129 83L131 84V82L128 81V87L130 86V89H132V88H131V85H130ZM144 83H145V82H144ZM157 83H155V84H157ZM159 83H160L161 85H160V86H159V85H156V87L158 86L159 88H164V89H165V85H162L163 83H161V82H159ZM159 83H158V84H159ZM179 83H180V82H179ZM203 83H202V84H203ZM84 84H85V83H84ZM99 84L102 86V84H105V83H102V82L99 80ZM99 84H98V85H99ZM110 84H109V85H110ZM122 84H123V83H122ZM150 84H151V83H148V84H147V85H148V88L150 87ZM171 84H172V83H171ZM187 84H190V82H187ZM187 84H186V85H187ZM192 84H193V83H191L190 86H191ZM209 84H207V86H209ZM215 84H216V83H215ZM243 84H245V82H242V83H241V85H242V87H243L244 89H245L246 87L248 88V86H247L246 84H245L246 87H244ZM261 84L263 85L264 83H261V82H260V84H259V81H258V83L256 84V86H255V85H251L250 87H252V86L258 87V85H259V87H260ZM27 85H28V84H27ZM72 85H73V84H72ZM80 85H83V83L80 84ZM93 85H94V83H93ZM126 85H127V83H126ZM138 85L141 86V84H137V85H135L136 87L134 86L135 89H136V88H139ZM142 85H143V84H142ZM144 85H145V84H144ZM166 85H167V84H166ZM184 85H185V84H183V88H184V87L186 88L187 86H186V85L184 86ZM199 85H196L197 88H198ZM204 85H205V84H204ZM204 85H203V87H204ZM213 85H214V83H213ZM86 86H87V84H86ZM105 86H106V85L103 86V89H104ZM120 86H121V85H120ZM120 86H119V82H118V86H117V87H120ZM192 86H193V85H192ZM192 86L189 87V88H190V89H193ZM201 86H202V85H201ZM232 86H235V87L232 88ZM263 86H264V85H263ZM30 87H31V86H30ZM35 87H36V86H35ZM81 87H82V88H81ZM83 87H84V86H80V87H79V91H81L80 88L83 89V90H82V94L84 93L83 91L86 90V87H85V89H84ZM88 87H90V89H91L92 84H91V86H89V84H88ZM93 87H94V86H93ZM93 87H92V88H93ZM99 87H100V86H99ZM124 87H125V86H124ZM124 87H123V89H124ZM142 87H143V86H141V88H142ZM144 87H145V86H144ZM144 87H143V89H146L147 91L149 90L147 87H145V88H144ZM152 87H155V85L153 84ZM170 87H171V86H170ZM170 87H169V88H170ZM199 87H200V86H199ZM37 88H39V86H38ZM96 88H97V86H96ZM126 88H127V86H126ZM126 88H125V89H126ZM141 88H139V89H141ZM150 88H151V87H150ZM169 88H166L167 92H169V93H171L172 91H173V92H176V91H175L176 89H174L173 86H172L173 90H172V88H170V89H169ZM215 88H216V87H214L213 89L215 90ZM27 89H28V88H27ZM31 89H32V88H31ZM70 89H71V88H70ZM93 89H95V87H94ZM93 89H92V90H93ZM100 89H101V87H100ZM106 89H107V88L105 87V89H104L102 92H104ZM120 89H121V87H120ZM127 89H128V88H127ZM143 89H141V90L143 91V94H144V90H143ZM152 89H153V88H152ZM152 89H150V91H151V93H153L155 96H156L157 93H158L159 95L162 93L160 90L158 91V90H155V89L152 90ZM199 89H200V88H199ZM199 89H198V90H199ZM205 89H206V90H205ZM205 89H204V88H203V89L201 88V90H205V92H207V88H205ZM235 89H236V88H235ZM249 89H250V88H249ZM249 89H248V90L246 89L247 91H246V90H244V91H246V92L248 93ZM256 89H257V88H256ZM68 90H69V89H68ZM72 90H73V89H72ZM92 90H91V91H92ZM116 90H118V89L112 90L111 92H113V91H114V92H117ZM141 90H140V91H141ZM154 90H155L156 92H155ZM181 90H182V89H181ZM194 90H196V88H195ZM208 90H210V88H209ZM226 90L223 91V92H226ZM253 90H254V87L252 88V91H253ZM34 91H35V90H34ZM69 91H71V90H69ZM100 91H101V90H100ZM123 91H124V90H123ZM127 91H128V90H125L126 94L129 92V91H128V92H127ZM133 91H134V89H133ZM136 91H138V90H136ZM142 91H141V92H142ZM152 91H153V92H152ZM211 91H212V90H211ZM220 91H221V90H220ZM237 91H238V93H236ZM257 91H258V90H257ZM257 91H255L256 94H257ZM263 91H264V90H263ZM263 91H262V92H263ZM25 92H26V91H25ZM40 92H41V91H40ZM86 92H87V93H84V94L87 95V96H85V95H84V96H85V97H88V94H89V93H88V91H86ZM109 92H110V91L107 90V93H105V95L108 94ZM111 92H110V93H111ZM114 92H113V93H114ZM130 92H131V91H130ZM130 92H129V93H130ZM141 92H140V93H141ZM160 92H161V93H160ZM164 92H165V91H164ZM173 92L171 93L172 95H173ZM179 92H181V91H179ZM201 92H202V93H205V92H203V91H201ZM208 92H210V91H208ZM208 92H207V93H208ZM246 92L244 93V95L247 94ZM253 92H254V91H253ZM253 92H251V93H253ZM259 92H260V91H259ZM94 93H95V91H94ZM97 93L100 95L101 92H97ZM97 93H95V94H97ZM133 93H134V92H133ZM133 93H130V94L133 95ZM136 93H137V92H136ZM151 93H149V94H151ZM155 93H156V94H155ZM169 93H166V95L164 94L163 98H165V97L167 96V94L170 96L171 94H169ZM182 93H184V91H183ZM202 93H201V95H205V94H202ZM249 93H250V91H249ZM249 93H248V94H249ZM251 93H250V94H251ZM260 93H261V92H260ZM23 94H24V92H23ZM28 94H29V93H28ZM30 94H32V93H30ZM45 94H46V93H45ZM47 94H48V93H47ZM47 94H46V95H47ZM62 94H63V93H62ZM67 94H68V93H67ZM67 94H66V95H67ZM118 94H120V93H118ZM121 94H122V93H121ZM121 94L118 95V96H121ZM141 94H142V93H141ZM227 94H226V95H227ZM21 95H22V94H21ZM93 95H94V94H92V96H91V95L89 94L88 99L90 100V98L94 97L95 100H96L98 95H97V96H93ZM105 95H104V97H105ZM109 95H110V94H108L106 97H109ZM115 95H117V94H115ZM115 95H114V97H116ZM128 95H129V94H128ZM132 95H130V96H132ZM134 95H135V94H134ZM172 95H171V96H172ZM206 95H207V97H208V94H206ZM214 95H215V94H214ZM244 95H243V96H244ZM263 95H264V93H263ZM23 96H24V95H23ZM27 96H28V95H27ZM30 96H31V95H30ZM30 96H29V97H30ZM63 96H64V94H63ZM68 96H69V95H68ZM112 96H113V95H112ZM138 96H139V95H138ZM146 96H147V95H145L144 97H145L146 99H148V98H147L148 96H147V97H146ZM169 96H168V97H169ZM173 96H175V95H173ZM177 96H179V94H178ZM227 96H228V95H227ZM234 96H233V97H234ZM245 96H246V95H245ZM251 96H252V94H251ZM253 96L255 97L256 95H254V93H253ZM258 96H259V95H258ZM18 97H19V96H18ZM37 97H39V96H37ZM80 97H81V96H80ZM101 97H103V96H101ZM122 97L125 98V97H127V95L125 96V95L123 94ZM128 97H129V96H128ZM128 97H127V98H128ZM134 97H136V95L133 96V99H134ZM149 97H150V96H149ZM151 97H153V96H151ZM151 97H150V98H151ZM186 97H187V96H186ZM204 97H205V96H204ZM207 97H206V98H207ZM214 97H216V96H214ZM220 97H222V96H220ZM233 97L230 98V101L232 100V101L230 102V105H232V107H233V105H234V107H237V108L240 109V110H241L242 108H244V107L247 108V109H250L251 106H252V108H254V110H255V109H256V108H255V105L259 104L258 102H256L257 104H256V103L254 104V102H253V101H254V98H252V100H249V98H250V95H249L248 97L246 96V99L248 98V100H249L250 102H247L248 100H245V99H243L242 102H243L244 105H245V103L247 102V103H248V106H249L250 108H249V107H246V106H244V105H243L244 107L241 106V108H239L240 105H238L239 107H238V106H235V105H237V102H235V101L233 100ZM20 98H21V97H20ZM20 98H18V100H19ZM51 98H52V97H51ZM68 98H69V97H68ZM116 98H119V97H116ZM116 98H114V99H116ZM129 98H130V97H129ZM129 98H128V99H129ZM138 98H140V97H138ZM153 98H154V97H153ZM157 98H158V97H157ZM157 98H156V99H157ZM166 98H167V97H166ZM166 98L163 99V100H165V101L168 100L167 102H169V101H170V100H169L170 97H169L168 99H166ZM175 98H176V97H174V99H175ZM182 98H183V97H182ZM218 98H219V97H218ZM235 98H236V97H235ZM235 98H234V99H235ZM243 98H244V97H243ZM262 98H264V97H262ZM21 99H22V98H21ZM27 99H28V98H27ZM46 99H48V98L45 97V100H46ZM54 99H55V98H54ZM62 99H63V98H62ZM77 99H78V98H77ZM80 99H81V98H80ZM82 99H83V98H82ZM85 99H86V98H85ZM88 99H87V100H88ZM98 99H100V98H98ZM104 99L106 100V98H104ZM110 99H111V98L109 97V101H110ZM122 99H123V98H122ZM133 99H131V100L133 101ZM142 99H144V98L142 97ZM142 99H141V100H137L138 103H140L139 101H142ZM151 99H152V98H151ZM158 99H159V98H158ZM158 99H157V100H158ZM171 99H172V98H171ZM174 99H172V100H174ZM176 99H177V98H176ZM176 99H175L174 101H177V100H178V99H177V100H176ZM195 99H196V98H193V100H195ZM216 99H217V98H216ZM225 99L227 100V103H228V102H229V100H228L229 98L226 97ZM22 100H23V99H22ZM43 100H44V99H43ZM45 100H44V101H45ZM89 100H88V101H89ZM93 100H94V99H93ZM93 100H92V101H93ZM118 100L120 101V99H118ZM129 100H130V99H129ZM129 100H128V103H129ZM152 100H153V99H152ZM160 100H161V99H159V101H160ZM196 100H197V99H196ZM202 100L204 101V99H202ZM202 100H201V103H203ZM217 100H218V99H217ZM219 100H220V98H219ZM44 101H43V102H44ZM48 101H49V100H48ZM70 101H71V99H70ZM106 101H107V100H106ZM106 101H104V102H106ZM109 101H107V102H109ZM111 101H112V99H111ZM115 101H116V103H118L117 100H115ZM115 101H113V103H114ZM135 101H136V100H135ZM135 101H134V103H135ZM148 101H149V100H148ZM148 101H147V100H144V101H143V104L140 103V104H141V107L146 105V106L144 107V108H145L144 113H142L143 111H142V112L139 111V113L141 112L140 114H143V115H144L145 112H147L146 110H149V111H148L149 113H147V114L152 115V116H153L152 119H154V117H156V115L159 114V112L157 113L158 110H162L163 112H164V111L166 112V110H165V108H164L163 106H166V107H167V110H168V106H167V104H162L163 102H162V103L160 102V104H162L161 107H163V108H161V107L159 106V107L161 108V109H159L158 105H160V104H157V107H155V105L152 104L153 101H149V102H148ZM154 101H155V100H154ZM181 101H182V100H181ZM181 101H178L177 104H179V102H181ZM207 101L210 102V100H208V99H207ZM207 101H206V102H207ZM220 101H222V99H221ZM220 101H216V102H219V103H221V104L223 105L224 103H222V102H223L224 100H223L222 102H220ZM233 101L235 102L234 104H232ZM245 101H246V102H245ZM251 101H252L253 103H251ZM255 101H256V100H255ZM49 102H50V101H49ZM55 102H56V101H55ZM80 102H81V101H80ZM82 102H83V101H82ZM107 102H106V103H107ZM121 102H122V100H121ZM130 102H131V101H130ZM144 102H145V103H144ZM150 102H151V103H150ZM157 102H158V101H157ZM171 102H172V101H170L168 105H170ZM199 102H200V101H198V103H197V102H195V103H196V105L198 104V105H197L198 107H201L202 104H201V106H200V103H199ZM206 102L204 101L205 105H204V103H203V106H205V108L203 107V108L201 109V110L204 109L203 111H205V109L208 107V105H207L208 103H206ZM225 102H226V101H225ZM244 102H245V103H244ZM16 103H17V102H16ZM18 103H19V102H18ZM21 103H22V102H21ZM23 103H24V102H23ZM50 103H51V102H50ZM50 103H49V104H50ZM88 103H89V102H88ZM90 103H91V101H90ZM94 103H95V102H94ZM102 103H103V102L100 101V104H102ZM122 103H123V102H122ZM132 103H133V102H132ZM181 103H182V102H181ZM191 103H192V102H191ZM240 103H241V102H240ZM240 103H239V104H240ZM247 103H246V104H247ZM249 103H251V104H253V105H251V104H249ZM263 103H264V101L262 102V100H261L260 105L263 104ZM14 104H15V103H14ZM36 104H38V103H36ZM40 104H41V103H40ZM46 104H47V102H46ZM49 104H48V105H49ZM56 104H57V103H56ZM79 104H81V103H79ZM95 104H97V102H96ZM100 104H99V108H100V106H101ZM108 104H110V102H109ZM111 104H112V103H111ZM111 104H110V106H107V109H108L109 107H111L112 105L115 107V109L118 107L116 110L120 109V108H119V104H117L118 106H117L116 104H115V105H114V104L111 105ZM129 104H131V103H129ZM177 104H176V106H177ZM212 104H214V105H212ZM212 104L210 105V103H209V107H208V108L212 107V110H213L214 107H215L214 112L212 111L213 113H215V112L217 111V112H219V113L222 114V112L225 111V112H223V114H222V115H225L224 113H226V110H228V109L230 110V109H231V108L228 107V108H226V109L224 110V106L221 105L223 109H222L221 107H219L220 109H222V110H219V109L216 107L217 105L215 104V102L212 103ZM17 105H18V104H17ZM17 105H15V106L17 107ZM25 105H26V104H25ZM77 105H78V103H77ZM93 105H94V104H93ZM106 105H107V104H104L103 106L106 107ZM120 105H121V104H120ZM134 105H135V104H134ZM134 105L132 104V108H133V110H134V109L136 110L135 113H137V108H136V107H139V108H138L139 110H141V109L143 110V108H140V106H134ZM180 105H181V104H179V106H180ZM192 105H193V104H192ZM196 105L194 104L193 108H196ZM206 105H207V107H206ZM226 105H227V104H226ZM260 105L257 106V107L259 108ZM15 106L13 107V109H15ZM22 106H23V105H22ZM22 106H21V107H22ZM35 106H36V105H35ZM39 106H40V105H39ZM45 106H46V105H45ZM50 106H51V105H50ZM78 106H79V105H78ZM80 106H82V105H80ZM87 106H88V105H87ZM87 106H85V108H86ZM95 106H96V105H95ZM97 106H98V105H97ZM103 106H102V107H103ZM113 106L111 107V109H113V112L110 111V113H109V110H108V112H107V113H109V115H108V114H106V111H107V110H106V111L104 110V111H102V113H103L102 115H104V112H105V116H107V115L110 116V114H111V113H114V112H116L117 114H118V113H121V115L124 114V113H122L121 111H120V112H117L116 110H114ZM124 106L126 107V104H123V106H122L123 108H122V107H121V108H122L123 110H126V109H124ZM129 106H130V105H129ZM129 106H128V107H129ZM133 106H134L135 108H134ZM170 106H171V107L174 106V108L172 107L173 110H172V109H170V110H171V111H174V112H172V113L176 114V113H175L176 110H174V109H176L178 106H177L176 108H175V104L170 105ZM181 106H182V108H184V105H183V104H182ZM186 106H187V105H186ZM186 106H185V107H186ZM213 106H214V107H213ZM253 106H254V107H253ZM262 106H264V105H262ZM24 107H25V106H24ZM37 107H38V106H36V108H37ZM128 107H126V108H128ZM198 107H197V108H198ZM22 108H23V107H22ZM41 108H42V107H41ZM87 108H88V107H87ZM87 108H86V110H87ZM90 108H94V106H92V107L89 106V109H90ZM156 108H157V109H156ZM190 108H191V107H190ZM190 108H189V109H190ZM237 108H235V109H237ZM252 108H251V109H252ZM258 108H257V109H258ZM13 109H12V110H13ZM16 109H17V108H16ZM42 109H43V108H42ZM45 109H46V108H45ZM51 109H52V108H51ZM56 109H57V108H56ZM94 109H95V108H94ZM97 109H98V108H97ZM100 109H101V108H100ZM100 109H99V110H100ZM111 109H110V110H111ZM130 109H131V108H129L128 110L130 111ZM163 109H164V110H163ZM189 109H188V110H189ZM210 109H211V108H210ZM232 109H233V108H232ZM232 109H231V110H232ZM238 109H237V110H238ZM251 109H250V110H251ZM68 110H70V109H68ZM99 110H98V111H99ZM178 110H179V109H178ZM192 110H193V109H192ZM196 110H197V109H196ZM201 110H200V111H201ZM207 110H208V109H207ZM215 110H216V111H215ZM229 110H228V112H227L226 114L229 113ZM231 110H230V115H231V112L233 111V110H232V111H231ZM240 110H238L237 112H240V115H241V111H240ZM242 110L244 111V109H242ZM250 110H249V111H250ZM262 110H263V109H262ZM17 111H18V109H17ZM20 111H21V110H20ZM44 111H46V110H44ZM57 111H58V110H57ZM96 111H97V110H95V112H96ZM98 111H97V116L99 117L100 114L98 115V113H99ZM129 111H128V112H125V111H124V112H125V113H128L129 116L131 115V118H130L129 116L127 117V118H129V119L132 120L131 122L129 121V119L124 118V116L121 117V115L118 114V117H119V115H120V117L122 118V122H123V124L126 123V122H124V121H125L124 119H126L127 122L129 121V124H130V123L135 124V123L133 122L134 119H132V118H133V117H132L133 115L131 114L132 112L130 111V112H131V113H130ZM198 111H199V108H198ZM210 111H211V110H209V112H210ZM220 111H222V112H220ZM243 111H242V113H244V114H248V110H245V112H243ZM12 112H14V111H12ZM18 112H19V111H18ZM18 112H17V113H18ZM48 112H49V109H48ZM50 112H51V111H50ZM87 112H89V110H88ZM87 112H86V113H87ZM95 112H94V113H95ZM100 112H101V111H100ZM160 112H161V111H160ZM183 112H185V110H183ZM192 112H193V111H192ZM246 112H247V113H246ZM251 112H253V111H251ZM263 112H264V111H263ZM15 113H16V112H15ZM43 113H45V112H43ZM75 113H76V112H75ZM84 113H85V112H84ZM91 113H92V112H91ZM94 113H93V115H95ZM135 113H134V114H135ZM156 113H157V114H156ZM189 113H190V112H189ZM206 113H207V111H206ZM249 113H250V112H249ZM48 114H49V113H48ZM48 114H45V116L48 115ZM52 114H53V113H52ZM59 114H60V113H59ZM76 114H77V113H76ZM117 114H115V115H116L115 117H117ZM154 114H155V115H154ZM162 114H163V113H162ZM166 114H167V113H166ZM211 114H212V113H210V115H211ZM215 114H216V113H215ZM215 114H213V115H215ZM238 114H239V113H238ZM238 114H237V115H238ZM263 114H264V113H263ZM50 115H51V114H50ZM56 115H57V113H56ZM56 115H55V116H56ZM81 115H82V114H81ZM89 115L91 116L90 113H89ZM125 115H126V114H125ZM145 115H146V114H145ZM169 115H170V113H169ZM169 115H167V116H169ZM190 115H191V114H190ZM213 115H211V116H213ZM233 115L235 116L236 114L233 112ZM237 115H236V116H237ZM242 115H243V114H242ZM41 116H43V115H41ZM52 116L54 117V115H52ZM52 116H51V117H52ZM78 116H79V115H78ZM95 116H96V115H95ZM134 116L137 117L138 114H137V115L135 114ZM147 116H148V115H147ZM147 116H145L146 119H147ZM159 116H160V115H159ZM167 116H166V118H165L164 120H167ZM176 116H177V115H176ZM180 116H181V115H180ZM180 116H179V117H180ZM187 116H188V115H187ZM231 116H232V115H231ZM231 116H230V117H231ZM234 116H233V117H234ZM236 116L234 117L235 119L238 118L239 115H238L237 117H236ZM248 116H249V114H248ZM250 116H251V118H252V117H255V116H253L252 113H251ZM39 117H40V116H39ZM39 117H37V118H39ZM49 117H50V116H49ZM53 117H52V118H53ZM62 117H63V116H62ZM73 117H74V116H73ZM82 117H83V116H82ZM82 117L80 118V120L82 119ZM84 117H85V116H84ZM98 117H97V118H98ZM100 117H101V116H100ZM112 117H114V116L111 114V118H112ZM160 117H161V116H160ZM173 117H174V116H173ZM173 117H171V118H172V121H173ZM181 117H182V119H184L183 116H181ZM185 117H186V116H185ZM195 117H196V116H195ZM200 117H201V116H200ZM222 117H223V116H222ZM227 117H228V116H227ZM262 117H264V115H263ZM37 118H36V119H37ZM42 118L45 119L44 116H43ZM54 118H55V117H54ZM54 118H53V120H51V121H54V120L56 119V118H55V119H54ZM76 118H78V117H75V119H76ZM86 118H87V117H86ZM94 118H95V117H94ZM121 118H120V119H121ZM143 118H144V117H143ZM169 118H170V116H169ZM169 118H168V120H169ZM171 118H170V119H171ZM175 118H177V117H175ZM201 118H202V117H201ZM231 118H232V117H231ZM240 118H244V115H243V117L240 116ZM240 118L237 119V122H238V123H240V122H242V121L244 122V119H246L247 117L245 116L244 119H240ZM248 118H250V117H248ZM248 118L246 119V121H247V120L250 121ZM251 118H250V119H251ZM3 119H4V118H3ZM36 119H34V121H35ZM46 119H47V117H46ZM46 119H45V120H46ZM73 119H74V118H73ZM88 119H89V118H88ZM90 119H91V118H90ZM92 119H93V117H92ZM92 119H91V120H92ZM101 119H102V117H101ZM109 119H110V117H109ZM113 119H114V118H113ZM120 119H119V120H120ZM144 119H145V118H144ZM146 119H145V120H146ZM177 119H179V118H177ZM185 119H186V118H185ZM197 119H198V118H197ZM239 119L242 120V121L239 122V121H238ZM85 120H86V119L84 118V121H85ZM93 120H94V119H93ZM97 120H98V119H97ZM104 120H105V119H104ZM107 120H108V118L106 119V121H107ZM114 120H116V119H114ZM123 120H124V121H123ZM141 120L143 121V119H141ZM145 120H144V121H145ZM149 120H151V119L149 118ZM149 120L147 121V123L150 122ZM156 120H157V119H155L154 121H156ZM159 120H160V121H163V119L161 120V118L159 119V117H158V121H159ZM168 120H167V122H168ZM187 120H188V118H187ZM187 120H185V121H187ZM254 120H255V119L253 118V119L251 120L252 122H251V121H250V122H251L252 124H254V123H253ZM261 120H262V118H261ZM32 121H33V120H32ZM39 121H41V120H39ZM43 121H44V120H43ZM48 121H49V120H48ZM81 121H82V120H81ZM86 121H88V120H86ZM106 121H104V124H106V123H105ZM154 121L152 120L153 123H155ZM170 121H171V120H169V122H170ZM172 121H171V123H172ZM180 121H184V120H180ZM202 121H203V120H202ZM248 121H247V122H248ZM256 121H257V122H256ZM258 121H260L259 118H258L257 120L254 121L255 123H258V125L255 124L256 126H255V125L253 126L251 123H249V124H251V125L254 127L253 131H255V128L257 129V128L260 127ZM45 122H46V121H45ZM49 122H50V121H49ZM49 122L47 123V125L50 124ZM56 122H57V121H56ZM58 122L60 123V121H58ZM76 122H78V121H76ZM89 122H90V121H89ZM99 122H100V121H99ZM115 122H118V121H115ZM120 122H121V120H120ZM136 122L138 123V122H141V121H140V120L137 121V119H136ZM165 122H166V121H165ZM167 122H166V123H167ZM169 122H168V123H169ZM173 122L176 123V121H173ZM177 122H178V121H177ZM191 122H192V121H191V119H190V123H191ZM225 122H226V121H225ZM232 122H234V121H232ZM235 122H236V121H235ZM237 122H236V123H237ZM243 122H242V123H243ZM247 122H244V124H245L244 127H246V126L248 125ZM260 122H261V121H260ZM263 122H264V119H263ZM35 123H36V122H35ZM42 123H43V122H42ZM81 123H82V122H81ZM95 123L97 124L98 122H95ZM102 123H103V122H101V124H102ZM110 123H111V121H110ZM144 123H146V122H142V124H144ZM150 123H151V122H150ZM150 123H149V124H150ZM153 123H152V124H153ZM193 123H194V121H193ZM195 123H196V122H195ZM195 123H194V124H195ZM208 123H209V122H208ZM227 123H228V122H227ZM236 123H234L235 126L238 125V124L236 125ZM30 124H31V122H30ZM33 124H34V123H33ZM39 124H41V123L39 122ZM53 124H54V122H53ZM57 124H58V123H57ZM77 124H78V123H77ZM104 124H103V125H104ZM111 124H112V123H111ZM118 124L120 125V123H118ZM127 124H128V123H126L125 125L127 126ZM132 124L129 125V126H131V128L133 127ZM159 124H161V122H160ZM169 124H170V123H169ZM179 124H183L181 127H182L183 130H185V128L188 127L187 124H189V122L187 121L186 126H185L184 122L179 123ZM194 124H192V125H194ZM196 124H197V125H196ZM196 124L194 125V127L196 126V127L199 128L198 123H196ZM240 124H241V123H240ZM3 125H4V124H3ZM43 125H44V124H43ZM45 125H46V124H45ZM47 125H46V127H47ZM54 125H55V124H54ZM97 125L100 126V123H98ZM112 125H114V122H113ZM112 125L109 124L108 127H111ZM135 125H136V124H135ZM138 125L140 126L141 124L138 123ZM157 125H158V124L156 123V126H157ZM170 125H171V124H170ZM176 125H177V126H176ZM176 125H175V126H176V129H174V131H176V130H177V131H176V132H173V133H177V132H179L178 130L181 129V127H179L180 129L177 128V127L180 126V125H178V124H176ZM212 125H213V124H212ZM232 125H233V123H232ZM251 125H249V126H251ZM260 125H261V123H260ZM39 126H40V125H39ZM39 126H38V128H39ZM57 126H58V125H57ZM70 126H71V125H70ZM105 126H106V125H104V128H105ZM129 126H128V127H129ZM144 126H145V125H144ZM153 126H154V125H153ZM153 126H152L153 129L151 128V130L149 131V132H151V133L149 134L150 136H148V135L146 134V133H149V132H147L148 130H147L145 133H143L144 135H147V136H146V139H147L148 137L150 138V137L152 136V138L155 137V140H159V139H158V136H159L160 139L163 140L162 137H164V136H162V135H166V137L170 136V135H168V134H169L168 131H166L165 129H162V128H163L162 124L159 125V126H161L162 128H161V129H160V127L158 128V129H160V133L162 134V135H161L162 137L159 135L160 133L158 134V131H159V130L157 129V130H158V131H157V130H155L156 128L154 129V127H156V126H154V127H153ZM166 126H167V125H166ZM175 126H174V128H175ZM184 126H185V127H184ZM189 126H191V125H189ZM224 126H226V124H224ZM249 126H248V127H249ZM257 126H258V127H257ZM261 126H262V125H261ZM0 127H1V126H0ZM41 127H42V126H41ZM43 127H44V126H43ZM48 127H49V126H48ZM51 127H52V126H50L49 129H51ZM54 127H55V126H54ZM54 127H52V129H53ZM112 127H113V126H112ZM171 127H173V123H172ZM196 127H195V128H196ZM237 127L240 128L241 126H237ZM262 127H264V126H262ZM262 127H260V128L262 129ZM34 128H35V127H33V129H34ZM36 128H37V127H36ZM38 128H37V129H38ZM100 128H102V127L100 126ZM115 128H116V126H115ZM121 128H122V127H121ZM134 128H136V127L134 126L133 129H134ZM142 128H143V127H142ZM144 128H147V127L145 126ZM144 128H143V129H144ZM149 128H150V127H149ZM149 128H147V129H149ZM165 128H166V127H165ZM167 128H169V127H167ZM189 128H190V127H189ZM191 128H192V127H191ZM198 128H197V129H198ZM231 128H232V129H235L234 127H231ZM242 128H243V127H242ZM260 128H259V129H260ZM42 129H43V128H42ZM49 129H48V128L45 129V130H47V133H48V130H49ZM52 129H51V130H52ZM57 129H58V128H57ZM57 129H56V130H57ZM90 129H91V128H90ZM93 129H94V128H93ZM93 129H91V130H93ZM107 129L109 130V128H107ZM111 129H112V128H111ZM119 129H120V128H119ZM143 129H142V130H143ZM182 129H181V130H182ZM192 129L194 130V128H192ZM199 129H200V128H199ZM218 129H219V128H218ZM247 129H248V128H247ZM247 129H246V130H247ZM261 129H260V130H261ZM35 130H36V129H35ZM58 130H59V129H58ZM102 130H103V128H102ZM104 130H105V129H104ZM116 130H118V128H117V129H114V130H110V131H115V132H116ZM135 130L138 131L137 128H136ZM135 130H134V131H135ZM154 130H155L156 132H155ZM169 130H170V129H169ZM172 130H173V129H172ZM190 130H191V129H190ZM224 130H226V129H224ZM235 130H236V129H235ZM237 130H238V129H237ZM262 130H263V129H262ZM262 130H261V131H262ZM0 131H1V130H0ZM3 131H4V128H3ZM3 131H2V132H3ZM39 131H40V130H39ZM43 131H44V130H43ZM52 131H53V130H52ZM52 131H49V133L52 132ZM94 131H95V133L97 132V130H95V129H94ZM152 131L155 132L154 134H155V135H158V136H153V135H151V134H152ZM165 131H166V132H165ZM170 131H171V130H170ZM191 131H192V130H191ZM194 131L197 132V130H194ZM198 131H199V130H198ZM243 131H245V128H244ZM250 131H251L250 129H248V133L245 131V133L248 134V135L244 134V135H246V136H244L245 138H248V137H249V135H250L249 132H250ZM5 132H7V131L5 130ZM9 132H10V131H9ZM32 132H34V131H32ZM53 132H54V131H53ZM65 132H66V131H65ZM87 132H88V131H87ZM98 132H100V131H99V128H98ZM98 132H97V134H98ZM101 132H103V131H101ZM101 132H100V133H101ZM118 132H120V131H118ZM180 132H182V131H180ZM186 132H187L186 134H189V133H190V134H193V132L191 133V132L189 131V129H187ZM236 132L238 133V131H235V132L233 131V132H232L233 134H230V136H228L229 139L231 138V142H229L230 140L228 139L229 141H227V143H228L229 146L232 145L231 147L235 146V145H233V142H232L233 140L235 141V139H232V136H231V135H235ZM240 132H242V131L240 130L239 133H240ZM255 132H256V131H255ZM262 132L264 133V131H262ZM24 133H25V132H24ZM24 133H23V134H24ZM35 133H36V132H35ZM39 133H40V132H39ZM57 133H58V132H57ZM71 133H72V132H71ZM100 133H99V134H100ZM122 133H123V132H122ZM139 133H140V132H139ZM141 133H142V132H141ZM184 133H185V132H184ZM184 133H183V134H184ZM239 133H238V134H239ZM243 133H244V132H243ZM252 133H253V132H251V135H254V133H253V134H252ZM52 134H53V133H52ZM97 134H95V136H96ZM99 134H98V135H99ZM101 134H103V133H101ZM101 134H100V135H101ZM106 134H107V133H106ZM106 134H103V135H106ZM113 134H114V133H113ZM118 134H119V133H118ZM177 134H178V133H177ZM200 134H201V133H200ZM238 134H236V135H238ZM260 134H261V132H260ZM260 134H259V135L256 134V135H257V138H258V136H260ZM8 135H9V133H8ZM8 135H7V136H8ZM33 135H34V133H33ZM35 135H37V134H35ZM35 135H34V136H35ZM38 135H39V134H38ZM42 135H43V134H42ZM81 135H82V134H81ZM90 135H92V134H90ZM100 135H99V136H100ZM103 135H102V136H103ZM109 135H110V133H109ZM114 135H115V134H114ZM122 135H123V134H122ZM140 135H141V134H140ZM144 135H142V136H144ZM171 135H172V134H171ZM174 135H175V134H174ZM193 135H195V134H193ZM202 135H203V134H202ZM4 136H5V134L3 135V134L0 132V264H50L51 256L53 255V249L56 250V248L58 247V246H56V248H54V245H55V243H54V239H55L56 235H55V229H54V227L51 226L53 223H52L50 226L44 227L43 225H45V224H42V222H41V218H43V217L40 216V210H38V209H40V207L37 208V210H34L35 207H33V209H32V204H33V203H32V204L30 203L32 200L28 199V198H30V197H28V195H27V191L24 190V188H23V186H22V184H21V183H22V182L20 181V179H21V178H20L21 175L19 176L18 171H17V167H16V164H17V163H21L22 161H21V162H16V164H15L14 158L16 159V157L13 158L14 155L9 154V151L11 150L13 144H12V146H9L10 144H8L7 141L10 140V139L6 140L5 137H7V136H5V137H4ZM11 136H12V135H11ZM31 136H32V135H31ZM47 136H48V135H47ZM55 136H56V135H55ZM84 136H86V135L83 133V137H84ZM93 136H94V135H92V137H93ZM102 136H101V138H102ZM106 136H107V135H106ZM120 136H121V134H120ZM130 136L132 137V135H130ZM142 136H141V137L139 136V137H140L141 139H143ZM179 136H180V135H179ZM188 136H189V135H188ZM222 136H223V135H222ZM225 136H226V135H225ZM247 136H248V137H247ZM263 136H264V135L262 134L260 138H262ZM38 137H39V136H38ZM89 137H90V136H88L87 138L90 140L91 137H90V138H89ZM191 137H192V136L190 135V138H191ZM194 137H195V136H193V138H194ZM204 137H205V136H204ZM234 137H236V136H234ZM238 137H239V139H238ZM244 137L241 138V134L238 135V136H237L238 141H235V142L239 143V141H241V143L244 142V143H246V144H247L248 141L255 142V141H253V139H255V138H253V139L250 138L251 140L247 139V140H246L247 142H245V140L243 139ZM253 137H254V136H253ZM7 138H8V137H7ZM12 138H13V137H12ZM32 138H33V137H32ZM45 138H46V137H45ZM49 138H50V136H49ZM51 138H52V137H51ZM87 138H86V140L88 141ZM93 138H94V137H93ZM97 138H98V137H97ZM99 138H100V137H99ZM105 138H106V137H105ZM105 138H104V139H105ZM152 138H151V139H152ZM156 138H157V139H156ZM180 138H182V137H180ZM190 138H188V139L190 140ZM224 138H225V137H224ZM240 138H241V139H240ZM40 139H42V138H40ZM104 139H103V140H104ZM114 139H116V138H114ZM144 139H145V137H144ZM146 139H145L144 141H146ZM168 139H169V140L172 139V141L174 140L173 138H171V139L168 138ZM168 139H167V140H168ZM176 139H177V138H176ZM220 139H221V138H220ZM242 139H243V141H242ZM262 139H263V138H262ZM262 139H261V140H262ZM11 140H12V139H11ZM24 140H25V139H24ZM51 140H52V139H51ZM92 140H93V139H92ZM92 140H91V141H92ZM149 140H150V139H149ZM155 140L153 139V141L151 140L150 142H154ZM165 140H166V139H165ZM177 140H178V139H177ZM191 140H192V138H191ZM225 140H227V137H226ZM255 140L257 141V142H255L256 144H260L259 141H258L257 139H255ZM74 141H75V140H74ZM76 141H78V140H76ZM87 141H86V142H87ZM96 141H97V140H95V145L97 144ZM174 141H175V140H174ZM178 141H180V140H178ZM208 141H209V140H208ZM210 141H211V139H210ZM219 141H221V140H219ZM262 141H264V139H263ZM10 142H11V141H10ZM38 142H39V141H38ZM38 142H36V143H38ZM40 142H41V141H40ZM69 142H71V141H69ZM92 142H93V141H92ZM92 142H90L89 145H91ZM98 142H100V141L98 140ZM146 142H148V141H146ZM161 142H162V141H159V143H161ZM170 142H171V141H170ZM185 142L188 143L186 140H185ZM192 142H194V141L192 140ZM205 142H207V141H205ZM211 142H212V141H211ZM211 142H210V144H212ZM216 142L218 143V141H216ZM223 142H224V141H221V142H220L221 146H220V144L218 143L219 146H220L221 148H222V146H224V147H226V149H227V146H225V145H224L225 143L223 144ZM78 143H79V141H78ZM156 143H157V141H156ZM156 143H153V144H156ZM159 143H157V144H159ZM162 143H163V142H162ZM162 143L159 144V146L157 147L158 149H157L156 147H155V149H154L153 145H152L151 147H148V148H152V147H153L151 150L154 149V150H156V152H159L161 149H162V150L165 149L164 151H162V150H161V151H162V153L165 152L164 155L168 156V153L166 154V151H167V152L169 151V149H166V148H168V147L166 146L167 143H166V142H165L166 144L163 143V147H164V148L162 147ZM176 143H177V141H176ZM217 143H216V145H217ZM249 143H250V142H249ZM255 143H254V144H255ZM33 144H34V143H33ZM69 144H70V143H69ZM72 144H73V143H72ZM79 144H80V143H79ZM79 144H78V145H79ZM86 144H88V143H86ZM86 144H85V145H86ZM93 144H94V143H93ZM103 144H104V143H103ZM148 144H149V143H148ZM151 144H152V143H151ZM192 144H193V143H192ZM192 144L190 143V144H188L187 146L189 147V146L192 145ZM204 144H205V143H204ZM207 144H208V143H206V146H205V147H208ZM234 144H236V143H234ZM251 144H252V143H251ZM256 144H255V145H256ZM38 145H39V143H38ZM73 145H75V144H73ZM95 145H94V146H95ZM100 145H101V144H100ZM164 145H165L166 147H165ZM168 145H169V144H168ZM170 145H171L172 147H175V146H177L178 144H177V145H176V144H173V145H175V146H173L172 143H170ZM208 145H209V144H208ZM248 145H249V144H248ZM252 145H253V144H252ZM252 145H251V146H252ZM14 146H15V144H14ZM14 146H13V147H14ZM31 146H32V145H31ZM75 146H76V145H75ZM87 146H88V145H87ZM101 146H103V145H101ZM154 146H156V145H154ZM181 146H182V145H181ZM209 146H212V145H209ZM229 146H228V147H229ZM239 146H242V145H239ZM239 146H238V147H239ZM243 146H245V145H243ZM243 146H242V148H243ZM249 146H250V145H249ZM249 146H248V147H249ZM258 146L260 147V145H258ZM10 147H11V148H10ZM15 147H16V146H15ZM70 147H71V146H70ZM91 147H92V146H91ZM96 147H97V146H96ZM98 147H100V146H98ZM159 147H160L161 149H159ZM192 147H193V145H192ZM203 147H204V146H203ZM205 147H204L203 150H206V151H208V152H211V151L205 149ZM220 147H219V148H220ZM238 147L235 146V148H237V149H238ZM248 147H247V148H248ZM252 147H253V146H252ZM261 147H262V146H261ZM263 147H264V146H263ZM72 148L74 149V146H73ZM75 148H76V147H75ZM81 148H82V147H81ZM81 148H80V149H81ZM88 148H89V147H88ZM88 148H87V149H88ZM93 148H94V147H93ZM176 148H177V147H175V150H174V148H172L173 150L171 151V154H172L173 151H175V152H174V156H175V157L177 156L178 160H180V161H179V162H180V165H178V163H176V164L178 165V167L176 166V164H175V166H174V167H176V172H177V169H179V172H180V173H183L184 176L187 175V177H188V176H189V177H192L193 175L197 174V175H195V177H196L197 179H196L194 176H193L191 179L194 180V182H195L196 180L198 181V182H195V183L199 186V189L202 190V191H200V192H201V193H204V198L206 199V202H204L203 200H202V201H203L205 204H207V208H208V207H211V208L206 209V207L204 208V206H202V207H201V211H200V210L197 211V210L199 209V208H198V209H196V211H194V212H192V213L190 214V212L188 211V209H190L189 207H188V208H185L186 206H184V209H183V208L180 207L181 204L179 205L180 208L178 207V205L175 207L173 204H174L175 202H178V201H176V200H178V199H176V200L174 201V200H173V195H172V200L174 201V203L172 204L173 201L169 200L170 197H169V199L167 198V196H171V194H170V195H166V194H165V195H166V197H165L166 199H165V200H166V203L169 202L170 209H171L173 206H174V207H173L172 209L175 208V211H176L177 208L182 209V211H180V210L177 209V210H178L177 221H178V219H179V224H180V222H181L180 220L184 218V220H185L184 222H185V223L191 222L190 224H189V223H188V224H189V225H192V226H194V227L196 228V229L194 228V232H195L194 235H195V236H194V235H193V236L196 237V238H197V241H198V246H196V247H198V248H196V252L199 254L198 258H199L201 261H202V260H207L206 263H204V264H264V254L262 255V253H264V252H261V251H260L261 248L263 249L262 251H264V235H263V234H264V233H263L264 231H261L262 228L260 229V227H258L259 224L257 225V224H256L257 221L255 222V219H254V218L257 217L258 212L261 211L263 208H259V209L256 208V211H258V212L256 213V215L253 213L255 217L252 218V214H251L252 211H251V210H253V209L257 206V205L255 206L254 204H258V203H256V200H257V199L253 200V196H256V195H252V199H249V197L251 196V194L254 193V192H257V190H255V189H251V190H253V191L255 190L254 192L251 191V192H252V193H251V192H250V189H249V193H248V194H250L249 197L246 198V197L248 196V195L246 194V195H245V196H246V197H245V198H246V201L244 202V199H243V202L240 204V207H241L242 204L246 203V202L249 201V200H252V201H253V204H251L252 201H249V202H250V204H249L250 208L247 206V205H248V204H247L248 202L246 203L247 205L245 204L244 206H242L243 208H240V207H239V204L235 202V201L238 202V199H239V198H242L241 196H244V195H240V196H238V197H239V198L237 197L238 199H237L236 197H234L236 200H235V199H229V200H228V199L225 197V198L227 199V202H226V203H228V204H225V203H224V199H225V198H222V197H223L226 193L223 194L222 192L224 191V187L227 188V187H229V186H227L226 184H224V185H223V184H219V182H220L221 180H223V178H224L223 176H222L223 178H221V180H215V181H213V183L211 184V186H207V185H210L211 182H209V183L206 185L208 188H206L205 186H204L205 189H204V187H203V188H202V187L200 188V186H203V185H205L206 183L203 184V185H199L200 183L207 182V181L204 180V179H207L206 177H208L209 181H210V180L212 181V180L215 178V176H216L215 173H216L218 170L220 171L222 166L225 167V165H228V164L221 165V164L219 163V162H223V161L221 160V158H218V157H220V156H218V154H217V150H218V149H215V150H216V154H217V156H218V157H216V156H215V157L218 158L219 160H221V161L218 162V163L220 164V165H218V166H219V167L221 166L220 169H219L218 167H217V168H218V169H217L216 166L213 165V164H212V165H208L210 161H209V160L204 161V160H206L207 158L204 159V160H203V159H199V160L197 159L198 161L195 162V163H197L198 165H195V164H194V166H193V164H191V166H189L188 164H190L189 162H191V161H188V163L186 162V163H187V164H186V163H184V161H187V160H185L184 158L186 157V155L190 157V154H191V155L194 154L193 151H192L190 154H187L186 152H189V151H186V152H185L186 154H185V153H182V152H177ZM179 148H181V147H179ZM179 148H177V149H179ZM183 148H184V147H183ZM189 148L191 149V147H189ZM208 148H209V147H208ZM216 148H218V147L216 146ZM12 149H13V148H12ZM76 149H77V148H76ZM80 149H79V150H80ZM85 149H86V147H85ZM94 149H95V150L97 149V151H98V148H94ZM103 149H104V148H103ZM181 149H182V148H181ZM181 149H180V150H181ZM186 149H187V148H186ZM186 149H185V150H186ZM212 149H213V152H214V148H213V147H212ZM226 149H223V151H225ZM232 149H233V148H232ZM237 149H235V150H237ZM252 149L254 150L255 147L252 148ZM256 149H257V148H256ZM263 149H264V148H263ZM70 150H71V149H70ZM99 150H100V148H99ZM185 150L183 149L182 151H185ZM187 150H188V149H187ZM199 150H200V149H199ZM219 150H221V149H219ZM230 150H231V149H230ZM233 150H234V149H233ZM235 150H234V151H235ZM242 150H244V149H242ZM253 150H252V151H253ZM257 150H258V149H257ZM11 151H12V150H11ZM66 151H67V150H66ZM75 151H76L75 149H74V151L72 150V153L75 152ZM80 151H82V149H81ZM84 151H85V150H84ZM89 151L92 153L91 150H89ZM89 151H88V152H89ZM223 151H222V152H223ZM237 151H238L237 153H240V152H241V151L239 152V149H238ZM244 151H247V152H248V149H246V150H244ZM68 152L71 153V151H68ZM76 152H77V151H76ZM86 152H87V151H86ZM98 152L102 155V154H103V153H102V152H103V151H102V148H101V151H98ZM153 152H154V151H153ZM199 152H200V151H199ZM213 152H211V154H210L211 156L215 153V152H214V153H213ZM220 152H221V151H220ZM227 152H229L228 149H227ZM250 152H251V151H249V154L247 153V154L249 155V159H250V156H251L250 154H253V153H254V152H253V153H250ZM256 152H257V151H256ZM258 152H259V151H258ZM262 152H264V151H261V150H260V152L258 153V155H259L260 153H262ZM12 153H14V152H12ZM19 153H20V152H19ZM62 153H63V152H61V158H60V160H62L63 157H64V156L62 157ZM65 153H66V152H65ZM93 153H94V152H93ZM196 153H197V152H196ZM201 153H202V151H201ZM212 153H213V154H212ZM230 153H232V152H230ZM233 153H234V152H233ZM237 153H236V154H237ZM14 154H15V153H14ZM68 154H69V153H68ZM74 154H76V153H74ZM154 154H155V156H156V153H155V152H154ZM157 154H158V153H157ZM171 154H170V155H171ZM199 154H200V153H199ZM199 154H197V155H198L199 158H200V155H201V154H200V155H199ZM202 154L204 155V154H205V151H203ZM216 154H214V155H216ZM220 154H221V153H220ZM227 154H228V153H227ZM234 154H235V153H234ZM240 154H241V153H240ZM247 154H246V155H247ZM254 154H255V153H254ZM64 155H66V154H64ZM80 155H81V154H80ZM80 155L78 154V157L81 158ZM83 155H84V158H85V159H86V158L88 159V157H85V152H83ZM83 155H82V157H83ZM91 155H92V154H91ZM91 155H90V156H91ZM94 155H95V156L97 155L96 152H95ZM160 155H161V154H160ZM160 155L158 154V158H159V157H163V154H162V156H160ZM183 155H184L185 157H183ZM203 155H201V156L203 157ZM205 155H206V154H205ZM221 155H222V154H221ZM224 155H225V152H224ZM238 155H239V154H238ZM243 155H244V154H243ZM248 155H247V157H246L245 159L248 158ZM260 155L263 156V153L260 154ZM54 156H56V155H54ZM70 156H71V155H69V157H70ZM87 156H89V155H87ZM95 156H94V157H95ZM98 156H99V155H98ZM172 156H173V155H172ZM178 156H179V157H178ZM192 156H194V155H192ZM211 156H210V157H211ZM222 156H223V155H222ZM228 156H229V157H232L231 159H232V161H234V163H235V158H234V156H230V155H228ZM253 156H255V155H252V157H253ZM18 157H19V156H18ZM18 157H17V158H18ZM43 157H44V156H43ZM66 157H68V156H65L64 159H69V158H66ZM73 157L75 158V155H74ZM76 157H77V156H76ZM78 157H77V158H78ZM92 157H93V155H92ZM94 157H93V160H94ZM205 157H206V156H204L203 158H205ZM207 157H208V155H207ZM210 157H208V158H210ZM212 157H213V156H212ZM212 157H211L210 160H212ZM226 157H227V156H226ZM252 157H251V158H252ZM256 157H257V156H256ZM48 158H49L48 162H49L50 159H51V161H50L51 165H52V161H53L52 158H53L54 160H56L54 157H47L46 159H48ZM56 158H58V156H57ZM77 158H75V159H77ZM84 158H83V159H84ZM89 158H90L89 160L92 161V158H91V157H89ZM95 158H96V157H95ZM144 158H145V156H144ZM166 158H167V157H166ZM216 158H214V160H215V161H218V159L216 160ZM227 158H228V157H227ZM227 158H225V160H227ZM233 158H234V159H233ZM237 158H238V161L240 160V164H241V163H242V162H241L242 160L239 159V157H237ZM237 158H236V159H237ZM240 158H242V157H240ZM253 158H254V157H253ZM258 158H259V156H258ZM26 159H27V158H26ZM44 159H45V157H44ZM71 159H73V158H71ZM78 159H79V158H78ZM85 159H84V160H85ZM87 159H86V160H87ZM97 159H98V158H97ZM97 159H96V160H97ZM99 159H100V158H99ZM159 159H160V158H159ZM164 159H165V158H164ZM167 159H168V158H167ZM171 159H172V158H171ZM174 159L177 161L176 158H173V160H174ZM190 159H192V158H190ZM194 159H196L195 156H194L193 160H194ZM259 159H260V158H259ZM259 159H258V160H259ZM261 159H264V156H263ZM261 159H260V160H261ZM38 160H39V159H38ZM40 160H42V159H40ZM57 160H59V158H58ZM86 160H85V161H86ZM96 160H94V162H97V163H98L99 161H96ZM201 160L204 161V163H205V162L207 163V164L205 165V167H204V166H201L202 164L199 165V162H200ZM228 160H229V158H228ZM228 160H227V163L230 164V162H228ZM250 160H251V159H250ZM250 160H249V161H250ZM255 160H256V159L254 158V160H252V161H255ZM258 160H257V163H261V164L263 163V164H264V162H263L264 160H263V161H260V162H258ZM17 161H18V160H17ZM44 161H45V160H44ZM44 161H42L41 163L44 164ZM64 161H66V160H64ZM69 161H71L70 163H72V162H74V161H78V160H74V161L69 160ZM80 161L83 162L82 159H81ZM87 161H88V160H87ZM142 161H143V160H142ZM165 161H166V159H165ZM195 161H196V160H195ZM208 161H209V162H208ZM244 161H245V160H244ZM26 162H27V161H26ZM45 162H47V161H45ZM48 162H47V163H48ZM55 162H57V161H55ZM55 162H53V163H55ZM66 162H67V161H66ZM145 162H146V161H145ZM166 162H167V164H169L168 161H166ZM169 162H170V163L172 164V166H173V164H174L175 161L172 163V160H170ZM211 162L213 163V161H211ZM22 163H23V162H22ZM61 163H62V161H61ZM61 163H60V167L63 168V166H64L65 163H62V164H61ZM78 163H79V162H78ZM78 163H76L74 167H76V165H77ZM83 163H85V162H83ZM149 163H150V162H149ZM158 163H160V162H158ZM214 163H215V162H214ZM224 163H225V162H224ZM224 163H223V164H224ZM238 163H239V162H238ZM245 163L247 164V162H245ZM249 163H250V162H249ZM254 163H255V162H254ZM254 163H253V166H255ZM257 163H256V166H259V164L257 165ZM57 164H58V163H56V165H57ZM89 164H90V163H89ZM94 164H95V163H94ZM98 164H99V163H98ZM101 164L103 165V163H101ZM216 164H217V163H216ZM236 164H237V163H236ZM242 164H244V163H242ZM242 164H241V165H242ZM22 165H23V164H22ZM36 165H37V164H36ZM39 165H40V164H39ZM51 165H49V166H51ZM56 165H55V167H54L53 169H52V167H50V168H51V171H49L50 173H51V172L53 173L54 169H56L57 166H59V165H57V166H56ZM61 165H63V166H61ZM90 165H91V164H90ZM90 165H89V166H90ZM146 165H147V164H146ZM159 165H160V164H159ZM159 165H157V166H159ZM231 165H233V164H231ZM237 165H238V164H237ZM237 165H236V166H237ZM241 165H240V167H241ZM247 165H249V164H247ZM34 166H35V165H34ZM65 166H66V164H65ZM65 166H64V168H65ZM70 166H72L71 168L73 169V165L70 164ZM80 166H82V164H81ZM80 166L78 165V168H79ZM85 166H86V164H85ZM87 166H88V164H87ZM99 166H100V165H99ZM234 166H235V165H234ZM238 166H239V165H238ZM249 166H250V165H249ZM253 166H252L251 169L254 168ZM256 166H255V168H256ZM263 166H264V165H263ZM19 167H21V166H19ZM25 167H26V166H25ZM41 167H42V166H41ZM46 167H47V165H46ZM46 167H44V168L42 167L43 170H46L47 168H49V167H47V168H46ZM137 167H138V166H137ZM148 167H149V166H148ZM160 167H161V166H160ZM174 167H171V166H170V169L172 168L171 171H174ZM223 167H222V169H223ZM242 167H245V166H242ZM242 167H241V169H243ZM21 168H22V167H21ZM28 168H29V167H28ZM42 168H41V170H42ZM69 168H70V167H69ZM71 168H70V169H71ZM82 168H83V167H82ZM102 168H103V166H102ZM168 168H169V167H168ZM225 168H226V167H225ZM229 168H230V167H229ZM245 168H247V167H245ZM245 168H244V169H245ZM255 168H254V169H255ZM57 169H58V168H57ZM67 169H68V168H67ZM67 169H66V170H67ZM70 169H69V171H70ZM76 169H77V168H76ZM87 169H88V168H87ZM194 169H195V171L198 170V173H197V172L195 173V172H194ZM230 169H232V166H231ZM233 169H235V167H234ZM233 169L231 170V172L234 171ZM244 169H243V170H244ZM247 169H250V168H247ZM254 169L252 170V173L255 175L257 172L254 171ZM256 169H257L258 171H259V169H260V171H262V172L264 173V171L261 170L262 168H259V169L256 168ZM256 169H255V170H256ZM263 169H264V168H263ZM21 170H22V169H21ZM41 170L39 169V171H37V172H39V174H41V173H47V172H44V171H41ZM52 170H53V171H52ZM60 170H61V169H60ZM63 170H64V169H63ZM167 170H168V169H167ZM228 170H229V169H228ZM243 170H242V171H243ZM56 171H57V170H56ZM75 171H76V170H74V172H75ZM229 171H230V170H229ZM245 171L248 172V170H246V169H245ZM28 172H29V171H28ZM40 172H41V173H40ZM58 172H59V171H58ZM60 172H61V171H60ZM60 172H59L58 174H60ZM77 172H78V171H77ZM167 172H168V171H167ZM193 172H194V173H193ZM205 172L208 173L209 175H210V173H211V174L213 173V174H214V178H213L211 175H210V176L207 175ZM221 172L223 173V171H221ZM236 172H237V171H235V173H236ZM239 172H240V171H238V174H239ZM249 172H251V171H249ZM52 173H51V174H52ZM101 173H102V171H101ZM170 173H171V172H170ZM260 173H261V172H260ZM29 174H30V173H29ZM35 174H36V171H35ZM37 174H38V173H37ZM51 174H50V175H51ZM63 174H65V170L63 171ZM69 174H71V173H69ZM98 174H99V173H98ZM230 174H231V173H230ZM236 174H237V173H236ZM238 174H237V175H238ZM261 174H262V173H261ZM23 175H24V174H23ZM25 175L27 176V174H25ZM25 175H24V176H25ZM41 175H43V174H41ZM54 175L57 176V173H56V174L53 173V176L51 175L52 178L54 177ZM60 175H61V174H60ZM66 175H68V174H66ZM169 175H170V174H169ZM172 175H174V174H172ZM218 175H219V174H217V176H218ZM226 175H227V174H226ZM226 175H225V176H226ZM244 175H245V174H244ZM247 175L249 176V175H252V174L249 173V174H246V176H247ZM254 175H252V176H250V177L255 178V177L257 176V174H256L255 177H254ZM45 176H46V175H45ZM51 176H50V177H51ZM63 176H64V175H63ZM68 176H69V175H68ZM175 176H176V175H175ZM175 176H174V178H175ZM182 176H183V175H182ZM184 176H183V177H184ZM231 176H234V175L231 174ZM238 176H239V175H238ZM238 176H237V177H238ZM36 177H37V176H36ZM42 177H43V176H42ZM203 177H205V178L202 180ZM229 177H230V176H229ZM229 177H226V178L228 179ZM235 177H236V176H234V178H235ZM237 177H236V179H237ZM240 177H242V176L240 175L239 178H240ZM257 177H258V176H257ZM261 177H263V174H262ZM47 178H49V177H47ZM47 178H46V180H47ZM56 178H57V177H56ZM56 178H55V179L53 178V179L56 181ZM58 178H59V177H58ZM172 178H173V177H172ZM181 178H182V177H181ZM212 178H213V179H212ZM219 178H220V177H219ZM219 178H215V179H219ZM242 178H245V177H242ZM263 178H264V177H263ZM263 178L260 179V182H264ZM22 179H23V178H22ZM26 179H27V178H26ZM38 179L40 180L41 178L38 176ZM50 179H51V178H50ZM59 179H60V178H59ZM59 179H57V181H59ZM92 179H93V178H92ZM176 179L178 180V182L180 181L178 178H176ZM189 179H190V178H189ZM227 179H225L226 182H227ZM232 179H233V178H232ZM246 179H247V178H246ZM23 180H24V179H23ZM43 180H44V178H43ZM67 180H68V179H67ZM90 180H91V179H90ZM100 180H101V179H100ZM174 180H175V179H174ZM182 180H184V179L182 178ZM192 180H190V181H192ZM201 180H202V181H201ZM229 180H231V179L229 178ZM243 180H244V179H243ZM248 180H249V178H248ZM248 180H246V181H248ZM250 180H251V179H250ZM25 181H27V180H25ZM25 181H23V182L25 183ZM55 181H54V182H55ZM57 181H56V182H57ZM85 181H87V180H85ZM93 181H94V180H93ZM145 181H146V180H145ZM190 181H189V182H190ZM200 181H201V182H200ZM217 181H219V182H217ZM231 181H232V180H231ZM234 181H235V180H234ZM236 181H238V182H236V183L239 184L238 187H237V185H236L237 192L239 193V192H241V190H239V189H240L239 187H241V184H242V187H243V183H244V182L242 183V181H240V180H238V179H237ZM239 181H240L241 183H240ZM252 181H253V180H252ZM255 181H256V180H255ZM258 181H259V180H258ZM38 182H40V181H38ZM49 182H50V181H49ZM77 182H79V181H77ZM88 182H89V181H88ZM171 182H172V181H171ZM216 182H217V183H216ZM221 182H222V181H221ZM221 182H220V183H221ZM26 183H27V182H26ZM57 183H58V182H57ZM80 183H81V182H80ZM80 183H79V185H80ZM82 183H83V182H82ZM85 183H87V182H85ZM164 183L167 184V182H164ZM164 183L162 182L163 185H164ZM245 183H246V182H245ZM245 183H244V184H245ZM252 183H254V182H252ZM35 184H36V183H35ZM42 184H43V183H42ZM48 184H50V183H48ZM77 184H78V183H77ZM87 184H88V183H87ZM93 184H94V183H93ZM173 184H174V185L176 184V186H177V183L173 182ZM179 184H181V183L179 182ZM184 184H185V182H184ZM246 184H247V183H246ZM250 184H251V183H250ZM257 184H258V186H259V183H257ZM257 184H254V185H257ZM32 185H33V184H32ZM36 185H39V184H36ZM57 185H58V184H57ZM57 185H55V187H56ZM79 185H78V186H79ZM90 185H91V184H90ZM182 185H183V183H182ZM182 185H181V188H182ZM186 185H187V184H186ZM234 185H235V184H234ZM234 185H233V187H235ZM261 185H263V183H262ZM41 186H43V185H41ZM44 186H45V185H44ZM52 186H53V185H52ZM160 186H161V185H160ZM176 186H175V187H176ZM226 186H227V187H226ZM83 187H84V186H83ZM92 187H93V186H92ZM163 187H164V186L160 187L159 189L162 191L161 188H163ZM165 187H166V186H165ZM165 187H164V188H165ZM169 187H170V186H169ZM173 187H174V186H173ZM183 187H184V186H183ZM233 187H232V188H233ZM249 187H250V186H249ZM253 187L255 188L256 186H252L251 188H253ZM262 187H264V186H262ZM42 188H45V187H42ZM178 188H179V187H178ZM193 188H194V185H193ZM195 188H196V186H195ZM195 188H194V189H195ZM238 188H239V189H238ZM243 188H244V187H243ZM243 188H242V189H243ZM258 188H259V187H258ZM258 188H256V189H258ZM39 189H40V188H39ZM78 189H79V188H78ZM87 189H88V188H87ZM90 189H91V188H90ZM182 189H183V188H182ZM185 189H186V190H189V188H185ZM234 189H235V188H234ZM36 190H38V189H36ZM79 190H80V189H79ZM88 190H89V189H88ZM93 190L95 191L96 188L93 187ZM163 190H164V189H163ZM169 190L171 191L172 189H169ZM178 190H180V189H178ZM183 190H184V189H183ZM183 190H182V191H183ZM196 190H197V188H196ZM196 190H193V191H196ZM227 190H228V189H227ZM227 190H226V191H227ZM243 190H244V189H243ZM243 190H242V191H243ZM261 190H262V189H261ZM182 191H179V193L177 194L178 197H179V195L181 194L180 192H182ZM198 191H199V190H198ZM220 191H222V192H220ZM246 191H248V190L246 189ZM258 191H259V190H258ZM75 192H76V191H75ZM75 192H74V193H75ZM85 192H86V195L84 194L85 197H84V195H80V196H79V199H78V201H77L78 204H80V207L77 205V206L79 207V209H80L78 212H82V213H81L82 216H83V214H84V209L86 208L85 206H87V204H86L87 201H86V203H85L84 200L87 199L86 197H88V195L90 196V194L87 193V192H90V191H87V190L85 189ZM85 192H83V193H85ZM98 192H99V191H98ZM98 192H97V193H98ZM106 192H107V191H106ZM158 192H159V190H158ZM164 192H165V191H164ZM167 192L169 193V191H167ZM184 192H185V191H184ZM184 192H183V193H184ZM186 192H187V191H186ZM200 192H199V193H200ZM227 192H228V191H227ZM234 192H236V191H234ZM234 192H233V195H235ZM237 192H236V194H237ZM93 193H94V192H93ZM93 193H91V194H93ZM165 193H166V192H165ZM176 193H177V192H176ZM183 193H182V194H183ZM191 193H192V192L190 191V193H189L188 195L190 196ZM196 193H197V191H196ZM199 193H197L198 196H199ZM220 193H222V194H220ZM241 193H244V192H241ZM260 193L262 194V193H264V191H263V192L260 191L259 194H260ZM77 194H78V193H77ZM87 194H88V195H87ZM158 194H159V193H158ZM162 194H163V193H161V195H162ZM227 194H228V193H227ZM255 194H258V192L255 193ZM259 194H258V195H259ZM71 195H72V194H71ZM94 195H95V194H94ZM96 195H97V194H96ZM150 195H151V194H150ZM174 195H175V194H174ZM183 195H184V194H183ZM193 195H194V194H193ZM200 195H201V194H200ZM220 195H222V196H220ZM233 195L231 194V196H233ZM238 195H239V194H238ZM69 196H70V195H69ZM181 196H182V195H181ZM185 196H187V193H185V195L182 196V198L185 197ZM226 196H227V195H226ZM65 197H66V196H64V198H65ZM72 197L74 198L73 200L76 199V198H75L76 195H75V196H72ZM72 197H71V198H72ZM83 197H84V198H83ZM90 197L92 198L93 196H90ZM94 197H95V196H94ZM94 197H93V200H94L95 198H97V197H95V198H94ZM160 197L164 198V196H160ZM160 197H159V198H160ZM187 197H188V196H187ZM190 197H191V196H190ZM190 197H189V198H190ZM192 197H194V196H192ZM196 197H197V196H196ZM196 197H194V198H196ZM220 197H221V198H220ZM67 198H68V196H67ZM91 198H88V199L92 200ZM98 198H99V197H98ZM180 198H181V197H180ZM194 198H192V200H191V198H190L189 200L193 201ZM197 198H198V197H197ZM250 198H251V197H250ZM258 198H259V197H258ZM57 199H58V198H57ZM99 199H100V198H99ZM160 199H161V198H160ZM200 199H201V198H200ZM205 199H204V200H205ZM222 199H223V201H222ZM247 199H249V200H247ZM261 199L263 200V197H262ZM29 200H30V202H29ZM65 200H67V199L65 198ZM68 200H69V199H68ZM68 200H67V201H68ZM97 200H98V199H97ZM105 200H106V199H105ZM162 200H163V199H162ZM165 200L162 201V202H165ZM167 200H168V201H167ZM184 200H185V199H184ZM184 200H183V201H184ZM233 200H234V201H233ZM239 200H240V199H239ZM36 201H37V200H36ZM88 201H89V200H88ZM94 201H95V200H94ZM179 201H180V199H179ZM181 201H182V200H181ZM183 201H182V202H183ZM191 201H190V202H191ZM195 201H196V200H195ZM202 201L200 200L201 203H203ZM225 201H226V200H225ZM258 201H260V200L258 199ZM33 202H34V201H33ZM96 202H98V201H96ZM162 202H161V200H160V203H162ZM170 202H171V203H170ZM184 202H186V201H184ZM196 202H198V201H196ZM200 202H199V203H200ZM239 202H241V200H240ZM254 202H255V203H254ZM261 202H262V201H261ZM261 202H259V204H260ZM34 203H35V202H34ZM36 203H37V202H36ZM51 203H52V202H51ZM51 203H50V204H51ZM55 203H56V202H55ZM55 203H54V204H55ZM58 203H59V201H58ZM65 203H66V201H65ZM67 203H68V202H67ZM70 203L73 204V202H71V201H70ZM75 203H76V202H75ZM75 203H74V204H75ZM91 203H92V202H91ZM93 203H94V202H93ZM93 203H92V204H93ZM105 203H106V202H105ZM166 203H165V204H166ZM178 203H180V202H178ZM178 203H176V204H178ZM187 203H188V202H187ZM187 203H186V205H188ZM191 203H192V202H191ZM201 203H200V204H201ZM204 203H203V204H204ZM76 204H77V203H76ZM88 204H89V202H88ZM111 204H112V203H111ZM116 204H118V203H116ZM163 204H164V203H163ZM165 204H164V205H165ZM170 204H172V206H171ZM182 204H183V203H182ZM194 204H195L196 206H198L197 203H194ZM203 204H202V205H203ZM208 204H211V206H209ZM261 204H262V203H261ZM261 204L259 205V207L261 206ZM62 205H63V204H62ZM68 205H69V207H71L69 203H68ZM99 205H100V204H99ZM99 205H98V206H99ZM109 205H110V204H109ZM120 205H121V204H120ZM125 205H126V204H125ZM161 205H162V204H161ZM236 205H238V207H239L240 209L243 210L242 213L240 212V209H238L237 207H235ZM252 205H254L255 207H253ZM57 206H58V204H57ZM64 206L66 207V205H64ZM64 206H63V207H64ZM72 206H73V205H72ZM94 206H95V205H94ZM126 206H128V205H126ZM129 206H130V205H129ZM135 206H136V205H134V207H135ZM142 206H143V205H142ZM165 206H166V205H165ZM189 206H192V205H189ZM193 206H194V205H193ZM193 206H192V207H193ZM196 206H194V207H196ZM246 206H247V207H246ZM48 207H49V206H48ZM52 207H53V206H52ZM63 207H62V208H63ZM92 207H93V206H92ZM92 207H91V208H92ZM113 207H114V206H113ZM137 207H138V206H137ZM261 207H262V206H261ZM263 207H264V206H263ZM42 208H43V207H42ZM59 208H60V207H59ZM66 208H67V207H66ZM73 208H74V206H73ZM93 208H94V207H93ZM93 208H92V209H93ZM130 208H131V207H130ZM135 208H136V207H135ZM35 209H36V208H35ZM44 209H45V208H44ZM53 209H54V207H53ZM92 209H91V210H92ZM110 209H111V208H110ZM165 209H166V207L164 208V212L166 213V210L168 209V205H167V209H166V210H165ZM194 209H195V208H194ZM248 209H249V210H248ZM260 209H261V210H260ZM48 210H49V209H47V211H48ZM62 210H63V209H62ZM66 210H68V208H67ZM97 210H98V209H97ZM104 210H105V209H104ZM113 210H114V209H113ZM192 210H193V209H192ZM43 211H44V210H43ZM47 211H46V212H47ZM55 211H56V209H55ZM57 211H58V210H57ZM59 211H60V209H59ZM63 211H64V210H63ZM88 211H90V208H89ZM94 211H95V209H94ZM108 211H109V210H108ZM171 211H172V210H171ZM171 211L168 210V212H171ZM175 211L173 210L172 212H174V214H175V213H176ZM61 212H62V211H61ZM61 212H55L56 215H57V217H58V215H59ZM68 212H69V211H68ZM68 212H66V211L64 212V213H65V215H64L65 217H66V214H68ZM71 212L74 213V210L71 211ZM95 212H96V211H95ZM95 212H94V213H95ZM114 212H115V211H114ZM155 212H156V211H155ZM168 212H167V213H168ZM188 212H189V213H188ZM239 212H240V214L245 213V215H244L245 218H243V217L241 218ZM261 212H262V211H261ZM58 213H59V214H58ZM87 213H88V212H87ZM91 213H92V212H91ZM108 213H110V212H108ZM187 213H188V214H187ZM44 214H45V212H44ZM77 214H78V213H77ZM79 214H80V213H79ZM81 214H80V215H81ZM89 214H90V212H89ZM95 214H96V213H95ZM98 214H99V213H98ZM153 214H154V213H153ZM162 214H163V213H162ZM232 214H233V215H232ZM262 214H263V213H262ZM262 214H260V215H262ZM52 215H53V214H52ZM56 215H54V216H56ZM62 215H63V214H62ZM72 215H73V214H72ZM91 215H92V214H91ZM159 215H160V214H159ZM164 215H165V214H164ZM168 215H169V214H168ZM168 215H167V216H168ZM171 215H172V214H171ZM187 215H189L190 217H187ZM64 216H63V217H64ZM77 216H78V215H77ZM82 216L78 217L79 221H80V218H81ZM87 216H88V215H87ZM111 216H113V215H111ZM173 216H175V215H173ZM173 216H171V217H173ZM45 217H46V216H44V219H47V218H45ZM68 217H69V216H68ZM85 217H86V216H85ZM95 217H96V216H95ZM107 217H108V216L106 215V218H107ZM164 217H165V216H164ZM259 217H260V216H259ZM49 218H50V217H48V219H49ZM53 218H54V217H53ZM60 218H61V216H60ZM82 218H83V217H82ZM96 218H98V217H96ZM106 218H105V219H106ZM111 218H112V217H111ZM261 218H262V217H261ZM48 219H47V220H42V221H48ZM50 219H51V218H50ZM58 219H59V218H58ZM58 219H57V220H58ZM64 219H66V218H64ZM78 219L76 218V220H75V219L73 218V220H72V217L68 218V219H67L68 222L66 221L67 226L70 227V225H69V221H70V223H71L72 221H74L75 223L72 222L71 224H72V225H73V224H74V225L76 224L75 226L77 227V223H76V222L78 221ZM85 219H86V218H85ZM85 219H81V221H82V220H85ZM89 219H90V216H89ZM91 219H93V218H91ZM174 219H176V218H174ZM242 219H243V220H242ZM57 220H56V221H57ZM113 220H114V219H113ZM50 221H51V220H49V222H50ZM58 221H62V219H61V220H58ZM187 221H188V222H187ZM260 221L264 222L262 219H261ZM53 222H54V221H53ZM89 222H90V221H89ZM101 222H102V221H101ZM103 222H104V221H103ZM184 222L182 221L183 225H184ZM192 222H193V223L196 222L197 225H196V224H192ZM54 223H55V222H54ZM56 223H58V222H56ZM63 223H64V222H63ZM79 223H80V222H79ZM84 223H85V222H84ZM90 223H91V222H90ZM90 223H89V224H90ZM140 223H141V222H140ZM160 223H162V222H160ZM92 224H93V223H92ZM102 224H103V223H102ZM47 225H48V224H47ZM55 225H56V224H55ZM59 225H63V224L59 223ZM72 225H71V226H72ZM74 225L72 226V229L75 227ZM81 225H82V223H81ZM84 225H87V224H84ZM249 225L252 226L253 228H255V229L257 230V231H256V230L253 231V229H252V231H253L252 233H253V234L256 233V235H259V237H257V239L259 240V241H258V242H259L258 244H262V243H260V242H263L262 246L258 245V244L255 242V240H254V238H253V236H254L255 234H254L253 236H251V237L253 238V239H252V238H250L249 233H246V232H250V231H251V227H248V228H247V226H249ZM263 225H264V224H263ZM263 225H262V227H263ZM56 226L58 227V225H56ZM90 226H91V225H90ZM90 226H89V227H90ZM92 226H93V225H92ZM157 226H159V225H157ZM163 226H164V225L160 226L159 228L161 229ZM186 226H187V227H184V226H183V227L185 228L184 230L182 229V228H183L182 226H181L182 228L180 227V229L182 230V232L184 231V234H186V235L189 234V236L191 237L192 234L190 235V233H191L190 230H189L190 233H188V232L185 233V230H186V229H191L192 227L190 226V228H188V225H187V224H186ZM259 226H260V225H259ZM57 227H56V230H58ZM61 227H62V226H61ZM76 227H75V228H76ZM78 227L80 228V225H79ZM136 227H138V226L136 225ZM178 227H179V226H178ZM58 228H60V226H59ZM62 228H63V227H62ZM62 228L59 229L60 232L58 231V233H61ZM90 228H91V227H90ZM141 228H142V227H141ZM154 228H155V227H154ZM157 228H158V227H157ZM163 228H165V226H164ZM249 228H250V231H249ZM66 229H67V227H66ZM85 229H87V228H85V226H83V227H82V230H81V231H83V232H81V233H84V231H86ZM139 229H140V228H139ZM166 229L168 230V228H166ZM174 229H175V228H174ZM174 229H172V230H173V231H172L173 234H174V232H175ZM192 229H193V228H192ZM258 229H259V230H258ZM263 229H264V227H263ZM74 230H75V229H74ZM74 230H70V229H69V231L72 232L71 234L74 233V232H73ZM161 230H162V229H161ZM181 230H180V232H179V235H180V233L183 234V233L181 232ZM195 230H196V231H195ZM64 231H65V229H64ZM89 231H91V229H90ZM137 231H138V230H137ZM163 231L167 233V231H165V229H164ZM177 232H178V231H177ZM63 233H64V232H63ZM63 233H62L61 235H63ZM78 233H80V231H79ZM85 233L87 234L88 231L85 232ZM85 233H84V234H85ZM192 233H193V231H192ZM239 233H244L243 236H242V238H240ZM69 234H70V233H69ZM75 234L78 235L77 233H75ZM86 234H85V235H86ZM90 234H91V233H90ZM184 234H183V235H184ZM58 235H59V234H58ZM61 235H59V236H61ZM76 235H73V236L71 235L72 237H71V239L69 240L70 242L68 241L69 243H67V244L70 245V243L74 241V246H75L76 243L79 244V245H78V248H79L80 245H82L81 243H84V245H85V242L87 241V239L89 238V236H88V238L86 239V238H84V237L76 236ZM79 235H80V234H79ZM88 235H89V234H88ZM183 235H181V237H183ZM250 235H251V234H250ZM83 236H84V235H83ZM151 236H152V235H151ZM168 236H169V235H168ZM193 236H192V237H193ZM86 237H87V236H86ZM152 237H153V236H152ZM152 237H151V238H152ZM177 237H179V236H177ZM184 237H185V235H184ZM190 237H188V238L185 237V238H186V240H188V239H190ZM192 237H191V238H192ZM254 237H256V236H254ZM56 238H57V237H56ZM62 238H63V237H62ZM69 238H70V237H69ZM90 238H91V237H90ZM196 238H194V239H196ZM58 239H60V238H58ZM67 239H68V238H67ZM182 239H183V241H184V238H181V240H182ZM194 239H192L193 241L191 240V243L193 242V244H194ZM248 239H249V240L252 239V240L254 241V244L256 243L255 245H257V246L260 247V250L258 249V251L256 252V251L254 250V247H253V246H255V245L252 244V241H249V243H248ZM186 240H185V241H186ZM256 241H257V240H256ZM250 242H251V244H252L253 246L250 244ZM189 243H190V240H189ZM67 244L65 243V245H67ZM71 244L73 245V243H71ZM76 245H77V244H76ZM93 245H94V244H93ZM60 246H61V245H60ZM189 246H190V245H189ZM257 246H256V247H257ZM64 247H66V250L69 251V248H67V246H64ZM70 247H71V246H70ZM93 247H94V246H93ZM259 247H258V248H259ZM80 248H81V247H80ZM58 249H60V248H58ZM63 249H64V248H63ZM63 249H61V251H65V250H63ZM73 249H74V247H73ZM73 249H72V252H74ZM75 249H76V248H75ZM89 249H90V248H89ZM255 249H256V248H255ZM77 250H78V249H77ZM85 250H86V249H85ZM61 251H60V253H62ZM70 251H71V250H70ZM79 251H81V250H78V252H79ZM55 252H56V251H55ZM58 252H59V250H58ZM66 252H67V251H65V253H66ZM72 252H71V254H73ZM181 252H182V251H181ZM258 252H259V253H258ZM260 252H261V254H260ZM60 253H56V255H57V254L60 255ZM67 253H69V252H67ZM74 253H75V252H74ZM92 253H93V251H92ZM96 253H97V252H96ZM165 253L167 254V252H165ZM172 253L174 254V252H172ZM71 254H70V255H71ZM77 254H78V253H77ZM79 254H80V252H79ZM88 254H89V253H88ZM88 254H87V256H88ZM93 254H95V253H93ZM175 254H176V252H175ZM59 255H57V256H59ZM63 255H64V254H63ZM65 255H66V254H65ZM83 255H84V254H83ZM97 255H98V254H97ZM164 255H165V254H163L162 256L160 255V256L163 257ZM167 255H169V256H166L167 258H170V257H171V256H170L171 253L168 252ZM178 255H179V254H178ZM181 255H182V254H181ZM71 256H72V255H71ZM78 256H80V255H78ZM78 256H76V257H78ZM81 256H82V255H81ZM174 256H175V255H174ZM174 256L172 255V257H174ZM194 256H195V255H194ZM72 257H74V255H73ZM166 257H165V259H167ZM64 258H65V257H64ZM67 258H70V257H67ZM67 258H66V259H67ZM78 258H79V257H78ZM84 258H88V257L85 256ZM95 258H96V257H95ZM163 258H164V257H163ZM176 258H177V257H176ZM176 258H175V259H176ZM182 258H183V255H182ZM58 259H59V258H58ZM70 259H71V258H70ZM70 259H69V260H70ZM96 259H97V258H96ZM96 259H95V260H96ZM159 259H160V257H159ZM159 259H158V261H160ZM161 259H162V258H161ZM172 259H173V261L176 263V261H175L174 258L169 259L170 262H172ZM179 259H180V257H179ZM179 259H178V261H177L178 264L180 263V262H179ZM54 260H55V258H54ZM69 260H67V261H69ZM76 260H77V259H76ZM83 260H84V259H83ZM85 260H86V259H85ZM125 260H126V259H125ZM167 260H168V259H167ZM169 260H168V261L164 260V263H165V261H166V262H169ZM176 260H177V259H176ZM183 260H184V261H183ZM188 260H189V259H187L186 261H188ZM253 260H254V261H253ZM67 261H66V262H67ZM72 261H73V260H72ZM121 261H122V260H121ZM123 261H124V260H123ZM137 261H138V260H137ZM182 261H183V263H181V264H184V263L187 264V263H189V262H185V259H184V258L182 259ZM189 261L192 263V260H189ZM198 261H199V260H198ZM201 261H200V262H201ZM52 262H53V261H52ZM52 262H51V263H52ZM57 262H58V261H57ZM59 262H60V261H59ZM126 262H127V261H126ZM170 262H169V263H170ZM193 262H194V261H193ZM67 263H68V262H67ZM78 263H79V262H78ZM80 263H81V262H80ZM82 263H83V261H82ZM157 263H158V262H157ZM164 263H163V264H164ZM169 263H168V264H169ZM191 263H190V264H191ZM196 263H197V262H196ZM202 263H203V262H202ZM83 264H84V263H83ZM86 264H87V262H86ZM165 264H167V263H165ZM172 264H174V263L172 262ZM176 264H177V263H176ZM193 264H194V263H193ZM200 264H201V263H200Z\"/></svg>","mask_w":264,"mask_h":264}]
</instances>
